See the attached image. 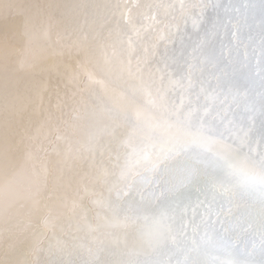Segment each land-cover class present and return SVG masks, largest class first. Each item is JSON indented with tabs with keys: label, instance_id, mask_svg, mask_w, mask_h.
<instances>
[{
	"label": "rangeland",
	"instance_id": "obj_1",
	"mask_svg": "<svg viewBox=\"0 0 264 264\" xmlns=\"http://www.w3.org/2000/svg\"><path fill=\"white\" fill-rule=\"evenodd\" d=\"M87 1H88V3H87ZM100 1H101V4H100ZM106 1V3H109V1L108 0H105ZM105 1L104 0H0V29H4V28H10L12 31H14L15 33H16V35L18 36V37H20V35H21V33L23 32V25H24V23L26 22V21H29V19H30V21L29 22H31V23H33V24H39L41 21H48V20H50L51 22H52V24H53V26H54V30L56 31V32H59L61 35H63L64 37H66V39L63 41V43L65 44V45H71L70 47L69 46H66V47H63V48H60L59 46H57V45H53V47L52 48H49L48 50H47V52L43 55V57H41L40 59H37L38 57H40L41 56V49L39 48V47H37V48H35L34 50H30L29 49V45H28V43H27V41L26 40H24V39H22V38H19V39H17L16 41H14L13 42V44L11 45V46H7V47H4L2 50H0V131H2V130H5V131H2V132H0L1 134L2 133H7L6 134V138H5V142H3L4 141V139H3V137H5L3 134H2V136H0V143L1 142H3V143H6V144H8V143H14L15 141H16V138H15V136L17 137V139H18V137H24L23 135L24 134H26L25 132L27 131V134H26V136H32V135H28V134H33V131H34V129H33V127L35 126V128H36V125L38 124V123H41L40 125L38 124V128H36L37 129V131H36V129H35V131H34V133H35V135L33 134V136H32V138L33 137H35L34 139H37V135L38 134H40V132L42 131V133L40 134V135H38L39 137H38V140H39V138L41 137V139L39 140V141H44V142H42V144L44 145V147H45V145L46 144H48L47 142H50L48 145H46V147L44 148L45 150V152L43 151L42 153H40L39 154V156H42V157H44V158H42L41 157V160H43L42 162L44 163V164H46L47 165V168H48V172H50L49 174H51V175H49V178L50 177H52L51 178V180L53 179L54 181H51V180H49V178H47V183L48 182H50L51 181V184L50 183H48L47 184V186L48 187H50V186H52L51 188H48L47 187V190L49 191H47V193H48V195H49V198H50V200L49 199H47V196L48 195H46L45 194V196L46 197H43V198H46V199H44V201L46 202H44L43 200H42V202H41V206L39 207V211L42 213V215L40 214V212L38 211H36V210H38V209H36V208H21L22 210L23 209H25L24 210V212L21 210V209H16V210H14V211H16V213L13 211H11L13 214L15 213V214H17L18 216H17V218H15V219H13V220H11V218H10V221H9V219H7V218H9V216L11 215L10 213H8V206L6 205V198H8V200L11 198V196H10V194L8 193V191H7V188H8V184H9V182L10 181H13V180H15V179H17L16 177H14L13 175L10 177V175L11 174H8L7 175V173H5V172H8V173H10L9 172V169H8V167H5V169L7 170V171H5L4 170V174L5 175H7V177H5V175H4V178H7V180L5 179L4 180V182L6 183V185H5V188H6V191H5V194L6 195H4L5 196V198H4V201H3V204L6 206V207H4V208H6V209H4V212H6L7 211V215L5 216V213H3L4 215L2 216V217H0V219L2 218H4V217H6V219L9 221H4L3 220V222H8V224H9V226L11 227V225H12V227H11V229H12V231L10 230V227L9 226H7V224L6 225H3V222H2V224L0 223V225L1 226H3L5 229H3V228H1V226H0V232H1V230L3 231V233L1 232L0 233V237H2V238H0V242L2 241V244L0 245V251H3V250H5V253H4V251L0 254V264H9V261H11L10 262V264H12V263H14V264H16V262H18V261H16V257L18 256H20L18 259H19V262H20V260L21 259H24V260H21V262H23V263H19V264H58V261H60L61 260V258H65L64 259V261L66 260V258L67 259H69L68 261L66 260L65 261V263H67V264H71V262L73 261V259L74 258H71V257H75L76 256V258L75 259H77L76 260V262H73L72 264H77V261H78V263L79 262H81V264H85L84 263V261L86 260V263L87 264H92L94 261V263L93 264H97V262H100V261H102L101 263H99V264H105L106 262L108 263V264H121L120 262H122V261H124V260H126L125 258L127 257L128 258V249L129 250H131V251H135V252H139V257H137L138 258V260L139 261H141V264H147V263H145V262H148V264H149V261L148 260H151L152 259V261L150 262V264L152 263H155V264H164V262H162L163 261V259H164V261H165V264H176V263H174V262H177V264H196V263H198V262H200L201 264H211V261H210V259L212 260V264H221V261L223 262V264L225 263V264H234V263H236V262H238L239 264H241V262H245V264H246V260H247V258H246V260L244 261L243 259H241L243 256H241V258L238 256V255H244L245 257H248L249 258V260L247 261L248 263L247 264H250L249 263V261L251 260V257H253V258H255V260L253 259L252 261H250L251 262V264L253 263V261L255 262L254 264H261L262 262H260V263H258V261H263V259L262 260H260L261 259V257L264 255V250H261V247H260V239L259 240H251L252 238L253 239H255L256 238V235H258L260 232H264V207H263V205H264V196H262V192L264 191H262V189L261 190H257L258 189V187H259V185H255V187H254V185H251V187L247 184V185H245V183H244V185H243V178H241V177H243V176H241L240 178L242 179V181H241V179L239 178V174L238 173H236V171L235 172H233V170L232 169H230V168H228L226 165H225V163H224V161L221 159V157H225V156H228L229 154H232L233 155V158L235 157V158H237L238 160H243V156L246 158L247 156L249 157L250 155H246L247 153H250L249 152V147L247 146V145H250V146H252L251 148L253 149H256L255 150V155H256V157H258V159H256V158H253V159H256L257 161H259L260 160V155H259V153L260 154H262L263 153V150H264V144H263V146L261 145L262 143H263V141H264V136H262V135H264V133L262 134V132H264V119H262V118H260V117H263L264 118V104H263V102H264V93H262V92H264L263 90H264V82H263V80H264V16H263V13H264V8H263V6L261 5V3H259L258 1H256V0H251V1H249V0H180V3H181V5L182 6H180V3H179V0H175V5H174V1H173V3H171V1L172 0H166V3H165V0H164V3L165 4H163V1H161V0H158V3L157 4H155L156 3V1L157 0H155V3H154V1L153 0H151V3H150V0H129V5H127L128 4V1L126 0V1H124V0H111L110 1V3L108 4V5H104L103 3H105ZM152 1H153V3H152ZM169 1H170V3L171 4H173L174 6H172L171 4H169ZM177 1H178V3H177ZM232 1H233V4L231 5L230 3H232ZM254 1H255V3H254ZM86 5H85V4ZM105 3V4H106ZM112 3V4H111ZM114 3H115V5H114ZM150 3V4H149ZM162 3V4H161ZM236 3V4H235ZM238 3V4H237ZM254 3V4H253ZM75 4V5H74ZM83 4V5H82ZM94 6H93V5ZM100 4V5H99ZM153 4H154V6L155 5H157V6H155V7H157V8H159V10L157 9H154L155 7L153 6ZM158 4H161V5H158ZM226 4V5H225ZM82 5V6H81ZM99 5V6H98ZM151 5H152V7H153V10L156 12V11H158V12H156L159 16H160V18H159V16L155 13V15H154V17L155 18H157V19H159L160 20V22L158 21H156V19L155 18H153L154 20H152V16H153V14H152V7H151ZM168 5H170L168 8L170 9V12H168L169 11V9H167V7L166 6H168ZM178 5H179V8H177L178 7ZM232 6V7H230V6ZM254 5H256V6H254ZM113 6V7H112ZM117 6V7H116ZM127 6H129V8L127 7ZM133 6V7H132ZM162 8L163 6H165L163 9H162V11H161V8ZM176 6V11H175V14H173L174 13V7ZM223 9H225V6H227V8L226 9H228V7L230 8L229 9V11L228 10H222L220 7ZM224 6V7H223ZM67 7H68V9H67ZM118 7H120V8H118ZM146 7H148V9H146ZM184 7L185 9H183L182 10V8ZM216 7V8H215ZM258 7H260V8H258ZM77 8V9H76ZM85 8V9H84ZM88 8V9H87ZM90 8V9H89ZM97 8V9H96ZM221 10H220V9ZM234 8H236V9H234ZM262 8V9H261ZM84 9V10H83ZM96 11H95V10ZM102 9V10H101ZM125 9V10H124ZM130 9V10H129ZM144 9V10H143ZM167 11H166V10ZM216 9L218 10V14H217V12H216ZM257 9H261V10H257ZM106 10V11H105ZM137 12H136V11ZM143 10V11H142ZM149 10V11H148ZM151 10V11H150ZM163 10H164V12H163ZM213 10H214V12H213ZM231 10H232V12H231ZM92 11V12H91ZM102 11H104V13L102 12ZM129 11V12H128ZM141 13H140V12ZM145 11V12H144ZM178 11V12H177ZM185 11H187V12H185ZM222 11V15H221V12ZM238 11V12H237ZM98 13V15H97V13ZM102 12V13H101ZM119 12H120V14H119ZM126 12V13H125ZM135 12V13H134ZM145 13V15H144V13ZM159 12L161 13V14H159ZM166 12V14H164ZM226 12H228V13H232L231 15L230 14H228V13H226ZM21 13V14H20ZM93 13H95V14H93ZM107 13V14H106ZM134 13V14H133ZM136 13H137V15H136ZM139 13V14H138ZM146 13L149 15H146ZM181 13H182V15H181ZM183 13H185V16H183ZM186 13H187V15H186ZM197 13V14H196ZM211 13V14H210ZM214 13H215V15H219L218 17L220 18V17H222L221 19H218V17L217 16H215L214 15ZM260 13H262V16L260 15ZM23 14V15H22ZM68 14V15H67ZM123 14H126V15H123ZM164 14V15H163ZM226 14V15H225ZM235 14H237V15H235ZM19 15V16H18ZM65 15H66V17H65ZM97 15V16H96ZM101 15H105V17L103 16V18L105 19H103V18H101L102 16ZM128 15V17H126ZM129 15L131 16L130 18H132V19H134V20H132V19H130V21L131 22H129ZM133 15V16H132ZM134 15H136V16H134ZM142 15H144L145 17H143ZM152 15V16H151ZM161 15H163V16H161ZM170 15V17H168ZM179 17H178V16ZM190 17H189V16ZM212 16L211 18H209L210 19V24H208L207 23V21L209 22V19L208 18H206V16ZM214 15V16H213ZM224 15V16H223ZM234 15V16H233ZM25 16H26V19H23V18H25ZM68 16V17H67ZM116 16H118V17H116ZM123 16H125V17H123ZM140 17V16H142L141 18H137V17ZM148 16V17H147ZM158 16V17H157ZM164 16H167L169 19H170V21H169V19L167 18V17H164ZM173 16V17H172ZM184 18H183V17ZM187 16L189 17L187 20H184V22L182 21V19H186L187 18ZM191 16H193V17H191ZM236 16V17H235ZM122 17V18H121ZM146 17L148 18L147 20H146ZM162 17V18H161ZM215 19H214V18ZM231 17V18H230ZM233 17H235V18H233ZM22 18V19H21ZM69 18V19H68ZM117 18V19H116ZM126 18V19H125ZM137 20H136V19ZM151 18V19H150ZM165 18H167V19H165ZM172 18H174V19H172ZM191 18H193V20H191ZM202 18V19H201ZM206 18V21L204 22L203 20ZM213 18V19H212ZM224 18V19H223ZM226 18V19H225ZM102 19V20H101ZM115 20V21H113V20ZM121 19L123 20V21H121ZM145 20V23H147V25H146V27H145V25H143V23L142 22H144V20ZM163 19V20H162ZM179 19H180V21H181V23H180V21H179ZM233 21H232V20ZM69 20V21H68ZM96 20V21H95ZM107 20V21H106ZM116 20H118V21H116ZM120 20V21H119ZM136 20V21H135ZM148 20H150V21H148ZM162 20V21H161ZM194 20H195V24L193 23L194 22ZM198 20H202V21H198ZM212 20H214L215 21V23L214 22H212L211 23V21ZM218 20V21H217ZM221 20V22H223L221 25L223 26V25H225V24H227L228 25V27H227V25H225V26H221V25H219V21ZM222 20H225V21H227V23L225 22V21H222ZM102 21V22H101ZM104 21H106V22H104ZM137 21H139V22H137ZM142 21V22H141ZM148 21V22H147ZM153 21V22H152ZM165 21V22H164ZM172 21H175V23H173ZM192 21V22H191ZM229 21H232V22H230V24L231 25H229L228 23H229ZM70 22V23H69ZM115 22H116V24H117V27L115 28V27H113L114 25H115ZM132 22H134V23H137V24H134V23H132ZM142 23V25H141V23ZM149 22H152L151 24L149 23ZM189 22H191V23H189ZM197 22V23H196ZM205 23L204 25H203V23ZM220 22V23H221ZM238 22V23H237ZM86 23V24H85ZM118 23H120V24H124V26H123V24L122 25H118ZM134 24V25H132V24ZM144 23V24H145ZM155 23V24H154ZM157 23H160V24H157ZM199 23H201V24H199ZM208 24V26H207V24ZM88 24V25H87ZM91 24V25H90ZM126 24V25H125ZM150 26H149V25ZM153 24V26H151ZM177 24H180V25H177ZM192 24H193V26H192ZM213 24H214V26H215V28H214V26H213ZM217 24V25H216ZM259 24V26H260V24H262L260 27L258 26V28H257V25ZM71 25H72V27H71ZM95 25H97V26H95ZM112 25V27H110ZM142 26V27H144V28H142L141 29V27L140 26ZM157 25L158 27H159V29H161V31L164 29V31H162L163 33H165L164 35H165V37H167V38H164V35L162 34V32L158 29V27L155 26ZM182 25H183V27H182ZM189 25H191V27L193 28V27H195L196 25H197V28L195 27L194 29H191V27L189 26ZM195 25V26H194ZM202 25V27H200ZM205 25L207 26V27H205ZM209 25H211L210 27H209ZM253 26V28L255 29H257V32H258V34L259 33H262L261 35L259 34L258 36H259V38L255 35V34H257V32L255 31V30H252V33L250 32V30H251V28H252V26ZM88 26V27H87ZM133 26V27H135V28H131V27ZM188 26V27H187ZM204 26V27H203ZM232 26V27H231ZM76 27H77V29L78 30H80L81 29V31H78L77 29H76ZM85 27H87L88 29H86ZM126 27H129V29L128 28H126ZM137 27H139L138 28V30H137ZM153 27V29L154 28H156V29H154V32L156 33H154L153 32V30L151 29V28ZM161 27V28H160ZM190 27V28H189ZM201 28V31L199 30V28ZM221 27V29L223 28V31L221 30V29H217V28H220ZM225 27H226V30L227 31H229V32H227L226 30H225ZM72 28V29H71ZM119 28V29H118ZM149 28V30H147ZM186 28H189V29H186ZM202 28L205 30H202ZM208 28L209 29H214V31H212V30H208ZM228 28H230L229 30H228ZM252 28V29H253ZM260 28V29H259ZM62 29V30H61ZM102 29V30H101ZM113 29H115V30H117L118 29V31H115V32H113L114 30ZM121 29V31H122V29L124 30L123 32L124 33H126V31H128L127 32V35H125V34H123V35H125V36H127L125 39H123L125 36H123L122 35V33H121V35H120V30ZM126 29V30H125ZM160 31V32H157L158 30ZM166 29V30H165ZM184 29V30H183ZM76 30H77V33H75L76 32ZM87 30V31H86ZM101 30V31H100ZM103 30H105V31H103ZM113 30V31H112ZM132 32H130V31ZM134 30H136V31H134ZM142 30V31H141ZM143 30H146V31H143ZM152 32H151V31ZM186 30L188 31V32H186ZM191 30V31H190ZM193 30H196V32H193ZM199 30V31H198ZM216 30V31H215ZM259 30L261 31V32H259ZM100 31V32H99ZM139 31V32H138ZM182 31V32H181ZM183 31L185 32V34H187L188 35V33H189V36H190V38H191V42H189L188 40L190 39V38H188V39H186V41H188L189 42V44H188V42H185V38H186V36L187 35H185V34H183ZM202 31H204V33H205V36L203 35L204 33H202ZM207 31H209L210 32V34H209V32H207ZM212 31V32H211ZM221 31L224 33H221ZM233 33H232V32ZM81 34H80V33ZM98 32V33H97ZM109 32V33H108ZM133 32H134V34H133ZM150 32V33H149ZM179 32V33H178ZM190 32H192V33H190ZM202 33V35L200 34V33ZM213 32L215 33V32H219V33H216L215 34V37H213L214 36V34H213ZM226 32H227V34H226ZM255 32V33H254ZM89 33V34H88ZM92 33V34H91ZM95 33V34H94ZM104 33V34H103ZM114 33V34H113ZM116 33V34H115ZM130 34V36H129V34ZM137 33V35H136V37L137 38H139L138 40H136V37H135V34ZM139 33H140V35H139ZM144 33H145V36H144ZM154 33V34H153ZM157 33H159L158 35L159 36H161L160 35V33L162 34V36H161V38H162V41H161V39H159L160 37L159 36H157L158 37V39H157V37L154 39L153 38V36L155 35H157ZM178 33V34H177ZM180 33L182 34V35H184V36H181L180 35ZM195 33V34H194ZM206 33H208V34H206ZM77 34H79V35H81L80 37H85L84 39H82V38H77L78 37V35ZM97 34H99L100 36L98 37V35ZM102 34V35H101ZM107 34V35H106ZM109 34H113V35H115V37H117L116 39H117V42H119V40H120V38L121 39H123V41L124 42H122V40H120V42L119 43H117L116 41H115V39H114V36H112V35H109ZM132 34H133V37H132ZM143 34V35H142ZM153 36H152V35ZM192 34V35H191ZM200 35V36H198V35ZM213 36H212V35ZM219 35V36H216V35ZM229 34V35H228ZM253 34H254V38H252V36H253ZM77 35V36H76ZM107 36V37H105V36ZM116 35H118V36H116ZM144 36L143 38H145V40L147 41H145L144 40V43H142V41H143V39H142V36ZM151 35V36H150ZM170 35V36H169ZM206 35H208L209 36V40H207L208 42V45H207V43L205 42L206 41V39H208V36H206ZM212 36V38H214L213 40L214 41H216V42H213V40H211L210 38H211V36ZM223 35V36H222ZM225 35V36H224ZM226 35L227 36H229V37H226ZM231 35V36H230ZM250 35H252L251 36V40H250ZM122 36V37H121ZM139 36H141V38L139 37ZM181 36V37H180ZM189 36H187V37H189ZM199 38H198V37ZM220 36H222L221 38H220ZM260 36L262 37V38H260ZM103 37H104V39H103ZM112 37V38H111ZM135 37V38H134ZM154 39V40H156L157 39V41H158V43H155L156 41H154L152 38ZM182 37H185V38H182ZM199 39H197V38ZM201 37H202V39L203 40H201ZM203 37H205L206 39H204ZM225 37V38H224ZM249 37V38H248ZM98 38V39H97ZM119 38V39H118ZM168 39V40H165V41H163L164 39ZM179 38V39H178ZM197 40H196V39ZM224 38V39H223ZM227 38V39H226ZM53 41H55L56 39H57V37L55 36V35H53ZM70 39V40H69ZM82 40V42H81V40ZM106 39H107V41H106ZM111 39V40H110ZM128 39V40H127ZM132 39V40H131ZM142 41H141V40ZM154 41L153 43H152V40ZM181 39H184V41H182ZM195 39V40H194ZM216 39V40H215ZM219 39V40H218ZM226 39V40H225ZM256 39H258V40H256ZM260 39V40H259ZM80 40V41H79ZM91 40V41H90ZM104 40V41H103ZM110 40V41H109ZM114 40V41H113ZM128 42H130V43H128ZM133 40H134V42L135 43H140L141 45H139V43L138 44H134L133 43ZM138 41V42H136V41ZM225 40V41H224ZM250 40V42H248ZM255 40V41H254ZM102 41H103V43H102ZM109 41V42H108ZM114 42V44L112 43V42ZM125 41L127 42V43H125ZM131 41H132V43H131ZM149 41V42H148ZM159 41H160V43H159ZM193 41V42H192ZM198 43L197 45V47L195 48V47H193V45L195 46L196 45V42ZM209 41H211V42H213V43H210ZM219 41H220V43H219ZM259 41V42H258ZM150 42H151V44L152 45H150ZM181 42H183V43H181ZM184 42L186 43V45L184 44ZM200 42L202 43V44H200ZM203 42H205V46H203L204 45V43ZM252 42V44H250ZM71 43V44H70ZM147 43H149L148 44V46H147ZM155 43V44H154ZM213 44L212 45V49H213V51H212V49L210 50V44ZM222 43H223V45H222ZM260 43V44H259ZM116 44V45H115ZM119 44H123L122 46H123V48H122V46L121 45H119ZM146 46H145V45ZM158 44H160V45H163V47L162 46H160V45H158ZM176 45V46H174V45ZM200 44V45H199ZM257 44L259 47H261L260 49H259V51L258 50H256V48H257V45H256V48H254V46ZM104 47V48H102V46ZM109 45V46H108ZM131 45H132V47H131ZM135 47H134V46ZM144 45V46H143ZM157 45V46H156ZM168 45H170V46H168ZM173 45V46H172ZM183 45H184V47H183ZM189 45H192V47L191 48H195L194 50H196V52L199 54V56H198V54L196 53V52H194V50L193 51H191V49H190V46ZM218 45V46H217ZM261 45V46H260ZM125 46V47H124ZM157 47V49L158 50H160V49H165V48H167V49H165V50H167L166 52H169V53H167V54H169V55H167V54H161V51H159L158 52V50L156 51V49L154 48V47ZM159 46V47H158ZM177 46H178V48H177ZM200 46V47H199ZM202 46V47H201ZM209 46V47H208ZM224 46H225V48H224ZM80 47V48H79ZM140 47V48H139ZM144 49H142V48ZM145 47H148V48H146L145 49ZM161 47V48H160ZM172 48V50H168V48ZM206 47H208V49H207V51L209 50V52H206ZM217 47H219V48H217ZM248 47V48H247ZM253 47V48H252ZM258 47V48H259ZM113 48V49H112ZM114 48H115V50L116 51H119L121 48V50L124 52V49H125V52L123 53L121 50L119 51L120 53L122 52V55L121 54H119L118 56H120L121 55V57H125L124 59H122L121 57H116L117 55H116V51L114 50ZM127 48V49H126ZM141 49V50H143L142 52H145V55H142V54H144V53H142V54H140V55H137V54H139V53H141V51L139 50V49ZM153 48V49H152ZM179 48H180V50H179ZM183 48V49H182ZM186 48H188V51H189V53H187L188 51H187V49ZM205 48V49H204ZM216 48V49H215ZM247 48V49H246ZM257 48V49H258ZM63 49H65V51L68 53V55H66L67 53H65V52H63L64 50ZM72 49H73V51H72ZM99 49V50H98ZM101 49H103L102 50V52H101ZM119 49V50H118ZM130 49H132L131 51L133 52H131L130 51ZM151 49L154 51H151ZM155 49V50H154ZM178 50V52L176 51V50ZM202 49V50H201ZM204 49V50H203ZM219 49V50H218ZM249 49V50H248ZM53 50V51H52ZM71 51L70 53H69V51ZM110 50V51H109ZM131 52V54L130 55H133V56H131L130 57V55L128 54V52L129 51ZM135 50V51H134ZM147 51V53H146V51ZM165 50H163V51H165ZM182 50V51H181ZM215 50V51H214ZM253 50H255L256 51V53L253 51ZM109 53H108V52ZM128 51V52H127ZM139 53H138V52ZM162 51V52H163ZM173 51H175V52H177V55H175L174 53H173ZM179 51H181V52H179ZM185 51H186V53H185ZM201 51V52H200ZM204 51V52H203ZM258 51V52H257ZM260 51H262V52H260ZM105 52H107L108 54H107V56L108 55H111V56H108V60H107V62H110L111 60H113V61H115L116 62V64H115V62H110L109 64H112L111 66L107 63V65H109L110 67H112V66H114V64H115V66H117V64H118V59H119V65L121 66L122 65V63L124 62L125 63V65H124V63H123V66H119L118 65V68L119 69H117V67H113L112 69L114 70V71H116V72H114L113 70V72L115 73H113V75H112V71L110 70L111 68L110 67H108L107 65H104V64H106V61L104 60V58H105V56H104V53ZM111 52V53H110ZM114 52H116V53H114ZM153 54H152V53ZM190 52H191V54H193V56L190 54ZM192 52H194V53H192ZM200 52V53H199ZM206 52V53H205ZM212 52H214V53H212ZM216 52V53H215ZM51 53V54H50ZM61 53H63V54H61ZM125 53H126V55H125ZM137 53V54H136ZM149 53H151V56L153 55V57H150L149 55ZM159 53V54H158ZM170 53H171V55H170ZM182 53V55H183V57H182V55H180V54ZM185 53V54H184ZM196 53V54H195ZM201 53L203 54V55H201ZM207 55H205V54ZM212 55H211V54ZM260 53L261 54H263V55H261L260 56ZM48 54H50V55H48ZM61 54V55H60ZM71 54V55H70ZM91 54V55H90ZM118 54V53H117ZM124 54V55H123ZM149 54V55H148ZM181 56V58H182V61L180 60L181 58L179 57V55ZM194 54L196 55V56H194ZM216 54V55H215ZM219 54V55H218ZM56 55V56H55ZM63 55V56H62ZM112 55L114 56L113 57V59L112 58H110V57H112ZM116 55V56H115ZM129 55V56H128ZM165 55V56H164ZM173 55V56H172ZM186 55V56H185ZM187 55H190V57H188ZM216 56V58H218V59H216L215 58V56ZM221 55V56H220ZM246 55V56H245ZM62 56V57H61ZM104 56V57H103ZM127 56H128V59H127ZM138 56H141V57H138ZM143 56V57H142ZM148 56V57H147ZM154 56H155V58H154ZM158 56V57H157ZM164 56V58H163V61L161 62V58ZM166 56H167V58L170 56H172V58L174 59H172V58H168V59H171V62H169V60H166L167 58H166ZM214 56V57H213ZM249 56H251V57H249ZM258 56H260V57H258ZM56 57V58H55ZM130 57V58H129ZM135 57H137V59L135 58ZM147 57V58H146ZM150 57V58H149ZM161 57V58H160ZM178 59H176V58ZM185 57H187V59H185ZM205 57H207V58H205ZM254 58V60H251V58ZM61 58V59H60ZM133 58H135V59H133ZM139 58V59H138ZM149 58V59H148ZM180 58V59H179ZM194 58H197V59H194ZM207 59V60H205V59ZM215 58V59H214ZM247 58H250V61H252L251 63H250V61H248L249 59H247ZM252 58V59H253ZM34 59V60H33ZM51 59L53 60V61H51ZM78 59V60H77ZM124 60V61H121L120 62V60ZM125 59H127V60H125ZM144 59H146L147 61L146 62H148L147 63V69H149L150 68V70H148L149 71V73H148V71L147 70H144V69H146L145 68V65L144 66H142L143 65V61H144ZM150 59H153V60H151V61H154V59H155V61H154V65H153V62H149V60ZM156 59L158 60L159 59V61H156ZM176 59V60H175ZM189 59V60H188ZM192 59L194 60V61H192ZM199 59H200V61L201 62H198L199 61ZM202 59V60H201ZM259 59H261L262 61H263V63H261L260 61H259ZM47 60L49 61V62H47ZM62 60H64V61H62ZM71 60V61H70ZM73 60V61H72ZM80 60H81V62H80ZM99 60H100V62H99ZM135 61V63H132V61ZM141 60H143V61H141ZM173 60V61H172ZM197 61V63H196V61ZM212 60H214V61H212ZM216 60H217V62H216ZM219 60V61H218ZM256 60H258V61H256ZM77 61H79V62H77ZM102 61V62H101ZM125 61H127V63L125 62ZM129 61V62H128ZM174 61H178V62H174ZM192 61V62H191ZM254 61H256L257 63H253ZM21 62H23L25 65H27V64H30V63H35L36 65H35V67L31 70V71H24V69H20L19 68V65H20V63ZM62 62H64L65 64H63ZM71 62V63H70ZM73 62V63H72ZM161 63V65L159 64H157V63ZM166 62V63H165ZM173 62V63H172ZM184 62V63H183ZM190 63L189 65H188V63ZM193 62H194V64H196V65H194L193 64ZM214 62V63H213ZM258 62H260V65H259V63ZM70 63V64H69ZM74 63H77L76 65L74 64ZM82 63V64H81ZM104 63V64H103ZM129 63H130V65L131 66H134V67H136V68H134V67H131V68H128V67H130L129 66ZM136 63L138 64V63H141V65H137V66H142V67H144L143 68V70L144 71H146V72H144V71H141V72H143V73H141L140 74V72L138 71V70H142V69H139V67H137L136 66ZM150 63V64H149ZM179 63H180V67H178L179 66ZM181 63L183 64L182 66H181ZM186 63H187V65H186ZM215 63H217V65L215 64ZM55 64V65H54ZM66 64H67V66H66ZM81 65V67H78L79 65ZM126 64H128V67H125L126 66ZM149 64V65H148ZM163 64V65H162ZM174 64H176L175 66H174ZM201 66H200V65ZM208 64H210V65H208ZM252 64V65H251ZM262 64V65H261ZM16 65H18V66H16ZM50 65V66H49ZM72 65V66H71ZM82 65L84 66L83 68H82ZM151 65V66H150ZM157 65V66H156ZM203 65V66H202ZM213 65V66H212ZM226 65V66H225ZM262 66L261 68H259V69H261V71L260 72H258V73H260V75L259 74H253L252 72H254L255 70H258L257 68L259 67V66ZM73 66H76V70L74 69L75 67H73ZM154 66V67H153ZM170 66H171V68H172V70H171V68H170ZM174 66V67H173ZM251 66V67H250ZM253 66V67H252ZM52 67H54V68H52ZM66 68V71L64 70L65 68ZM104 67V68H103ZM106 67V68H105ZM141 67V68H142ZM185 67H187V68H185ZM200 67V68H199ZM215 67V68H214ZM216 67H217V70H215L216 69ZM220 69H219V68ZM57 68V69H56ZM68 68H69V70H68ZM72 68V69H71ZM107 68H109V69H107ZM133 68L134 69H136L135 70V72H133ZM183 70H182V69ZM196 70H198V72L197 73H195V69ZM199 68V69H198ZM252 68H255L254 69V71H253V69H252V71H251V69ZM55 69V70H54ZM60 69V70H59ZM71 69V70H70ZM78 69H82V70H78ZM120 70V71H117V70ZM130 71L131 69H132V74H131V72L129 73V74H131V76L130 75H128L127 74V71L128 70ZM185 69H186V71H185ZM219 69V70H218ZM250 69V70H249ZM16 70V71H15ZM23 70V71H22ZM43 70V71H42ZM45 70V71H44ZM54 70V72H52ZM62 70H63V73L64 72H70V73H75V78L74 79H71V80H69V79H67L66 77H60V76H62L63 74H62ZM75 70V71H74ZM84 70V72H82ZM102 70V71H101ZM106 72H105V71ZM107 70L109 71V72H107ZM121 70H122V72H121ZM125 70V73L123 72ZM127 70V71H126ZM173 70H174V73H176V74H179L180 76H176V74H173ZM175 70H176V72H175ZM239 70V71H238ZM243 70H244V72H243ZM56 71H60V73L59 72H57V75H56ZM77 71H78V73L79 72H81L80 73V75L77 73ZM104 71V72H103ZM153 71V72H152ZM220 71L222 72V74L220 73ZM249 71V72H248ZM251 71V72H250ZM263 71V72H262ZM121 74H120V73ZM139 73L140 75H138L137 73ZM178 72V73H177ZM187 72H191L190 73V75L189 76H191L190 78L191 79H189V76L187 75ZM199 72H201L200 74H199ZM218 73V77H219V74H220V77L222 78H220L219 77V80L221 79L222 81H224V82H221V81H219V80H217L218 79V77H216V75H217V73ZM242 72V73H241ZM256 72V71H255ZM256 72V73H257ZM262 72V73H261ZM52 73V74H51ZM54 73V74H53ZM82 73H84V74H89V73H91L93 76H94V78H95V81L96 82H91V83H88L89 82V76L88 75H85V79H83V78H81L84 74H82ZM116 73H119L118 74V76H117V74ZM146 73V74H145ZM153 73V74H152ZM155 73V74H154ZM168 73V74H167ZM172 73V74H171ZM246 73V74H245ZM248 73V74H247ZM250 73V74H249ZM252 73V74H251ZM61 74V75H60ZM66 73H64V76H66L65 75ZM81 74H82V76H81ZM107 74H111L110 76L108 75L107 76ZM123 74V75H122ZM164 74H166V75H174L173 77L172 76H170L171 78H170V80L171 81H173V80H175L174 81V83L172 82H170V81H168V78H167V76L165 77L164 76ZM203 76H202V75ZM47 75V76H46ZM124 75H127L128 76V78L126 77V76H124ZM133 75V76H132ZM146 76V77H144V76ZM158 75V76H157ZM186 75V76H185ZM193 75H194V77L196 76V75H198L197 77H195V78H197V80L199 79L200 81H199V84H197V82L198 81H196V80H194L195 78L193 77ZM223 77H222V76ZM237 75V76H236ZM249 75V76H248ZM256 75H257V77H256ZM258 75L260 76V77H258ZM27 78H26V77ZM33 76V77H32ZM55 76L57 77V78H55ZM112 76V79H113V77L115 78V79H111L110 77ZM116 76V77H115ZM119 76H121V77H119ZM123 76V77H122ZM157 76V77H156ZM159 76H160V78H159ZM163 76V77H162ZM168 76V77H169ZM183 76V77H182ZM203 78H202V77ZM208 76V77H207ZM236 76V77H235ZM256 77L257 79L255 80V78L254 79H252L253 77ZM30 77H32V79L30 80ZM117 77H118V79H117ZM149 77L151 78L150 80H152L151 82L153 83V85L156 83H158L157 85H154V86H157V89L155 88V87H153V85L151 84V85H149L151 82H149L150 80H149ZM165 77V78H164ZM184 77H187L186 79L184 78ZM193 77V78H192ZM213 77V78H212ZM250 77V78H249ZM252 77V78H251ZM22 78V79H21ZM28 78H29V80H28ZM61 78H63V79H61ZM121 78H127V80H124L123 81V79H121ZM135 78V79H134ZM136 78H138L139 79V81H138V79H136ZM174 78H177V79H174ZM183 78L186 80H184L183 81V83H182V80H183ZM211 78V79H210ZM237 78V79H236ZM244 78L245 79H247V80H244ZM249 78V79H248ZM262 78V79H261ZM67 81H66V80ZM110 79V80H109ZM121 79V82L119 81ZM129 79H131V82H132V84H131V82L129 81ZM134 79V80H133ZM146 79H148V80H146ZM153 79H157V82H155V81H153ZM159 79H161V82L159 81ZM166 79V80H165ZM181 79V80H180ZM189 79V80H188ZM204 79V80H203ZM64 80V81H63ZM133 80V81H132ZM137 80V81H136ZM146 80V81H145ZM237 80V81H236ZM257 80H258V82H257ZM259 80H261V81H259ZM54 81V82H53ZM66 81V83H64L63 84V86H62V84L60 85V82L62 83V82H65ZM85 81H86V83H85ZM109 81V82H108ZM118 81V82H117ZM141 81H142V84H143V82L144 83H146V82H149L148 84H143L144 86L146 85L147 87H151V89L153 88V90L156 92V90H157V93H155L154 91H151L150 89H148L149 91H147V87H146V89H145V87H143L142 86V84H141ZM164 81V82H163ZM170 83V84H174L173 85V87L174 86H176V88L175 89H177V87L179 86V88L177 89V91L172 87H170V86H172V85H170L168 82ZM176 81H177V83H176ZM180 81H181V83H180ZM196 81V82H195ZM216 81V82H215ZM222 84H219V82ZM22 82V83H21ZM25 82V84L23 85V83ZM58 84H57V83ZM111 82V83H110ZM120 82V83H119ZM126 82H128V83H126ZM130 82V83H129ZM135 82V83H134ZM159 82L160 83H164L163 85L162 84H160V86H159ZM186 82H191V83H186ZM193 82V83H192ZM195 82V83H194ZM206 82V83H205ZM218 82V83H217ZM248 84H247V83ZM27 83H29V84H27ZM68 83V84H67ZM108 83V84H107ZM124 83V84H123ZM126 83V84H125ZM166 83H168L167 84V86L168 87H164V86H166ZM208 83H211V84H208ZM262 85H261V84ZM37 84H39V86H40V88L41 89H39V88H35V90H34V86L35 85H37ZM44 84V85H43ZM110 84H112V85H110ZM133 84H134V86H133ZM141 84V85H140ZM177 84V85H176ZM180 84H182V85H184V87L183 86H180ZM197 84V85H196ZM202 84H205V85H203V86H201V87H203L204 89H201L200 91H204L205 89L208 91H206L205 90V93L207 92V94L204 96V94L203 93H201V92H199V89L198 88H200V87H198V86H200V85H202ZM210 85V86H208V85ZM236 86H235V85ZM242 84V85H241ZM245 84H247V86L245 85ZM59 86V88H60V90H58L57 88H58V86ZM65 85V86H64ZM71 85V86H70ZM115 85H116V87H115ZM126 87H125V86ZM130 85V86H129ZM137 85H139V86H137ZM218 85H220V86H218ZM225 85V86H224ZM226 85L228 86V87H226ZM250 85V86H249ZM39 86H37V87H39ZM46 86V87H45ZM85 86H87L86 88H85ZM111 86V87H110ZM141 86V89H139V87ZM187 86V87H186ZM192 86V87H191ZM205 86V87H204ZM221 86H223L224 87V90H223V87H221ZM232 86V87H231ZM252 86V87H251ZM256 86V87H255ZM258 86H259V88L261 87V89H258ZM31 87V88H30ZM36 87V86H35ZM52 87V88H51ZM56 87V88H55ZM68 87H70L69 89H68ZM84 87V88H83ZM127 87L129 88V87H131V88H129V89H127ZM135 87H137L136 89H135ZM149 87V88H150ZM186 87V88H185ZM198 87V88H197ZM210 87V88H209ZM218 87V88H217ZM234 87H235V89H234ZM250 87V88H249ZM263 87V88H262ZM42 88H43V90H42ZM62 88V89H61ZM74 88V89H73ZM75 88H76V90H75ZM110 88V89H109ZM133 88V89H132ZM181 88V89H180ZM182 88H183V90H182ZM188 88V89H187ZM196 90H195V89ZM227 88V89H226ZM230 89V91H228L229 89ZM253 88V89H252ZM254 88H255V90H254ZM18 89V90H17ZM27 89H29V90H27ZM55 89H57V90H55ZM66 90V92H64L65 90ZM73 91V93L74 92H76V93H72V91ZM77 89L81 92V93H79V91H77ZM107 89H108V91H107ZM112 89H114L115 91H113ZM158 89H159V91H158ZM174 91H173V90ZM209 89H212V90H209ZM226 89V90H225ZM232 89H234V90H232ZM247 89H248V92H247ZM257 89V90H256ZM31 90V91H30ZM41 90H42V92H41ZM64 90V91H63ZM112 90V91H111ZM178 90H180V91H178ZM182 90V91H181ZM191 90V91H190ZM198 90V91H197ZM214 90V91H213ZM249 90H251V91H249ZM18 91V92H17ZM53 91H55V92H57V93H53ZM61 91V92H60ZM64 92V96H63V94H61V93H63ZM135 91V92H134ZM186 91V93L185 94H187V96H185V94L183 93V92H185ZM221 91V92H220ZM225 91H226V97H225V95L223 94V93H225ZM232 91V92H231ZM244 91H246L248 94H246V92H244ZM256 91L259 93H256ZM261 91V92H260ZM17 92V93H16ZM23 92H25V93H23ZM27 92V93H26ZM67 92H68V94H67ZM146 92H150L151 93V96H152V93L154 92V98H156V96H157V98H156V100H158V98L159 97H161V95L164 97V100H163V103H161V104H159V101H158V106L160 107V106H162V104L164 105V106H162L161 108V110H160V108H158V110H160V112L159 111H156L157 109L155 108V107H157V103H153L152 102V98H153V96H152V98L149 96V95H146ZM183 94H182V93ZM188 92H190V93H188ZM194 92L197 94V96L199 95V93H200V95L198 96V98L197 97H193V96H196V95H194ZM223 92V93H222ZM227 92H229V93H227ZM244 92V93H243ZM29 93H33V95L36 93L37 94V96L36 97H38L39 99L41 98V96H46V98L48 97V95H50L49 96V98H48V100L45 98V99H42V102L39 100L38 101V99L35 97V96H33V95H31V94H29ZM66 93V94H65ZM73 94V96H75L77 93L79 94V96L80 97H82V99L81 98H79V96L77 97L78 99H81L80 101L78 100V102L77 101H75L77 98H76V96L73 98V96H72V94ZM144 93V94H143ZM174 93L176 94V95H174ZM179 95H178V94ZM222 93V94H221ZM240 94V95H238V94ZM24 94V95H23ZM43 94H45V95H43ZM56 95V96H54V97H52L53 95ZM57 94H61L60 96L59 95H57ZM77 94V95H78ZM141 94H143L144 95V99L143 100H145L146 101V103H145V101H141V99L143 98V96L141 95ZM159 94H161L160 96H159ZM173 94V95H172ZM182 94V95H181ZM191 95V98L189 99V97L190 96H188V95ZM192 94H193V96H192ZM203 94V95H202ZM242 94V95H241ZM246 96H245V95ZM251 94H254L253 96L251 95ZM262 94V95H261ZM23 95V96H22ZM25 95H27V96H25ZM30 95V96H29ZM141 95V96H140ZM222 95L224 96V97H222ZM251 95V96H250ZM255 95H257V96H255ZM9 96H12V97H9ZM32 96H33V98H36L37 99V104L39 103L40 104V106L38 107V106H36L37 108H38V111L39 112H36L35 110L37 109V108H34L33 106H32V104L34 103V102H36V101H32ZM62 96H63V98H68V100H67V105H68V102H69V105H70V103H71V110H69V108H70V106H67V105H65V101H66V99H63V101H62ZM68 96V97H67ZM135 96H137L136 98H135ZM147 98H146V97ZM172 96V97H171ZM200 96L202 97V99L200 98ZM212 96V97H211ZM229 96V97H228ZM255 96V97H254ZM262 96V97H261ZM50 97H51V100H50V102H48L49 101V99H50ZM55 97H57L58 98V100H59V97H61V99H60V101L58 102L59 104H60V102H61V105H60V109H58L59 108V106H57V103H55V102H57V98L56 99H54ZM108 97V98H107ZM165 97H166V99H165ZM206 97V98H205ZM207 97H209L208 99H207ZM13 98V99H12ZM30 98V99H29ZM70 98V99H69ZM151 98V99H150ZM173 98V99H172ZM178 99V102H176L177 101V99ZM183 98H185L186 100H187V102H186V100L184 99V101H183ZM195 98H197L196 99V101H195ZM226 98V99H225ZM242 98H245L247 101H248V103H246L247 101L245 100V99H242ZM259 98V99H258ZM25 99V100H24ZM28 99V100H27ZM73 101H72V100ZM109 99V100H108ZM167 99H169L168 100V102L167 103H172L173 102V106L172 105H170L169 104V106H171V107H169L168 105H167V103H164L165 101H167ZM181 99V101H183L184 103H183V106H182V102L181 101H179ZM209 99H210V101H209ZM222 101H221V100ZM32 101L33 103L31 104V102H29V101ZM34 100V99H33ZM53 100H54V102H53ZM56 100V101H55ZM69 100H71V101H69ZM113 100H115V101H113ZM150 100V101H149ZM173 100H175V103H174V101ZM201 100V101H200ZM207 100V101H206ZM28 101V102H27ZM77 102L76 103V105H77V108H74V107H76V106H74L73 104H75V102ZM103 101H104V103H103ZM126 101H128V102H126ZM188 101H190V103L192 104H190V103H188ZM192 101H193V103H192ZM200 101V102H199ZM202 101L204 102V103H202ZM246 101V102H245ZM258 101H260L259 102V104H260V106H259V104L257 103ZM51 102H53V104L51 103ZM129 102H131V103H129ZM180 102H181V105H178V104H180ZM188 103V104H186V103ZM198 102V103H197ZM208 102V103H207ZM242 102H245V104H243ZM27 103H30L29 105L27 104ZM64 103V104H63ZM107 103V104H106ZM109 103V104H108ZM113 103V104H112ZM133 103V104H132ZM139 103H141V104H143V105H140ZM151 104V106H149L150 104ZM178 103V104H177ZM203 105H202V104ZM222 103V104H221ZM230 103H231V105H230ZM252 103V104H251ZM38 104V105H39ZM58 104V105H59ZM82 104V105H81ZM102 104V105H101ZM119 104V105H118ZM153 104H155L154 106H153ZM166 104V105H165ZM179 107H181L182 106V108H177L178 106ZM186 104V105H185ZM196 104H198L199 105V107H198V105H196ZM208 104V105H207ZM242 104V105H241ZM250 104V105H249ZM262 104V105H261ZM27 105H28V107H32V108H34V113H31V111H32V109L31 108H29L28 110H26L28 107H27ZM42 105L44 106H46V108H50V110H49V108L48 109H45V106H44V109L45 110H43V107H42ZM52 106V108H55V109H57V110H59L58 112H56V111H54V109L52 110V108H51V106ZM55 105L57 106V107H55ZM64 106V108H65V106H67V108H65L64 110H63V108H61V106ZM79 105V106H78ZM109 105V106H108ZM115 105H117L116 107H114ZM174 105H176L177 107H175ZM201 105H202V107L204 106H206L205 108L203 107H201ZM220 105H223V106H220ZM257 105H258V107H257ZM62 106V107H63ZM73 106V107H72ZM113 106V107H112ZM127 106H129V107H127ZM143 106V107H142ZM186 106V107H185ZM209 106V107H208ZM212 108H211V107ZM215 108H214V107ZM255 106V107H254ZM263 106V107H262ZM24 107H26L25 109H24ZM40 107H42L41 109H40ZM69 107V108H68ZM82 107V108H81ZM135 107V108H134ZM140 107V108H139ZM141 107H142V109H141ZM145 107V108H144ZM185 107V108H184ZM225 107H227V108H225ZM229 107V108H228ZM234 107H237V108H234V110H233V108ZM78 109V113H76V112H74V110L73 109ZM111 108V109H110ZM116 110H115V109ZM134 108V112L136 111V109L137 110H139V111H142L143 113H144V116H145V122H146V124L144 125V123L142 122V123H139V124H136L137 122H136V120L134 119V115H132V114H134V112L132 111V109ZM151 110H150V109ZM168 108V109H167ZM194 108H195V110L196 111H198V110H201L200 111V114H199V111L198 112H196V111H194ZM199 108V109H198ZM232 108V109H231ZM256 108V109H255ZM258 108V109H257ZM260 108H261V110H260ZM151 111V115H154L155 113L159 116V117H162L163 116V119L162 118H159V117H155L156 116V114L154 115V117H152L150 114H148L150 111ZM153 109V110H152ZM169 110V112L168 111H165V113L166 114H164L163 112H164V110ZM192 109V110H191ZM225 109V110H224ZM227 109H230V110H228V112H231V110H232V112H231V115H232V117H231V115H230V113H228L227 114ZM239 109V110H238ZM254 109V110H253ZM22 110H26V111H28V112H24V111H22ZM41 110H43V111H46V112H48L47 113V115L45 114V116H44V114H42V112L43 111H41ZM63 110V113H61L60 111H62ZM72 111L71 113V115L70 114H68V115H65V114H67L66 112L67 111ZM79 110H80V113H79ZM190 110L191 111H194V112H191L190 113ZM218 110V111H217ZM221 110V111H220ZM222 110H224L223 112H222ZM49 111L51 112V113H49ZM53 111L54 112H56V113H53ZM64 111H66L65 112V114H64ZM128 112V111H130V112H132V113H130V112H128L127 114L125 113V112ZM153 111V112H152ZM171 111V112H170ZM177 111V112H176ZM240 113H239V112ZM254 111H256V113L254 112ZM259 111V112H258ZM31 113V115H29V116H27V114H30ZM33 112V111H32ZM45 112V113H46ZM60 112V113H59ZM69 112V113H70ZM124 112V113H123ZM188 112H189V114H188ZM254 112V113H253ZM261 112V113H260ZM19 113H20V115H19ZM23 113V114H22ZM25 113V114H24ZM35 113H37V114H35ZM38 113H41L40 115H43L44 117H42V116H40ZM74 113V114H73ZM76 113V114H75ZM81 113H82V115H81ZM159 113V114H158ZM160 113H161V115H160ZM179 114V116L182 118V120L181 121H183V123L181 122V121H179L178 120V115H177V117H176V114ZM184 113V114H183ZM203 113V114H202ZM215 113V114H214ZM218 113V114H217ZM221 113H223V114H226V115H223V114H221ZM234 113H237V114H234ZM257 113H260V114H257ZM24 116V122H23V124H24V126L25 125H27V127H28V129H27V127L25 128L24 126H22V128L20 127L21 126V124H22V121H21V124H20V122L18 121L17 122V120H20V119H18V118H21V120H23V117H22V115ZM49 114V115H48ZM62 114L63 115H65V117L64 116H62ZM80 115V117L79 116H76V115ZM129 114H130V116H129ZM148 114V115H147ZM166 115L167 116V114H169V116H167V119L164 117V115ZM171 114V115H170ZM182 114H183V116H182ZM185 114H187V115H185ZM258 116H257V115ZM35 115L39 118V120H41V122L38 120V118H36L35 120L37 121H34L33 119H31L30 117L32 116V118H35ZM62 117V118H65V121H64V119H61V118H59L60 116ZM72 115H74V116H76V117H74V116H72ZM126 115V116H125ZM149 115H150V117H149ZM206 117H205V116ZM212 115V116H211ZM218 115H219V117H218ZM228 115H230L229 117H227ZM21 116V117H20ZM25 116H27V117H29L30 119H29V121H27L28 120V118L27 117H25ZM72 118H71V117ZM82 116V117H81ZM84 116V117H83ZM96 116V117H95ZM173 118H175V119H177V120H175V119H173ZM175 116V117H174ZM186 116V117H185ZM188 116H190V117H188ZM192 116V117H191ZM203 116V117H202ZM208 116V117H207ZM222 116L223 117H225V119L224 118H222ZM236 116V117H235ZM245 116V117H244ZM18 117V118H17ZM67 117H69V118H71V119H69V123H70V120H71V123L69 124L67 121H66V119H67ZM77 117H79V118H77ZM86 117V118H85ZM115 117V118H114ZM222 118V120H220L221 118ZM238 117V118H237ZM255 117V118H254ZM259 117V118H258ZM27 118V119H26ZM40 118H42V119H40ZM51 119L52 120V122L49 120V119ZM76 120H78V122H77V120L75 121L74 119ZM83 118V119H82ZM86 120H85V119ZM88 118V119H87ZM159 118V119H158ZM168 118L169 119H172V121H171V123L170 122H168V121H170V120H168ZM183 118H185L186 120L188 119L189 120V122H188V120H187V122H186V120L184 119L183 120ZM192 118V119H191ZM232 118H234L233 120H232ZM253 118H254V120H253ZM25 119H26V121H25ZM72 119H73V121H72ZM118 119V120H117ZM147 119L149 120L148 121V123H147ZM150 119H153L152 121L154 122L155 121V123L154 124H157L159 121H161L160 119H162V121L161 122H159V124L161 123V124H163V126H167V128L166 127H161L162 128V130H160V131H163V132H160L158 129H161V128H157V131L158 132H160V133H157V131L155 132V130L152 128V127H149V124H151L150 123ZM164 119H166V120H164ZM218 119H219V121H218ZM231 119V120H230ZM239 119V120H238ZM246 119H249V120H246ZM257 119V120H256ZM260 119V120H259ZM32 120L34 121V122H32ZM59 120H61V121H59ZM82 120V121H81ZM83 120H85V121H83ZM104 120V121H103ZM114 120V121H113ZM177 121L178 123L179 122H181V123H177V122H175V121ZM217 120V123H220V125L219 124H217V123H215V121ZM236 122H235V121ZM242 120H244V122L242 121ZM10 121V123L8 124V122ZM16 121V122H15ZM30 121H31V123H30ZM82 122V124H81V122ZM99 121V122H98ZM151 121V122H152ZM156 121H158L157 123H156ZM165 121H167V122H165ZM185 121V122H184ZM208 121V122H207ZM222 121V122H221ZM231 121V122H230ZM233 121V122H232ZM26 122H27V124H26ZM62 122H64V123H62ZM72 122H74V123H72ZM75 122H77V123H75ZM87 122V123H86ZM114 124H113V123ZM120 122H123V124L124 123H126V124H128V123H133V124H136V125H132L134 128H136V126L138 127V129L140 130H138L137 128V132L136 133H139L140 135H138V134H136L135 133V135H134V138H132V136H130L129 138H128V136L130 135V132H132L131 131V129H133V127L131 126V129L130 128H128L129 126H130V124H128V126L126 125V124H124V125H126V126H124L122 123H120ZM163 122V123H162ZM212 124H210V123ZM227 122V123H226ZM246 122V123H245ZM249 122V123H248ZM256 122V123H255ZM2 123H5L4 125H2ZM17 123H18V125H17ZM35 125H34V124ZM37 123V124H36ZM111 123V124H110ZM118 123V124H117ZM166 123V124H165ZM169 125H168V124ZM175 123H177V124H175ZM185 123H187L188 124V127L186 126V124ZM190 123V124H189ZM192 123H193V125H194V127H193V125H192ZM195 123V124H194ZM241 123V124H240ZM255 123V124H254ZM258 123V124H257ZM22 124V125H23ZM28 124H30V125H34V126H32L31 128L33 129V131H32V129L30 130V125L28 126ZM43 124H44V127H50V128H46V131H47V129H48V131H49V129H50V133L52 134H50V133H45V131H43V129H45V128H43ZM56 124H58V125H56ZM67 125V126H65V125ZM73 124H76V126L75 125H73ZM77 124H79V125H77ZM84 124H85V127H83L84 126ZM90 124V125H89ZM143 124V125H142ZM153 123H152V125H154ZM160 124V125H161ZM174 124V125H173ZM184 125V126H181V131H182V127H184V129L186 130V127H187V132H188V134H189V131L188 130H190V132L192 131V129L194 128V129H196L197 128V130H196V132L198 131V130H200V131H198V133L196 134V132H195V130H193L194 132H195V134L198 136V137H195L196 135L194 134V132H191V135L189 134V135H186V133L185 132H183V131H185V130H183L182 132L180 131V125ZM217 124V125H216ZM221 124H223V125H221ZM251 124V125H250ZM5 125H7V126H5ZM15 125H17L18 127H15ZM47 125V126H46ZM71 125V126H70ZM88 125V126H87ZM94 125V126H93ZM174 127H172V126ZM191 125V127H189ZM218 125H219V127H218ZM239 125H241V128L243 129V127H244V131H243V133L241 132V129H238L240 126ZM256 125H258V126H256ZM15 128H17V129H14V127ZM39 126H41V127H39ZM53 126V127H52ZM72 126H75V127H72ZM79 126V127H78ZM112 126H114V128L112 127ZM142 128V127H145L144 129H147V130H143V128H142V130L143 131H141V129H140V127ZM213 126V128L211 129V127ZM218 128V129H220V130H218V129H216V127ZM248 126H249V128H248ZM259 126H261V127H263L262 129H261V127H259ZM13 127V128H12ZM19 127L21 128V133H23L22 131L23 130H25V129H27L25 132H24V134L22 135L19 131ZM25 129H24V128ZM69 127H71V128H73L72 130H77V132H74L75 133V135H74V133L72 132V130H71V128L69 129ZM77 127H78V129H77ZM176 127L179 129V131L181 132V134H180V132L178 131V129H176ZM196 127V128H195ZM222 127H224V128H222ZM256 127V128H255ZM4 128V129H3ZM74 128H76V129H74ZM155 129H156V127H154ZM166 128V129H165ZM190 128V129H189ZM245 128H247V130L245 129ZM2 129V130H1ZM7 129V130H6ZM12 129H14L13 131H12ZM23 129V130H22ZM38 129H40V130H38ZM51 129H53V130H51ZM55 129H58L57 130V132H58V134L60 135V133H61V135L63 136L64 134H63V132L64 133H66L65 131H67V134L66 135H64V139H62V142L65 144H63L62 142H61V140H58L57 141V138H56V134H57V132L55 133ZM68 129L71 131H68ZM87 130V129H89L87 132L86 131H83V130ZM91 129V130H90ZM94 129V130H93ZM117 129H120V130H117ZM154 130V131H152L151 132V130ZM177 131V133H179V134H177L175 131ZM214 129V130H213ZM216 129V130H215ZM254 129H255V131H254ZM259 129V130H258ZM55 130V131H54ZM81 130H82V134H81ZM171 130L173 131V133L171 132ZM212 130V131H211ZM247 132H246V131ZM9 133H11V132H17L18 134H19V136H18V134H8V132ZM29 131V132H28ZM38 131H40L39 133H37ZM63 131V132H62ZM120 131V132H119ZM122 131V132H121ZM145 131V132H144ZM170 132V133H167V132ZM218 131V132H217ZM233 131V132H232ZM235 131V132H234ZM238 131V132H237ZM250 131V132H249ZM260 131H261V134H260ZM31 132V133H30ZM53 132H54V134H53ZM80 132V133H79ZM129 133V135L128 134H126L127 136H126V138L129 140V139H132L133 141H128V140H126L125 139V133ZM141 132V133H140ZM168 134V138H166L167 137V134ZM244 132H246L247 134H249L248 136H247V138L248 139H250V140H252L253 142L251 143L250 142V140H248L247 139V141H246V143L245 144H241V141L237 138V134H240L241 136H243L244 135ZM249 132V133H248ZM36 133H37V135H36ZM68 133H69V135L71 136L70 138H68L67 137V135H68ZM124 133V134H123ZM143 133H145V134H143ZM155 133H156V135H155ZM183 133V134H182ZM192 133L194 134V135H192ZM212 133H216V134H218V136L217 135H214V137H212L211 139L209 138V137H211V136H213L212 135ZM252 133V134H251ZM254 133H255V135H254ZM0 134V135H1ZM44 134H46L44 137H43V135ZM49 134V136H47ZM84 134H85V136H84ZM86 134H88V135H86ZM142 134H143V137H145V138H147L148 136V138H149V140L147 139V141H146V139H144L143 137H142ZM149 134H151V135H149ZM172 135L173 136V138H172V136H170V135ZM205 134V135H204ZM208 134V135H207ZM210 134V135H209ZM9 135H15L13 138L15 139H13L14 141H12V139H10L11 141H9L8 140V138L10 137H12V136H9ZM20 135H22V136H20ZM58 135V136H59ZM60 135V136H61ZM68 135V136H69ZM79 135V136H78ZM138 136L139 138H138V141H136L137 143H139V142H141V145L143 144V146H141L140 144L137 146V147H135L137 144H135V141L134 140H137V137H135V136ZM148 135V136H147ZM152 135H155L156 136V138H155V136H154V138H153V136ZM159 137H158V136ZM174 135H175V137H174ZM191 137V140H190V137L188 138V140H190V141H188L185 137ZM201 135H204L205 137L206 136H209V137H207V138H205V137H202ZM262 136V138L260 137V136ZM48 137V138H45V137ZM53 136V137H52ZM89 136V137H88ZM112 138V139H110V137ZM123 136H124V140L122 139L121 140V137L123 138ZM147 136V137H146ZM164 137V136H166V137H164L163 139H162V137ZM184 138H183V137ZM201 136V137H200ZM215 136H217V137H215ZM250 136H252V137H250ZM55 137V138H54ZM67 139H66V138ZM73 137H74V140L73 141H75V143L73 142V141H71L72 139H73ZM76 137V138H75ZM81 137V138H80ZM83 137V138H82ZM161 137V138H160ZM170 137V138H169ZM181 139H180V138ZM258 137V138H257ZM2 138V139H1ZM30 137H27L26 138V140H25V137L23 138L26 142H28L29 143V141H31L32 140V138L31 139H29ZM43 138H45V139H43ZM72 138V139H71ZM154 140H153V139ZM158 138V139H157ZM185 140H183V139ZM197 138V139H196ZM198 138L200 139V140H202L203 138H205V140H202V141H204V143H201L202 141H200V140H198ZM213 138H215V139H213ZM254 138H256V139H254ZM261 138V139H260ZM33 139V140H34ZM43 139V140H42ZM47 139V140H46ZM75 139H78V140H75ZM94 139V140H93ZM108 139V140H107ZM119 139V140H118ZM139 139L141 140V141H139ZM155 139H156V141H155ZM166 141H165V140ZM173 139H176L177 140V142H176V140H173ZM178 139H180V140H182V143H180L181 141H178ZM195 139L197 140V142H195ZM258 139V140H257ZM20 140H21V142H20ZM24 140H22V138L21 139H18L17 140V143H19V144H22V142L24 143L23 145H25L26 143H25V141ZM29 140V141H28ZM33 140H32V143L30 142V144H26V147H28V145L30 146L31 144H35L36 143V145H37V147H38V145L40 144V142H38V140H37V142H36V140H34V142H33ZM50 140H54V141H50ZM56 140V141H55ZM64 140H65V142H64ZM66 140H70V142H72V143H74V145L73 144H71L70 145V142L68 141V143H67V141ZM85 140V141H84ZM107 140V141H106ZM120 140H121V142H120ZM127 142H126V141ZM151 140V141H150ZM167 140H170V141H174V143H176V144H174L173 142H169V141H167ZM193 140V141H192ZM209 140H211L210 142H207V141H209ZM214 140V141H213ZM19 141V142H18ZM84 141V142H83ZM115 141H117L116 143H115ZM124 141V142H123ZM146 141V142H145ZM186 141H188L187 143H183V142H186ZM193 143H192V142ZM258 141V142H257ZM260 141V142H259ZM55 142H56V144H55ZM59 142H61L62 143V145H61V143H59ZM79 142V143H78ZM93 142V143H92ZM119 142H120V144H119ZM129 142V143H128ZM145 142V143H144ZM161 142L163 143L164 142V145H166L165 147L163 146V144H162V146L164 147V148H170V149H176L177 148V150H173V152L171 153L170 151H165L166 153H167V156H166V154L163 152V154L162 155H160V154H158V152H160L161 150H163V148L159 145V144H161ZM168 142L170 143V144H168ZM194 142H195V144H194ZM200 142V143H199ZM205 142H207L208 144H210V146H208L207 145V143H205ZM250 142V143H249ZM46 143V144H45ZM55 144V145H53V144ZM81 143V144H80ZM110 143V144H109ZM134 143V144H133ZM148 143H149V145H148ZM150 143H153V145L152 144H150ZM158 143V144H157ZM167 143V144H166ZM213 143V144H212ZM221 143V144H220ZM15 144V147H16V150H21V149H25V146H23V147H20V146H22V145H20L19 147L21 148H18V145H16V142L14 143ZM70 146H69V145ZM76 144V145H75ZM93 144V145H92ZM106 144V145H105ZM124 144H125V146H124ZM144 144H146L147 145V147L148 148H146V146H144ZM160 146V148H161V150H160V148L157 146ZM171 144H173V145H171ZM178 144V145H177ZM180 144H187L186 146H188L187 148H186V146L185 145H183V146H181ZM190 144H192L191 146H190ZM194 144V145H193ZM198 144H200L201 145V147L203 148H199L200 147V145H198ZM202 144H206L207 145V147L209 148L208 150H207V147H206V145H203L202 146ZM53 145V146H52ZM73 145V147H71ZM98 145H99V147H98ZM151 145V146H150ZM174 145H177L178 147H180L181 146V150H182V152H180V151H178L179 149H178V147H176L175 146V148L173 147L172 148V146H174ZM211 145H213V147H211ZM48 146V147H47ZM52 146V147H51ZM55 146H58L57 148H59V149H54L55 148ZM66 146V147H65ZM69 146V148L67 149V147ZM75 146V147H74ZM119 146H121L120 148H122L123 150H121L120 148H119ZM127 146V147H126ZM130 146L131 147H135L138 151L140 150L141 151V149H143L144 151H141L142 153H147L148 155L150 154V156H151V158H149L150 156H148V159L146 160V162H147V166L148 167H146V164H144V163H146L145 162V159H144V161L141 159V158H143L142 156L144 155V154H141V152H140V159L139 160H142V161H139V165H138V163H136L135 161V159H133V157H132V160H133V166H132V168H131V170L133 171H130V173H128L127 174V180L125 179L126 178V176L125 175H123L122 177H121V172L122 171H120V170H123L124 169V165L126 164V163H128L127 162V160L129 159V156H128V152H129V150H130ZM140 146V149L138 148ZM154 146H156V147H158V148H156V149H158L157 150V154H155L156 153V150H155V152H154V150H152V149H154L155 147ZM255 146H256V148H255ZM51 147V148H50ZM92 147V148H91ZM129 147V148H128ZM152 147V148H151ZM154 147V148H153ZM184 147L186 148L185 149V151H183V149H184ZM193 147V148H192ZM210 147L212 148V150L210 149ZM235 147H236V149H235ZM257 147L258 148H260V149H258V151H257ZM63 148V149H62ZM125 148H128V149H125ZM183 148V149H182ZM205 148H206V150H205ZM239 148H240V150H239ZM242 148V149H241ZM248 148V149H247ZM261 148H263V149H261ZM27 149V148H26ZM39 149V147L37 148V150ZM120 149V150H119ZM125 149V150H124ZM190 149V150H189ZM195 149H197L198 151H200L201 149V154L199 153V154H197V152H195V151H193V153H194V156L192 157H190V154H191V152H192V150H195ZM232 149H233V151H232ZM253 149V150H254ZM19 150L18 151H16V154L17 155H21V153H22V151L23 150H21V152H19ZM126 150L128 151L127 152V154H126ZM145 150L147 151V152H145ZM150 150V151H149ZM151 150L153 151V153L154 154H152V152H151ZM186 150H187V153L185 154V153H183V152H186ZM237 152H236V151ZM239 150V151H238ZM244 150V151H243ZM247 150H248V152H247ZM259 150H260V152H259ZM51 151V152H50ZM53 151V152H52ZM60 151H61V153H62V155H59L58 153H60ZM72 151H73V153H72ZM89 151V152H88ZM124 151V152H123ZM164 151V150H163ZM178 151V152H177ZM191 151V152H190ZM210 152V151H212L211 152V154H209V153H203V152ZM225 151V152H224ZM262 151V152H261ZM57 152V153H56ZM120 152V153H119ZM122 152V153H121ZM151 152V153H150ZM162 152V151H161ZM237 153V157L235 156V154ZM238 152H240L239 153V155H238ZM242 152L243 153H245V152H247L246 154H243V156L241 155L242 154ZM251 152H253V154L252 153H250L251 154V158L252 157H254V151H251ZM257 152V153H256ZM20 153V154H19ZM45 153V154H44ZM54 153V154H53ZM60 153V154H61ZM71 153V154H70ZM75 153H76V155L77 156H75ZM90 153H93V154H90ZM118 153V154H117ZM180 153V154H179ZM185 154L186 156H187V154H189L188 156H189V158L187 157V161H189V162H187L186 161V156L184 157L183 156V159H182V155L183 154ZM233 153H235V154H233ZM52 155V156H50V155ZM55 154H58L57 156H59V158H56L55 159V157H56V155ZM90 154V155H89ZM101 154V155H100ZM119 154H126L125 156H122V158H120L121 157V155H119ZM152 154V155H151ZM168 154H170V155H168ZM179 154V155H178ZM205 155V156H203L204 158H203V160H202V155ZM207 154H209L210 156L208 157V156H206ZM44 155H46V156H44ZM48 155H49V157H54V159L52 160L51 158H49L48 157ZM64 155H66L65 157L66 158H68V160L65 162V157H64ZM92 155H95V156H92ZM142 155V156H141ZM162 157L161 159H160V156ZM163 155H165V157L163 156ZM191 155H193V154H191ZM198 155V156H197ZM201 155V156H200ZM241 155V156H240ZM259 155V156H258ZM98 156V157H97ZM117 156V157H116ZM155 156H158V158L160 159V161H156V160H159L158 158H155ZM169 156H170V158H169ZM172 156V157H171ZM178 156V157H177ZM62 157V158H61ZM63 157H64V161H63ZM74 157V158H73ZM82 157V158H81ZM96 157V158H95ZM116 157V158H115ZM125 157V158H124ZM128 157V158H127ZM168 157V158H167ZM175 157V158H174ZM195 157L196 158H198L197 159V161H195V163H194V160L193 159H195ZM208 157V159L206 160V158ZM242 159H241V158ZM101 158H102V160H101ZM185 158V159H184ZM193 158V159H192ZM210 158V159H209ZM244 158V159H245ZM57 159H58V163L62 166H58L59 164L57 163ZM72 159H74V160H72ZM91 159H92V161H91ZM106 159V160H105ZM123 159V160H122ZM130 159H131V157H130ZM150 159H151V161L153 160V162H149L150 161ZM162 159H166L165 161H168L169 160V162H168V164H166L167 162H163V160ZM168 159V160H167ZM171 159V160H170ZM179 159V160H178ZM251 160L252 162L254 161L255 162V160ZM52 160V161H51ZM61 160V161H60ZM99 160V161H98ZM125 160V161H124ZM178 160V161H177ZM184 160V161H183ZM196 160V159H195ZM202 160V162L203 163H201L202 164V168H203V170H201V167H200V165H199V169L198 168H196L195 166H197L198 167V165L197 164H199L198 163V161H201ZM208 160H209V163H208ZM234 160V159H233ZM236 160V159H235ZM234 160V161H235ZM46 163H45V162ZM56 161V162H55ZM93 162V161H95L94 163L97 165H95V164H91V162ZM124 161V162H123ZM156 161V162H155ZM162 161V162H161ZM174 163V161H177L176 163H172V162ZM184 162V164H187V165H184V164H181L182 162ZM62 162V163H61ZM64 162V163H63ZM99 164H98V163ZM104 163V164H102V163ZM135 162V163H134ZM155 162V163H154ZM158 162H160L161 164H159ZM179 162H180V164H179ZM186 162V163H185ZM193 162V163H192ZM251 162V164H252V172H254V173H250V174H256L257 175V173L260 171L259 169V167H260V165H259V167H258V165H257V162H253L252 163ZM21 163L23 164V162L21 161ZM54 163V164H53ZM143 164V166H142V164ZM156 164V165H154V164ZM165 163V164H164ZM171 163V164H170ZM259 163V162H258ZM58 164V165H57ZM64 166H63V165ZM102 164V165H101ZM134 164H136L135 165V167H134ZM151 164H152V166H151ZM159 164V165H158ZM176 164V165H175ZM190 164V166H188ZM192 164H194V165H192ZM105 165V166H104ZM141 165V166H140ZM161 165H162V167H161ZM207 165V166H206ZM215 165H217V166H215ZM255 165H257L256 167H255ZM67 166V167H66ZM70 168H69V167ZM72 166H74V168L72 167ZM92 166H93V172L91 171L92 170ZM100 166V167H99ZM104 166V167H103ZM119 166V167H118ZM137 166V167H136ZM139 166L141 167V168H143V172H142V170H141V173H143V174H141V173H139L138 174V172H140L139 170L141 169H137L136 170V168H139ZM151 166V167H150ZM169 167V169H167L168 167ZM182 166V167H181ZM187 167L186 169H185V167ZM192 166V167H191ZM89 167H91V168H89ZM134 167V168H133ZM144 167H145V169L146 168H148V169H146V171H145V169H144ZM150 167V168H149ZM154 167V168H153ZM158 167V168H157ZM164 167H165V169H167V171L164 169ZM171 167V168H170ZM173 167H175L173 170H172V168ZM177 167H179V169H177ZM184 167V168H183ZM191 167V168H190ZM193 167H194V171H193ZM207 167H209V171L207 172V170H208V168ZM70 169V172L69 171H67V169ZM98 168V169H97ZM117 168H119V169H117ZM162 168L164 169V170H162ZM180 168H181V170H180ZM206 168H207V170H206ZM256 168V169H255ZM91 169V170H90ZM110 169V170H109ZM116 171H115V170ZM134 169V170H133ZM152 169V170H151ZM159 169H160V171H159ZM177 169V171H175ZM185 170V171H182V170ZM190 169V170H189ZM228 169V170H227ZM71 170L73 171L72 173L73 174H70L71 173ZM86 170V171H85ZM109 170V171H108ZM115 172H114V171ZM150 170L152 171V172H150ZM156 170V171H155ZM171 170V171H170ZM187 170H189V171H191V172H189V171H187ZM198 171V172H202V173H198V172H196V171ZM222 170L224 171V172H222ZM106 171V172H105ZM111 171V173H109ZM113 171V172H112ZM119 171V172H118ZM146 172V176H145V172ZM156 172V173H154V172ZM165 172V175L164 174H162V172ZM175 171V172H174ZM180 171H182V173L180 172ZM204 171V172H203ZM65 172H67V174H65ZM69 172V173H68ZM90 172H92V173H90ZM100 172V173H99ZM118 172V173H117ZM149 172V173H148ZM188 175H186L185 173ZM195 174H194V173ZM206 172V173H205ZM228 172V174H226ZM256 172V173H255ZM105 173V174H104ZM120 173V174H119ZM137 173V174H136ZM158 173V174H157ZM171 173V174H170ZM177 173V174H176ZM184 173V174H183ZM260 173V172H259ZM56 174V175H55ZM68 174L70 175V176H68ZM94 175V177L92 176V175ZM114 174V175H113ZM117 174V175H116ZM120 176H119V175ZM132 174H134V175H132ZM155 174H157V175H159L160 177H162V175H163V177L165 176V178H164V180H163V177L162 178H160L159 176H158V179H157V175H155ZM170 174V175H169ZM180 174V175H179ZM186 175V176H183V175ZM198 174V175H197ZM200 174V175H199ZM206 174H209V175H206ZM225 174V175H224ZM235 174V177L237 176V174H238V176L235 178L233 175ZM66 175V176H65ZM87 175V176H86ZM97 175H99V177H100V175H101V177H100V179H99V177H97ZM102 175H103V177H102ZM106 175V176H105ZM108 175L110 176V178H111V180H110V178L108 177ZM129 175V176H128ZM132 177H131V176ZM136 175V176H135ZM139 175V176H138ZM140 175H142V179H141V176ZM174 175V177H172V176ZM177 175H179V176H177ZM192 175V176H191ZM223 175V176H222ZM117 176H119V177H117ZM124 176H125V178H124ZM149 176H150V179H149ZM175 176H177V177H175ZM181 176H182V178H181ZM191 176V177H190ZM71 177V178H70ZM98 178V180H97V178ZM129 177V178H128ZM130 177H131V179H130ZM135 177H138V178H136L135 179ZM146 177V178H145ZM154 177H155V179H154ZM180 177V178H179ZM185 177H186V179H185ZM204 177V178H203ZM223 177V178H222ZM87 178V179H86ZM90 178V179H89ZM92 178H96V182H98V183H96L95 181H93L92 180ZM105 178V183H103L104 181H103V179ZM113 178H117V179H113ZM122 178V180H121V183H120V179ZM124 178V179H123ZM133 178V179H132ZM145 180H144V179ZM162 180H160V179ZM187 178H188V180H187ZM190 178V179H189ZM221 180H220V179ZM233 178V179H232ZM73 179V180H72ZM106 179H108V180H106ZM118 179H119V181H118ZM134 180V181H129V180ZM148 179V180H147ZM153 179V182L151 181ZM185 181V183H184V181ZM193 179V180H192ZM236 179V180H235ZM238 179L241 181V184L239 183L240 181H238ZM95 180V179H94ZM115 182H119V184L117 185V184H115L114 183V181ZM117 180V181H116ZM141 180V181H140ZM169 180V181H168ZM181 180V181H180ZM186 180L189 182V183H187L186 182ZM220 182H219V181ZM73 181V182H72ZM93 182V184H91L92 182ZM112 181H113V184L111 185V183H112ZM123 181V182H122ZM126 181H127V183H128V185H129V183H131L129 186L128 185H124V183L125 184H127L126 183ZM129 181V182H128ZM139 183H137V182ZM149 181L151 182V183H149ZM158 181V182H157ZM183 181V182H182ZM53 182V183H52ZM75 182V183H74ZM85 182V183H84ZM91 184V186H90V184ZM101 182V183H100ZM107 182H109V183H107ZM132 182H133V185H132ZM154 182L156 183V185L154 184ZM167 182V183H166ZM170 182H173L172 184L170 183ZM181 182V183H180ZM63 183V185H61ZM79 184V185H75V184ZM135 183H137L138 184V187H136L137 186V184L135 185ZM141 183V184H140ZM169 183V184H168ZM50 184V185H49ZM55 184H56V186H55ZM74 184V185H73ZM88 184V185H87ZM109 184V185H108ZM120 184H123L122 186H120ZM145 184V185H144ZM150 184V185H149ZM152 184V185H151ZM154 184V185H153ZM158 184H159V186H158ZM166 185V186H164V185ZM171 184V185H170ZM233 184H235V185H233ZM81 185V186H80ZM86 185V186H85ZM92 185H98V187H95V186H92ZM103 185V186H102ZM105 185V186H104ZM108 187H107V186ZM114 185H116L117 186V188H115L114 187ZM164 186V187H160V186ZM175 185V186H174ZM229 185V186H228ZM56 188H55V187ZM79 188H78V187ZM88 186H89V189H88ZM112 186V187H111ZM123 186H125V187H123ZM132 188H131V187ZM232 186H234V187H232ZM253 186V187H252ZM59 187V188H58ZM83 188V189H85V190H80V188ZM105 187V188H104ZM107 187V188H106ZM110 187L112 188L111 189V191H108L109 189H110ZM129 187V189L127 190V188ZM135 189H134V188ZM156 187V188H155ZM238 189H237V188ZM246 187H248V189L246 188ZM250 187V188H249ZM53 188V189H52ZM59 190H58V189ZM63 188V189H62ZM92 188V189H91ZM93 188L96 190V191H94L93 190ZM97 188H99V189H97ZM117 190H115V189ZM124 188V189H123ZM158 188V189H157ZM162 188V189H161ZM163 188L165 189H167V190H164V192H162L163 191ZM172 188L174 189L173 191H172ZM181 188V189H180ZM185 188H187V189H185ZM257 188V189H256ZM260 188V187H259ZM56 189H57V191H56ZM79 189V190H78ZM119 189H121V190H119ZM134 189V190H133ZM138 189V190H137ZM140 189V190H139ZM141 189H142V191H141ZM214 189V190H213ZM253 189H256V190H253ZM56 191L54 194H53V192L54 191ZM74 190V191H73ZM101 190H104L103 191V193H102V191ZM106 190L109 192V194L110 193H114L115 194V197H117V196H119V197H121V199L123 200V198H125L126 197V199H124L123 200V202H122V200L121 199H119V197H117L120 201H118V199L117 200H115L116 198L114 197V194L112 195V197H111V194L110 195H108V194H106V195H108V196H104V192H106ZM119 190V191H118ZM123 190H124V192L125 193H123ZM132 190L134 191V192H132ZM136 190V191H135ZM159 190V191H158ZM162 190V191H161ZM175 190H176V192H175ZM182 190V191H181ZM52 193H51V192ZM80 191L82 192V194H80ZM140 192V193H138L137 195L135 194V193H137V192ZM144 191V192H143ZM167 191V192H166ZM260 191H262V192H260ZM72 192V193H71ZM75 192H78L79 193V195L81 196V197H77L78 196V193H74ZM96 192V193H95ZM99 192H100V194L102 195L103 194V196L104 197H102V196H100V194H99ZM126 192H129L128 194L126 193ZM145 193V194H143V193ZM159 192V193H158ZM255 192V193H254ZM62 193V195L61 196H59L58 197V195H60ZM117 193H118V195H117ZM123 193V195L122 196H120L121 194ZM132 193L134 194V196L132 195ZM141 193L143 194V195H141ZM147 193V194H146ZM178 193V194H177ZM55 194H57V195H55ZM96 196H95V195ZM126 194V195H125ZM149 194V195H148ZM171 194H172V196H171ZM9 195V196H8ZM85 195V196H84ZM97 195H99L100 197L98 198L97 197ZM117 195V196H116ZM141 195V196H140ZM145 195H146V198L147 197H149V196H151V198L149 197V198H147V200L145 199ZM255 195V196H254ZM55 197V196H57L58 197V199L57 198H55L56 199V201L55 202H57V204L56 205H54L55 204V202H54V198H51V197ZM71 196V197H70ZM88 196V197H87ZM111 197V199L112 200H114V203H113V201L110 199V197ZM135 196H137V197H135ZM141 198H140V197ZM171 196V197H170ZM175 196H177L176 198H174ZM250 196V197H249ZM61 197V198H60ZM72 199H70V198ZM84 198V199H82L84 202H81L79 199L80 198ZM108 197V199L110 200H108V199H106V198ZM113 197H114V199H113ZM123 197V198H122ZM133 197H134V200H136L137 199V201H133L132 199H133ZM139 197V198H138ZM144 197V198H143ZM174 198L173 200L171 199V198ZM66 200V202H69V204H70V202H71V205H72V203H73V207L72 206H69V204L67 203L66 204V202H65V200ZM96 198H97V200L98 201H96ZM103 198V199H102ZM136 198V199H135ZM168 198V199H167ZM170 198V199H169ZM178 198V199H177ZM181 198V199H180ZM182 198H184V199H182ZM61 199V200H60ZM105 199H106V201H105ZM132 201H131V200ZM144 199V200H143ZM151 200V203H150V201L149 200ZM261 199V200H260ZM7 200V201H8ZM47 200V201H46ZM48 200H49V202H51V203H47L48 202ZM52 200V201H51ZM71 200V201H70ZM79 200V201H78ZM96 201V202H94V201ZM101 200V201H100ZM125 200H126V202H125ZM146 200V202H144ZM180 200V201H179ZM58 201H59V203H58ZM61 201H63V203L61 202ZM79 203H78V202ZM127 201H129V202H127ZM140 201H142V202H139ZM147 201H148V203H147ZM164 201H168V202H164ZM174 201H176L175 202V204H176V206H175V204L174 203H172V202H174ZM246 201V202H245ZM54 202V203H53ZM60 202L62 203V205L63 206H61L60 205ZM75 202H77V204L75 203ZM118 203V206H119V204H121L122 203V205H120V208H121V206H123V204H124V206L126 205H128V207L126 208V206H125V208L123 209V207L120 209L121 211H123L122 213H119V211H118V209H119V207L118 208H116V206H117V203ZM120 202V203H119ZM125 202V203H124ZM131 202V203H130ZM152 202H153V204H152ZM252 202V203H251ZM256 202V203H255ZM45 203V204H44ZM52 203H53V205H52ZM84 203V204H83ZM86 203V204H85ZM94 203V204H93ZM100 205V204H102V206H103V208H102V206H101V208H100V206L98 205V204ZM103 203H104V205H103ZM111 203V204H110ZM116 203V204H115ZM127 203V204H126ZM142 203H145V204H143L144 206L142 207ZM170 205H169V204ZM180 203V204H179ZM228 203H230V204H228ZM8 204V203H7ZM64 204H66V205H64ZM76 204V205H75ZM98 205V207L101 209H99V211H98V209H97V211H95L96 210V207H97V205ZM112 204H114V206L112 205ZM156 204V205H155ZM171 204H173V205H171ZM192 204H193V206H192ZM257 204V205H256ZM263 204V205H262ZM68 205V206H67ZM94 205H96V207L94 206ZM133 205V206H132ZM136 205V206H135ZM152 205V206H151ZM180 205V206H179ZM232 205V206H231ZM234 205V206H233ZM65 206H67V207H69V210H67L68 208H66L65 209ZM81 206V207H80ZM93 206V207H92ZM106 206H108V207H106ZM130 206L132 207V210L130 209ZM137 206H140V207H137ZM181 208H179V207ZM182 206V207H181ZM231 207V209H230V207ZM59 207H61V208H59ZM64 207V208H63ZM71 207V208H70ZM80 207V208H79ZM91 207V208H90ZM113 207V211H115V212H113L112 210H111V212H113V214L114 215H116V213H117V218L119 217V218H122V217H124V216H126V215H130V214H136L135 215V217L137 216V217H140V216H138L137 214H139V215H142L141 217H140V219H138V220H140V221H138L137 220V222L136 223H134L135 225H133L132 224V227H130L131 229H134V230H131L130 228H127L128 229V231L127 232H129V233H125L126 232V229H125V231L124 230H119V229H111L113 232H116V230L118 231V235H116V233H113L112 232V234L113 235H116L115 237L116 238H113L112 239V236L110 237V235H112V234H110V230L108 229V231H107V227L105 226L107 223H104L105 225H103V222H105L104 220L106 219H108V217H109V219L107 220V221H109V220H113L111 217H115L114 215H112L111 214V212H110V209ZM134 207H136L137 209H139V213L137 212V209L136 208H134ZM147 207V208H146ZM162 207V208H161ZM167 207H169V209L167 208ZM178 207V208H177ZM187 207H188V209H187ZM258 207H259V209H258ZM53 208V209H52ZM63 208V209H62ZM75 208L76 209H79V211L77 210H75ZM82 208H83V210H82ZM86 208V209H85ZM92 208H93V211L94 212H99V215L98 216H96L97 215V213L94 215L93 213V215L90 213V212H93L92 211ZM107 208V209H106ZM114 208H116V209H114ZM146 209L147 211H144L145 212V215H144V213H143V210L144 209ZM149 208H150V210H152V211H149ZM165 208V209H164ZM176 208V209H175ZM182 208H183V210H182ZM191 208V209H190ZM242 208H243V210H242ZM48 209V210H47ZM55 209V210H54ZM88 209V210H87ZM107 211H106V210ZM109 209V210H108ZM136 209V210H135ZM161 209H163V210H161ZM239 209H241V210H239ZM20 210V211H19ZM41 210H44V212H46V211H49L50 210V212H51V214L55 217V215H56V222H55V225H58V226H55V228L53 229V228H48L47 229V227H45L44 226V228L43 229H47V230H45V232H43V229L41 230V226L39 227V225H41V219H42V221H43V223H44V220L47 218L46 216H48V214L50 213V212H46V213H44L43 214V211H41ZM62 210H65L64 212H62ZM70 210H72V211H70ZM74 210H75V212H74ZM86 210V211H85ZM91 210V211H90ZM103 210H105L104 211V213H102L103 212ZM135 210V211H134ZM153 210H154V212H153ZM168 210V211H167ZM178 210V211H177ZM191 210H193V211H191ZM231 210V211H230ZM256 210V211H255ZM258 210V211H257ZM263 210V211H262ZM18 211V212H17ZM28 211V212H27ZM30 211V212H29ZM31 211L33 212V213H31ZM35 211H36V213H35ZM56 211V212H55ZM67 211V212H66ZM82 211V212H81ZM83 211H84V216H85V212H89L88 214H91L90 215V217L91 216H94V217H92V220L91 219H88L89 218V215L88 214H86V215H88V217L87 216H85L89 221H86V222H91L89 225V227H88V223H87V228L85 227L86 226V222H84L85 220H86V218L85 219H83V218H81L80 217V215L79 214H81V216L83 215L82 213H83ZM100 211H101V213H100ZM134 213H133V212ZM170 211V212H169ZM226 211V212H225ZM228 211V212H227ZM260 211V212H259ZM29 214V216H28V214ZM53 212V213H52ZM61 214H64V215H61ZM70 212H72V213H70ZM107 212H108V214H107ZM130 212V214H128ZM132 212V213H131ZM136 212V213H135ZM152 212V215H150V213ZM234 212V213H233ZM239 212V213H238ZM26 213V214H25ZM39 215H38V214ZM67 213V214H66ZM118 213H119V216H118ZM170 213V214H169ZM238 213V214H237ZM12 214V215H13ZM14 214V215H15ZM38 216H37V215ZM70 214H71V216L73 217V218H75L74 220L76 221H74L73 220V218L70 216ZM76 214H78V216H76ZM104 214H106V217H103L102 218V216L104 215ZM109 214H111L110 216H107V215H109ZM194 214V215H193ZM230 216H229V215ZM236 214V215H235ZM240 214V215H239ZM10 216V217H12V218H14V217H16V215L13 217V216ZM25 215H27V216H25ZM59 215H61L60 217H58ZM67 215V217H65ZM101 215V216H100ZM133 215V216H134ZM169 217H168V216ZM170 215H172V216H170ZM173 215H175L174 217H173ZM224 215V216H223ZM226 215V216H225ZM234 215V216H233ZM237 215H238V217H237ZM24 216V217H23ZM37 216V217H36ZM63 216H64V218H63ZM100 216V217H99ZM105 216V215H104ZM131 216V215H130ZM150 216V217H149ZM164 216H166V220H165V227H164V229H165V231H164V229H163V232H162V238H160L161 237V235L159 236V240L158 241H160V244L157 242V240H155L154 242H152V243H147L148 242V238H147V236H146V234H148V231L149 230H151V228H153L152 226H153V222L154 221H156V220H159V219H161L162 217H164ZM197 216V217H196ZM42 217V218H41ZM71 217V220L72 221H70V218ZM80 217V218H79ZM96 217V218H95ZM233 217V218H232ZM240 217V218H239ZM25 218V219H24ZM28 218V219H27ZM33 218V219H32ZM59 218V219H58ZM69 221V223H67L68 221L66 220V219ZM78 218V219H77ZM95 218V219H94ZM105 218V219H104ZM116 218V217H115ZM145 218H146V220H145ZM220 218V219H219ZM44 219V220H43ZM61 219V220H60ZM80 219H81V221H80ZM96 219H98V220H96ZM224 219V220H223ZM228 219H230V220H232L231 222H230V220L228 221ZM30 220H33L32 222V224L31 223H29V221ZM82 220H83V222L85 223V226H83L84 224L83 223H81L82 222ZM101 221V220H103V222H102V224H100L99 225V223L100 222H98V221ZM27 221V223H25ZM41 222V223H39V222ZM61 221V222H60ZM79 221H80V224H83L82 226L84 227H81V225H79ZM97 221V222H96ZM106 221V222H107ZM227 221V222H226ZM10 222H12V224L10 223ZM15 224H14V223ZM24 222V223H23ZM31 222V221H30ZM60 222V223H59ZM64 222V223H63ZM78 222V223H77ZM94 222V223H93ZM141 222V223H140ZM151 222V223H150ZM230 222V223H229ZM4 223V224H5ZM73 224V225H71V224ZM76 223V224H75ZM139 223V224H138ZM143 223H145L144 225H143ZM149 223H150V225H149ZM228 225H226V224ZM231 223H233V224H231ZM11 224V225H10ZM14 224V225H13ZM25 224V225H24ZM27 224V225H26ZM61 224V225H60ZM71 225V226H68V225ZM136 224H137V226H136ZM140 224H141V226H140ZM148 224V225H147ZM231 224V225H230ZM260 224V225H259ZM28 225H30V226H28ZM31 225H34V227L35 228H30L31 227ZM44 225V224H43ZM224 225H226V226H224ZM237 225V226H236ZM24 226H25V228L26 229H28V227H29V229L31 230V229H34V230H29L30 232H31V234H32V236H30V232L27 230V231H24ZM26 226H28V227H26ZM74 228H73V227ZM76 226H78V227H76ZM79 226H80V228H79ZM97 226H99V227H97ZM100 226H104L105 228V231H107V232H105L104 231V229H102V227H100ZM141 227L140 229H138V227ZM149 226H150V229H149ZM173 226V227H172ZM174 226L176 227V228H174ZM236 226V227H235ZM261 226V227H260ZM7 227H9V228H7ZM18 227V228H17ZM37 227H39L40 228V230L38 231V229L39 228H37ZM43 227V226H42ZM64 227H66L65 228V230H64ZM68 227L70 228V227H72V229L70 228L69 230H70V232L68 231ZM96 227H97V231H99V229H100V231L101 230H103V231H99V233H101V234H104V235H99V233H98V235H99V237H97L98 235H97V232H96ZM142 227H148V231H146L145 230V228H142ZM171 227V228H170ZM228 228V230H226V228ZM234 227V228H233ZM238 227V228H237ZM247 228V229H245L244 230V228ZM16 228V229H15ZM20 228V229H19ZM24 228V229H23ZM80 229V234H78V230L76 231V229ZM222 228V229H221ZM223 228H225V230H223ZM242 228V229H241ZM7 229V230H6ZM23 229V230H22ZM50 229H52V230H50ZM62 229H63V231H62ZM66 229H67V231H66ZM75 229V230H74ZM87 232V234L85 233V232H82V231H84V230ZM137 229H138V232H136L137 231ZM171 229V230H170ZM175 229H177V230H175ZM180 229V230H179ZM220 229V230H219ZM240 229V230H239ZM35 230H37V231H35ZM49 230V231H48ZM61 230V231H60ZM72 230V231H71ZM82 230V231H81ZM131 230V231H130ZM216 230V231H215ZM251 230V231H250ZM254 232H253V231ZM16 231V232H15ZM48 231V233H46ZM60 231V232H59ZM94 231H95V233H94ZM110 231V232H109ZM120 231V232H119ZM124 231V232H123ZM173 233H172V232ZM223 231H225L226 233H225V235H224V232ZM228 231V232H227ZM236 232V233H238V231H239V233L238 234H236V233H233V232ZM241 231V232H240ZM244 231V232H243ZM14 232V233H13ZM21 232V233H20ZM23 232H26L24 235H21ZM33 232V233H32ZM36 234H35V233ZM62 232V233H61ZM66 232H67V234L68 235H72V236H70L71 237V239L70 240H65V238L63 237V239L61 238L62 236L60 235V233L63 235L64 233L66 234ZM69 232V233H68ZM71 232H73V234H71ZM74 232H76L77 233V235L76 236H80L81 237V235H84L85 236V234H86V237L84 238L83 236L81 237V238H84V239H82V240H84V241H82V243H81V241H80V239H78V237H76V240H73V241H71L74 237L73 236H75V233ZM109 232V233H108ZM142 233V234H140V233ZM170 232V233H169ZM179 232H180V234H179ZM182 232V233H181ZM247 232H248V235H247ZM251 232V233H250ZM258 232V233H257ZM13 233V234H12ZM16 233V234H15ZM17 233H19V234H17ZM41 233H42V235H41ZM44 233V234H43ZM83 233H85V234H83ZM106 233V234H105ZM122 233V234H121ZM124 233V234H123ZM134 233V234H133ZM146 233V234H145ZM215 233V234H214ZM12 234V235H11ZM16 236H15V235ZM28 234H29V236L31 237V239H32V237L34 236V237H36L35 239H34V237H33V239L32 240H30L29 241V239H26L27 237L29 238V236H28ZM34 234V235H33ZM63 235V236H65L66 237V235ZM96 234V235H95ZM140 234V235H139ZM145 234V235H144ZM163 234H166V235H163ZM168 234V235H167ZM172 234V235H171ZM183 234V235H182ZM214 234V235H213ZM254 235V236H252V235ZM45 235V237H43ZM59 236V237H57V236ZM68 235H67V239H69L70 237H68ZM107 235H108V237H107ZM122 235H124V236H122ZM134 236V237H131V236ZM139 235V236H138ZM175 235H177V236H175ZM178 235H179V242H176V239H178ZM186 235V236H185ZM231 235V236H230ZM233 235H235V236H233ZM247 235V236H246ZM24 236H26L25 238H24ZM95 236H96V238H95ZM105 236V237H104ZM120 236V238L118 239V237ZM127 236H129L128 238H127ZM144 236H145V238H144ZM167 236V239L166 238H164V237H166ZM170 236H172V237H175V238H173L174 239V241H175V243H173L174 241H171V240H173V239H171V238H169ZM180 236H182V237H180ZM199 236V237H198ZM209 236V237H208ZM211 236V237H210ZM214 236V238L215 239H211L212 237ZM225 236V237H224ZM5 237V240L3 239ZM20 237V238H19ZM21 237H23L24 239H22ZM49 237V238H48ZM56 237V238H55ZM73 237V238H72ZM100 237L102 238L101 240H100ZM105 239H104V238ZM114 237V236H113ZM136 237V238H135ZM137 237H139L138 239H139V241H138V239H137ZM185 237V238H184ZM192 239H191V238ZM234 239H233V238ZM250 237V238H249ZM37 238H38V240H37ZM59 238V239H58ZM91 238H94V241L91 239ZM131 238H135L134 240L133 239H131ZM141 238H144V239H141ZM184 238V239H183ZM188 238V239H187ZM226 238H228L227 240H226ZM7 239H9L8 241H10V242H8L7 241ZM19 239V240H18ZM22 241H21V240ZM49 239V240H48ZM62 239V240H61ZM75 239V238H74ZM90 239V240H89ZM96 239V240H95ZM126 239V240H125ZM133 240V242L131 241V240ZM137 239V240H136ZM140 239H141V241H140ZM145 239H147V240H145ZM163 240V242H162V240ZM198 241H197V240ZM210 239V240H209ZM248 239V240H247ZM4 240V241H3ZM16 240V241H15ZM23 240H25V241H23ZM28 240V241H27ZM36 240V241H35ZM41 240V241H40ZM63 240H65L66 242L64 243L63 242ZM117 240V241H116ZM128 240V241H127ZM147 241L146 243H145V241ZM168 240V241H167ZM192 240H193V242H192ZM233 242H232V241ZM239 240V241H238ZM245 240V241H244ZM251 240V241H250ZM8 242V244L9 245H13V246H9V245H7V242ZM21 241V242H20ZM47 241V242H46ZM69 241H70V243H69ZM76 241H80L79 243L78 242H76ZM102 241V242H101ZM103 241H104V243H103ZM164 241H167V242H165L164 243ZM182 241V242H181ZM197 241V242H196ZM206 241V242H205ZM209 241H214V243H215V245H213L214 243H210ZM235 241V242H234ZM251 242V243H249V242ZM5 242V244L7 245H5L4 244V246H3V243ZM24 242H27L28 244H24V245H27V247H25L24 245H22ZM33 242V243H32ZM100 244H99V243ZM126 242V243H125ZM134 243L133 245H132V243ZM141 242V243H140ZM158 244H156V243ZM171 244H169V243ZM187 242V243H186ZM228 244H227V243ZM231 244H230V243ZM245 242V243H244ZM254 242V243H253ZM12 243V244H11ZM59 243H62V245L60 244L59 245ZM107 243H109V245L107 244ZM116 243V244H115ZM143 243H145L146 245H143ZM168 243V244H167ZM177 243H179L178 245H177ZM227 244V246L230 244L232 247H233V251H234V253H240V254H236L237 256H238V258H240L239 260H241V262L240 261H237V260H235V259H238L237 257H236V255L233 253V251H226L227 249L228 250H232L231 249V247H230V245L228 246V247H225V245ZM237 245V246H240L239 248L237 247V246H235V244ZM19 244V245H18ZM29 244H31V245H29ZM56 244V245H55ZM69 244H71V245H69ZM87 246H86V245ZM89 244H91V246H92V248L90 247V245ZM104 244H106V245H104ZM126 244H128V245H126ZM139 244V245H138ZM142 244V245H141ZM149 244H152V245H149ZM163 244H165L164 246H163ZM175 246V244H176V246H175V248H174V246ZM198 244V245H197ZM211 244L213 245V246H215V248H213V247H211ZM240 244V245H239ZM244 244H247V245H244ZM250 244V245H249ZM254 244V245H253ZM58 245L60 246V247H62L63 248V251H60L59 252V250H57L58 248ZM66 245H68L69 246V248H71L70 250H67L66 251V249L65 248H68ZM100 245H102V246H100ZM104 245V246H103ZM108 245V246H107ZM138 245V246H137ZM149 245V246H148ZM162 245V246H161ZM170 245V246H169ZM180 245V246H179ZM187 247H186V246ZM190 245H191V248H190ZM196 245V246H195ZM220 245V246H219ZM246 247V249L247 250H249V251H251V253H252V255L250 256L249 255V251H248V254L246 253L247 251H245V247ZM253 247H252V246ZM23 246V247H22ZM65 248H64V247ZM83 247L80 251H76V250H79L80 249V247ZM95 246V247H94ZM99 246H100V248H99ZM110 246H111V248H110ZM118 246V247H117ZM121 246V247H120ZM124 246V247H123ZM143 246V248H141V250H140V247H142ZM160 246L162 247V248H160ZM173 247V249H172V247ZM182 246V247H181ZM216 246H217V250H216ZM251 246V247H250ZM4 249H3V248ZM10 247V249H8ZM30 247V248H29ZM33 247V248H32ZM44 247V248H43ZM55 247H56V249H55ZM74 249H73V248ZM88 247H90L91 249H94L93 251H95L94 252V256H92V257H90V259H89V255L87 254L88 253V251H87V248ZM105 247H107L108 249H105ZM152 248V250H151V248ZM163 247H164V249H163ZM167 247V248H166ZM169 247V248H168ZM184 247H185V249H184ZM243 247H244V249H243ZM249 247V248H248ZM12 248V249H11ZM15 248V249H14ZM20 248V249H19ZM22 248V249H21ZM54 248V249H53ZM77 248V249H76ZM79 248V249H78ZM125 248V249H124ZM126 248H127V251H126ZM148 248V249H147ZM156 250H155V249ZM219 248V249H218ZM222 248V249H221ZM235 248H237V250L235 249ZM251 248H253V249H255V251L254 252H256V254H253V251H252V249ZM18 249H19V251H21V252H19L18 251ZM48 249V250H47ZM76 249V250H75ZM89 249V248H88ZM101 249V250H100ZM136 249V250H135ZM143 249V250H142ZM163 249V250H162ZM169 249V250H168ZM224 249H225V252L224 253H226V252H228L229 254L231 253V256L229 255V257L227 258V255H228V253H226L225 254V256H224V253L222 254V252L224 251ZM28 252H27V251ZM33 250V251H32ZM74 251L73 253H74V255L72 256V255H70L69 254V252L68 251H70V253L72 254V251ZM97 250H98V252H97ZM117 250V251H116ZM158 250V251H157ZM168 250V253H166V254H164V252H166ZM171 250V251H170ZM181 251V252H179V251ZM211 250H213V251H211ZM240 250V251H239ZM17 251V252H16ZM24 251H26V252H24ZM57 251V252H56ZM65 251L68 253H65ZM83 252V251H85V252H83V254H80L79 252ZM101 251H104V252H101ZM124 251V252H123ZM127 253H126V252ZM141 251H143V252H145V253H143V252H141ZM151 251V252H150ZM162 251H163V253H162ZM182 251H184L185 253H183ZM188 251V252H187ZM243 251H245V252H243ZM15 253L14 254V256H12V254L13 253ZM19 252V253H18ZM22 252H24V254L26 255H24V254H22ZM54 252H56V253H58V254H60V257H59V255L57 254V256H56V253L54 254ZM107 252V253H106ZM123 252V253H122ZM150 252V253H149ZM152 252H154L155 253V255L152 253ZM162 253V255L164 254V255H166L164 258H161V257H159L161 254L160 253ZM217 252V253H216ZM218 252H220V253H218ZM243 252V253H242ZM18 253V254H17ZM77 253H79L80 254V257H79V255L77 254ZM118 253H121V256H119L120 254H118ZM147 253V254H146ZM170 253V254H169ZM216 253V254H215ZM232 253H233V255H234V257H233V255H232ZM242 253V254H241ZM245 253H246V255H245ZM11 254V255H10ZM16 254H17V256H16ZM37 254V256H35ZM40 255V257H39V255ZM62 254H66L65 255V257L64 256H61ZM77 254V255H76ZM99 254V255H98ZM102 254V255H101ZM117 254H118V256H117ZM126 256H125V255ZM143 254H145V255H143ZM182 254V255H181ZM183 254H185V255H183ZM220 254H221V256L223 255L224 257H226V259L225 258H223V259H221V256H220ZM22 255V256H21ZM24 255V256H23ZM68 255V257H66ZM85 255V256H84ZM86 255H87V259H89V260H87V259H85V260H82L81 259V261H79L80 259H78V258H86ZM101 256V257H97V256ZM113 255H116V256H113ZM125 256V257H122V256ZM158 255V256H157ZM163 255V256H164ZM256 255H258L259 257H260V259L258 258L257 259V257L258 256H256ZM16 256V257H15ZM35 256V257H34ZM70 256V257H69ZM77 256H78V258H77ZM112 256V257H111ZM148 256H151V257H148ZM154 256V257H153ZM162 256V257H163ZM256 256V257H255ZM13 257V258H12ZM56 257V259L58 260H56V259H54ZM104 257H105V259H104ZM106 257H107V259H106ZM109 257V258H108ZM149 258V259H146V258ZM157 257H159L162 261V263L159 261L160 259L159 258H157ZM171 257H172V260H171ZM177 257V258H176ZM218 257H219V259H220V261L218 262ZM245 257H244V259H245ZM264 257V256H263ZM262 257V258H263ZM21 258V259H20ZM94 258H96L97 259V261H96V259L95 260H93ZM111 258V259H110ZM119 258V259H118ZM155 258V260H153ZM176 259V261H174L175 259ZM209 258V259H208ZM233 258H234V260L236 261H234L233 260ZM17 259V260H18ZM103 259V260H102ZM112 259H114V260H112ZM141 259V260H140ZM143 259H144V261H143ZM159 259V260H158ZM169 261H168V260ZM209 260V263H208V260ZM225 259V260H224ZM229 259V260H228ZM56 260V261H55ZM63 260V259H62ZM62 260L59 262V264H62V263H64V262H62ZM110 260V263L108 262ZM111 260H112V262H111ZM157 260L159 261V262H157ZM207 260V261H206ZM224 260V261H223ZM227 260H228V262L229 261H233V262H227ZM243 260V261H242ZM258 260V261H257ZM5 261V263H3ZM13 261H15V262H13ZM105 261V262H104ZM114 261V262H113ZM204 261V262H203ZM215 261V262H214ZM256 261H257V263H256ZM69 262V263H68ZM89 262V263H88ZM203 262V263H202ZM216 262H218V263H216ZM17 263V264H18ZM64 263V264H65ZM106 263V264H107ZM200 263H198V264H200ZM238 263H236V264H238ZM263 264H264V261H263Z\"/></svg>",
	"mask_w": 264,
	"mask_h": 264
},
{
	"label": "bare ground",
	"instance_id": "obj_2",
	"mask_svg": "<svg viewBox=\"0 0 264 264\" xmlns=\"http://www.w3.org/2000/svg\"><path fill=\"white\" fill-rule=\"evenodd\" d=\"M104 1H105V0H104ZM108 1H109V0H108ZM110 1H111V0H110ZM110 1H109V3H110ZM115 1H116V0H115ZM124 1H126V0H124ZM127 1H128V4H127V5H129V0H127ZM153 1H154V3H155V0H153ZM153 1H152V3H153ZM161 1H163V4L166 3V0H165V3H164V0H161ZM167 1H168V0H167ZM173 1H174V5H175V0H172L171 3H173ZM233 1H234V0H233ZM233 1H232V3H230L231 5L233 4ZM237 1H238V0H237ZM242 1H243V0H242ZM244 1H245V0H244ZM249 1H251V0H249ZM252 1H253V0H252ZM256 1H257V0H256ZM87 3H88V1H87ZM105 3H106V1H105ZM105 3H103V4H104V5H108V4H109V3H106V4H105ZM150 3H151V0H150ZM150 3H149V4H150ZM157 3H158V0L156 1L155 4H157ZM171 3H170V1H169V4H171ZM177 3H178V1H177ZM179 3H180V0H179ZM179 3H178V4H179ZM254 3H255V1H254ZM254 3H253V4H254ZM84 4H85V3H84ZM100 4H101V1H100ZM100 4H99V5H100ZM111 4H112V3H111ZM161 4H162V3H161ZM161 4H158V5H161ZM166 4H167V3H166ZM235 4H236V3H235ZM237 4H238V3H237ZM74 5H75V4H74ZM82 5H83V4H82ZM82 5H81V6H82ZM85 5H86V4H85ZM92 5H93V4H92ZM99 5H98V6H99ZM114 5H115V3H114ZM171 5L174 6L173 4H171ZM225 5H226V4H225ZM93 6H94V5H93ZM153 6H154V4H153ZM155 6H157V5H155ZM155 6H154V7H155ZM169 6H170V5L166 6L167 9H169V8H168ZM180 6H182L181 3H180ZM229 6H230V5H229ZM254 6H256V5H254ZM262 6H263V8H264V5H262ZM112 7H113V6H112ZM116 7H117V6H116ZM127 7L129 8V6H127ZM132 7H133V6H132ZM151 7H152V5H151ZM157 7H158V6H157ZM157 7H155L154 9H156V10L158 9V10H159V8H157ZM159 7H160V6H159ZM164 7H165V6H163L162 8L160 7V8H161V11H162V9H163ZM219 7H220V6H219ZM223 7H224V6H223ZM230 7H232V6H230ZM118 8H120V7H118ZM177 8H179V5H178ZM181 8H182V7H181ZM215 8H216V7H215ZM220 8H221V7H220ZM220 8H219V9H220ZM226 8H227V6H225V9H224V8H223V9L229 11L230 8H229V7H228V9H226ZM258 8H260V7H258ZM67 9H68V7H67ZM76 9H77V8H76ZM84 9H85V8H84ZM84 9H83V10H84ZM87 9H88V8H87ZM89 9H90V8H89ZM96 9H97V8H96ZM146 9H148V7H146ZM151 9H152V14L154 13L153 16L151 15V16H152V20H154V19H153V18H155L154 15H155V13L158 12V11L155 12V11L153 10V7H152ZM170 9H171V8H170ZM170 9H169L168 12H170ZM175 9H176V6L174 7V13H173V14H175V11H176ZM183 9H185V8L183 7L182 10H183ZM221 9H222V8H221ZM221 9H220V10H221ZM223 9H222V10H223ZM234 9H236V8H234ZM261 9H262V8H261ZM261 9H257V10H261ZM94 10H95V9H94ZM101 10H102V9H101ZM124 10H125V9H124ZM129 10H130V9H129ZM143 10H144V9H143ZM143 10H142V11H143ZM165 10H166V9H165ZM95 11H96V10H95ZM105 11H106V10H105ZM135 11H136V10H135ZM148 11H149V10H148ZM150 11H151V10H150ZM166 11H167V10H166ZM91 12H92V11H91ZM102 12L104 13V11H102ZM102 12H101V13H102ZM128 12H129V11H128ZM136 12H137V11H136ZM139 12H140V11H139ZM144 12H145V11H144ZM144 12H143V13H144ZM163 12H164V10H163ZM177 12H178V11H177ZM185 12H187V11H185ZM213 12H214V10H213ZM216 12H217V14H218V10H217V9H216ZM231 12H232V10H231ZM231 12H230V13L226 12V13H228V14L231 15V14H232ZM237 12H238V11H237ZM96 13H97V12H96ZM125 13H126V12H125ZM134 13H135V12H134ZM134 13H133V14H134ZM140 13H141V12H140ZM161 13H162V12H161ZM161 13L159 12V14H161ZM170 13H171V12H170ZM220 13H221V15H222V11H221ZM20 14H21V13H20ZM93 14H95V13H93ZM104 14H105V13H104ZM106 14H107V13H106ZM119 14H120V12H119ZM138 14H139V13H138ZM156 14H157V13H156ZM164 14H166V12H165ZM164 14H163V15H164ZM196 14H197V13H196ZM210 14H211V13H210ZM22 15H23V14H22ZM67 15H68V14H67ZM97 15H98V13H97ZM97 15H96V16H97ZM123 15H126V14H123ZM136 15H137V13H136ZM136 15H134V16H136ZM144 15H145V13H144ZM144 15H142V16L145 17ZM146 15H148V14L146 13ZM157 15H158V14H157ZM163 15H161V16H163ZM181 15H182V13H181ZM186 15H187V13H186ZM214 15H215V13H214ZM214 15H213V16H214ZM219 15H220V14H219ZM219 15H215V16L218 17ZM225 15H226V14H225ZM235 15H237V14H235ZM260 15L262 16V13H260ZM18 16H19V15H18ZM98 16H99V15H98ZM101 16H102L101 18H103V16L105 17V15H101ZM132 16H133V15H132ZM142 16H140V17L138 16L137 18H141ZM148 16H149V15H148ZM148 16H147V17H148ZM158 16H159V15H158ZM158 16H157V17H158ZM177 16H178V15H177ZM179 16H180V15H179ZM179 16H178V17H179ZM183 16H185V13H183ZM183 16H182V17H183ZM188 16H189V15H188ZM188 16H187L186 19H182V21L184 22V20H187V19L190 17V16H189V17H188ZM209 16H210V15H209ZM209 16L207 15L206 18H208ZM223 16H224V15H223ZM233 16H234V15H233ZM263 16H264V13H263ZM263 16H262V17H263ZM65 17H66V15H65ZM67 17H68V16H67ZM116 17H118V16H116ZM123 17H125V16H123ZM126 17H128V15H127ZM130 17H131V16L129 15V19H128L129 22H131L132 20H134V19H132V18H130ZM147 17H146V20L148 19ZM164 17H167V16H164ZM168 17H170V15H169ZM168 17H167V18H168ZM172 17H173V16H172ZM180 17H181V16H180ZM185 17H186V16H185ZM191 17H193V16H191ZM211 17H212V16H210L209 18H211ZM235 17H236V16H235ZM235 17H233V18H235ZM118 18H119V17H118ZM121 18H122V17H121ZM159 18H160V16H159ZM161 18H162V17H161ZM167 18H165V19H167ZM183 18H184V17H183ZM206 18L203 20L204 22L206 21ZM209 18H208V19H209ZM213 18H214V17H213ZM213 18H212V19H213ZM221 18H222V17H220V18L218 17V19H221ZM230 18H231V17H230ZM263 18H264V17H263ZM21 19H22V18H21ZM23 19H26V16H25V18H23ZM68 19H69V18H68ZM103 19H104V18H103ZM105 19H106V18H105ZM105 19H104V20H105ZM116 19H117V18H116ZM125 19H126V18H125ZM130 19H132V20L130 21ZM135 19H136V18H135ZM150 19H151V18H150ZM155 19H156V21L158 20V21L160 22L159 19H157V18H155ZM168 19H169V18H168ZM168 19H167V20H168ZM170 19H171V18H170ZM170 19H169V21H170ZM172 19H174V18H172ZM201 19H202V18H201ZM214 19H215V18H214ZM223 19H224V18H223ZM225 19H226V18H225ZM101 20H102V19H101ZM112 20H113V19H112ZM123 20H124V19H123ZM123 20L121 19V21H123ZM136 20H137V19H136ZM136 20H135V21H136ZM143 20H144V19H143ZM162 20H163V19H162ZM162 20H161V21H162ZM191 20H193V18H191ZM231 20H232V19H231ZM29 21H30V19H29ZM68 21H69V20H68ZM95 21H96V20H95ZM106 21H107V20H106ZM106 21H104V22H106ZM113 21H115V20H113ZM116 21H118V20H116ZM119 21H120V20H119ZM124 21H125V20H124ZM148 21H150V20H148ZM148 21H147V22H148ZM154 21H155V20H154ZM158 21H157V22H158ZM179 21H180V19H179ZM194 21H195V20H194ZM198 21L200 22V21H202V20H198ZM217 21H218V20H217ZM222 21H225V20H222ZM232 21H233V20H232ZM232 21H229L228 24L231 25L230 22H232ZM263 21H264V20H263ZM101 22H102V21H101ZM137 22H139V21H137ZM141 22H142V21H141ZM141 22H140V23H141ZM152 22H153V21H152ZM152 22H149V23L151 24ZM164 22H165V21H164ZM172 22L175 23V21H172ZM191 22H192V21H191ZM191 22H189V23H191ZM212 22L215 23L214 20H212L211 23H212ZM220 22H221V20L219 21V25H221V24L223 23V22H221V23H220ZM225 22L227 23V21H225ZM69 23H70V22H69ZM132 23H134V22H132ZM132 23H131V24H132ZM142 23H143V25H145V27H146L147 23H145V20H144V22H142ZM142 23H141V25H142ZM144 23H145V24H144ZM180 23H181V21H180ZM184 23H185V22H184ZM193 23H194V22H193ZM196 23H197V22H196ZM202 23H203V22H202ZM207 23L210 24V19H209V22L207 21ZM207 23H206V24H207ZM237 23H238V22H237ZM85 24H86V23H85ZM122 24H123V23H122ZM122 24L118 23V25H122ZM134 24H137V23H134ZM134 24H132V25H134ZM154 24H155V23H154ZM157 24H160V23H157ZM199 24H201V23H199ZM204 24H205V23H203V25H204ZM208 24H207V26H208ZM87 25H88V24H87ZM90 25H91V24H90ZM125 25H126V24H125ZM143 25H142V26H143ZM148 25H149V24H148ZM177 25H180V24H177ZM216 25H217V24H216ZM225 25H227V24H225ZM225 25H223V26H225ZM261 25H262V24H260V26H261ZM95 26H97V25H95ZM123 26H124V24H123ZM139 26H140V25H139ZM142 26H140L141 29L144 28V27H142ZM149 26H150V25H149ZM151 26H153V24H152ZM154 26H155V25H154ZM156 26H157V25H156ZM156 26H155V27H156ZM189 26L191 27V25H189ZM192 26H193V24H192ZM194 26H195V25H194ZM207 26L205 25V27H207ZM210 26H211V25H209V27H210ZM213 26H214V24H213ZM221 26H222V25H221ZM223 26H222V27H223ZM251 26H252V25H251ZM258 26H259V24L257 25V28H258ZM260 26H259V27H260ZM71 27H72V25H71ZM87 27H88V26H87ZM87 27H85V28L88 29ZM110 27H112V25H111ZM113 27H115V28L117 27L116 22H115V25H114ZM130 27H131V26H130ZM132 27H133V26H132ZM132 27H131V28H132ZM135 27H136V26H135ZM135 27H133V28H135ZM157 27H158V26H157ZM182 27H183V25H182ZM187 27H188V26H187ZM190 27H189V28H190ZM195 27L197 28V25H196ZM195 27H193V28L191 27V29H194ZM200 27H202V25H201ZM203 27H204V26H203ZM227 27H228V25H227ZM231 27H232V26H231ZM126 28L129 29V27H126ZM138 28H139V27H137V30H138ZM146 28H147V27H146ZM150 28H151V27H150ZM160 28H161V27H160ZM183 28H184V27H183ZM189 28H186V29H189ZM198 28H199V27H198ZM214 28H215V26H214ZM252 28H253V26H252ZM252 28H251V30H250L251 33H252V30H255V31L257 32V29H256V28H255V29H254V28L252 29ZM71 29H72V28H71ZM76 29H77V27H76ZM118 29H119V28H118ZM118 29H117V30L113 29L114 31H113V30H112V31L115 32V31H118ZM135 29H136V28H135ZM151 29H152L153 32H154V29H156V28L153 29V27H152ZM158 29H159V27H158ZM158 29H157V30H158ZM212 29H213V28H212ZM212 29H209V28H208V30H212ZM217 29L219 30V29H221V27H220V28H217ZM229 29H230V28H228V30H229ZM259 29H260V28H259ZM61 30H62V29H61ZM77 30H78V29H77ZM77 30H76L75 33H77ZM101 30H102V29H101ZM101 30H100V31H101ZM125 30H126V29H125ZM147 30H149V28H148ZM159 30L161 31V29H159ZM159 30H158L157 32H160ZM165 30H166V29H165ZM183 30H184V29H183ZM199 30L201 31V28H199ZM199 30H198V31H199ZM202 30H204V29L202 28ZM221 30L223 31V28H222ZM225 30H226V27H225ZM78 31H81V29L78 30ZM86 31H87V30H86ZM100 31H99V32H100ZM103 31H105V30H103ZM119 31H120V35H121V33H122L124 30L122 29V31H121V29H120ZM129 31H130V30H129ZM134 31H136V30H134ZM141 31H142V30H141ZM143 31H146V30H143ZM150 31H151V30H150ZM162 31H164V29H163ZM162 31H161V32H162ZM190 31H191V30H190ZM204 31H205V30H204ZM204 31H202V33H204ZM212 31H214V29H213ZM212 31H211V32H212ZM215 31H216V30H215ZM222 31H221V33H223ZM226 31H227V30H226ZM127 32H128V31H126V33L123 32L122 35H123V34L127 35ZM130 32H131V31H130ZM138 32H139V31H138ZM146 32H147V31H146ZM151 32H152V31H151ZM181 32H182V31H181ZM186 32H188V31L186 30ZM193 32H196V30H193ZM207 32H209V31H207ZM227 32H229V31H227ZM227 32H226V34H227ZM231 32H232V31H231ZM259 32H261V31L259 30ZM79 33H80V32H79ZM97 33H98V32H97ZM108 33H109V32H108ZM131 33H132V32H131ZM147 33H148V32H147ZM149 33H150V32H149ZM154 33H155V32H154ZM154 33H153V34H154ZM165 33H166V32H165ZM165 33L162 32L163 35H164ZM178 33H179V32H178ZM178 33H177V34H178ZM190 33H192V32H190ZM196 33H197V32H196ZM199 33H200V32H199ZM202 33H200V34L202 35ZM216 33H219V32H215V33L213 32L214 36H213L212 34H211V35H212L213 37H215V34H216ZM232 33H233V32H232ZM254 33H255V32H254ZM80 34H81V33H80ZM88 34H89V33H88ZM91 34H92V33H91ZM94 34H95V33H94ZM103 34H104V33H103ZM113 34H114V33H113ZM113 34H109V35L114 36V39H115V41L117 42V39H116L117 37H115V35H113ZM115 34H116V33H115ZM128 34H129V33H128ZM133 34H134V32H133ZM133 34H132V37H133ZM155 34H156V33H155ZM158 34H159V33H157L156 36H155V35L153 36L152 34H151V35L153 36V38H154V37L156 38L157 36H159ZM162 34L160 33L161 36H162ZM183 34H185L184 31H183ZM194 34H195V33H194ZM206 34H208V33H206ZM209 34H210V32H209ZM223 34H224V33H223ZM259 34L261 35L262 33H259ZM259 34H258V32H257V34H255V35L259 38V36H258ZM77 35H78L77 38H82V39L85 38V37H83V36L80 37L81 35H79V34H77ZM77 35H76V36H77ZM97 35H98V37L100 36L99 34H97ZM101 35H102V34H101ZM106 35H107V34H106ZM125 35H123V36H125ZM136 35H137V33L135 34V37H136ZM139 35H140V33H139ZM142 35H143V34H142ZM142 35H141V36H142ZM147 35H148V34H147ZM147 35H146V36H147ZM151 35H150V36H151ZM180 35H181V36H184V35H182L181 33H180ZM185 35H187V34H185ZM191 35H192V34H191ZM197 35H198V34H197ZM203 35L205 36V33H204ZM203 35H202V36H203ZM211 35H210V36H211ZM228 35H229V34H228ZM104 36H105V35H104ZM116 36H118V35H116ZM129 36H130V34H129ZM137 36H138V35H137ZM141 36H139V37L141 38ZM144 36H145V33H144ZM144 36H142L143 41L140 39V40L142 41V43H144V40H145V38H143ZM146 36H145V37H146ZM161 36H159V37H160L159 39H161V41H162ZM169 36H170V35H169ZM181 36H180V37H181ZM187 36H189V33H188ZM187 36H186V38H185V37H182V38H185V42H188V41L191 42L190 40H191V38H192L193 36H192L191 38H190V36H189V37H187ZM198 36H200V35H198ZM198 36H197V37H198ZM206 36H208V35H206ZM212 36H211V38H210L211 40L214 39V38H212ZM216 36H219V35L217 34ZM222 36H223V35H222ZM222 36H220V38H221ZM224 36H225V35H224ZM230 36H231V35H230ZM251 36H252V35H250V40H251ZM263 36H264V35H263ZM105 37H107V36H105ZM118 37H119V36H118ZM121 37H122V36H121ZM126 37H127V36H125L123 39H125ZM135 37H134V38H135ZM162 37H163V36H162ZM197 37H196V38H197ZM226 37H229V36L226 35ZM254 37H255V36H254V34H253L252 38H254ZM107 38H108V37H107ZM111 38H112V37H111ZM151 38H152V37H151ZM153 38H152V39H153ZM155 38H154V39H155ZM164 38H167V37H165V35H164ZM164 38H163V39H164ZM188 38H190V39H189L188 41H186V39H188ZM196 38H195V39H196ZM198 38H199V37H198ZM198 38H197V39H198ZM203 38L206 39L205 37H203ZM215 38H216V37H215ZM224 38H225V37H224ZM224 38H223V39H224ZM248 38H249V37H248ZM260 38H262V37L260 36ZM97 39H98V38H97ZM103 39H104V37H103ZM108 39H109V38H108ZM118 39H119V38H118ZM123 39L120 38V40H122V42H124ZM138 39H139V38L136 37V40H138ZM152 39H151V40H152ZM154 39H153V40H154ZM157 39H158V37H157ZM157 39L154 40V41H156L155 43H158ZM178 39H179V38H178ZM195 39H194V40H195ZM197 39H196V40H197ZM226 39H227V38H226ZM226 39H225V40H226ZM69 40H70V39H69ZM80 40H81V39H80ZM80 40H79V41H80ZM110 40H111V39H110ZM110 40H109V41H110ZM120 40H119V42H120ZM127 40H128V39H127ZM127 40H126V41H127ZM131 40H132V39H131ZM136 40H135V41H136ZM153 40H152V43L154 42ZM165 40H168V39H164L163 41H165ZM181 40L184 41V39H181ZM198 40H199V39H198ZM201 40H203L202 37H201ZM207 40H209V36H208V39H206V41H205L206 43L208 42ZM215 40H216V39H215ZM218 40H219V39H218ZM225 40H224V41H225ZM250 40H249L248 42H250ZM256 40H258V39H256ZM259 40H260V39H259ZM90 41H91V40H90ZM103 41H104V40H103ZM103 41H102V43H103ZM106 41H107V39H106ZM109 41H108V42H109ZM113 41H114V40H113ZM126 41H125V43L128 42V41H127V42H126ZM145 41H146V40H145ZM254 41H255V40H254ZM81 42H82V40H81ZM111 42H112V41H111ZM119 42H117V43H119ZM136 42H138V41H136ZM146 42H147V41H146ZM148 42H149V41H148ZM185 42H184V44L186 45ZM189 42H188V44H189ZM192 42H193V41H192ZM195 42H196V41H195ZM205 42H203V43H204L203 46H205ZM209 42H210V43H213V42H216V41L213 40V42H211V41H209ZM258 42H259V41H258ZM112 43L114 44V42H112ZM128 43H130V42H128ZM131 43H132V41H131ZM133 43L136 45V44H138L139 42H138V43H135L134 40H133ZM140 43H141V42H140ZM140 43H139V45L142 44V43H141V44H140ZM155 43H154V44H155ZM159 43H160V41H159ZM181 43H183V42H181ZM210 43H209V44H210ZM219 43H220V41H219ZM70 44H71V43H70ZM148 44H149V43H147V46H148ZM197 44H198V43L196 42V45H195V46L193 45V47L196 48V47L198 46ZM200 44H202V43L200 42ZM200 44H199V45H200ZM213 44H214V43H213ZM213 44H210V45H211V46H210V50L212 49V45H213ZM250 44H252V42H251ZM259 44H260V43H259ZM68 45H69V44H68ZM115 45H116V44H115ZM119 45H121V44H119ZM122 45H123V44H122ZM122 45H121V46H122ZM144 45H145V44H144ZM144 45H143V46H144ZM150 45H152L151 42H150ZM158 45H160V44H158ZM173 45H174V44H173ZM173 45H172V46H173ZM207 45H208V43H207ZM222 45H223V43H222ZM252 45H253V44H252ZM254 45H255V44H254ZM256 45H257V44H256ZM256 45L254 46V48H256ZM69 46H71V45H69ZM101 46H102V45H101ZM108 46H109V45H108ZM133 46H134V45H133ZM141 46H142V45H141ZM145 46H146V45H145ZM156 46H157V45H156ZM156 46H155L154 48H155L156 51H157L158 49H157ZM160 46L163 47V45H160ZM165 46H166V45H165ZM165 46H164V47H165ZM168 46H170V45H168ZM174 46H176V45H174ZM189 46H190L191 51H193V50L195 49V48H194V49L191 48L192 45H189ZM217 46H218V45H217ZM260 46H261V45H260ZM71 47H72V46H71ZM124 47H125V46H124ZM131 47H132V45H131ZM134 47H135V46H134ZM158 47H159V46H158ZM164 47H163V48H164ZM166 47H167V46H166ZM183 47H184V45H183ZM199 47H200V46H199ZM201 47H202V46H201ZM208 47H209V46H208ZM208 47H206V52H209V50L207 51ZM258 47H259V46L257 45V48H258ZM60 48H62V47H60ZM72 48H73V47H72ZM79 48H80V47H79ZM102 48H104V47L102 46ZM122 48H123V46H122ZM122 48H121V49H122ZM139 48H140V47H139ZM139 48H138V49H139ZM141 48H142V47H141ZM146 48H148V47H145V49H146ZM160 48H161V47H160ZM177 48H178V46H177ZM217 48H219V47H217ZM224 48H225V46H224ZM247 48H248V47H247ZM247 48H246V49H247ZM252 48H253V47H252ZM257 48H256V50L259 51V49H260L261 47H259L258 49H257ZM112 49H113V48H112ZM121 49H120V50H121ZM126 49H127V48H126ZM142 49H143V48H142ZM152 49H153V48H152ZM152 49H151V51H153ZM155 49H154V50H155ZM165 49H167V48H165ZM165 49H160V50H158V52L161 51V50L163 51V50H165ZM169 49L172 50V48H170V47L168 48V50H169ZM182 49H183V48H182ZM186 49H187V51H188V48H186ZM192 49H193V50H192ZM204 49H205V48H204ZM204 49H203V50H204ZM215 49H216V48H215ZM219 49H220V48H219ZM219 49H218V50H219ZM261 49H262V48H261ZM261 49H260V50H261ZM63 50H64L63 52L67 53V52L65 51V49H63ZM98 50H99V49H98ZM102 50H103V49H101V52H102ZM114 50H115V48H114ZM116 50H117V49H116ZM116 50H115V51H116ZM118 50H119V49H118ZM120 50H119V51H120ZM131 50H132V49H130V51H131ZM139 50L141 51V53H139L140 51H139V52L137 51V52L139 53V54L136 53L137 55H140V54H142V53H144V54H142V55H145V52H142L144 49H143V50L139 49ZM175 50H176V49H175ZM179 50H180V48H179ZM201 50H202V49H201ZM248 50H249V49H248ZM52 51H53V50H52ZM68 51H69V50H68ZM72 51H73V49H72ZM109 51H110V50H109ZM119 51H116L118 54H117L116 52H114V53H116V55H117V56L115 55L116 57H121L123 51L121 50V51H122L121 53H120ZM128 51H129V50H128ZM128 51H127V52H128ZM130 51L128 52V54H129V53L131 54L132 51H131V52H130ZM134 51H135V50H134ZM145 51H146V50H145ZM162 51H161V54H162V53H163V54H167V53H169V52H166L167 50H165V51H163V52H162ZM176 51L178 52V50H176ZM181 51H182V50H181ZM181 51H179V52H181ZM212 51H213V49H212ZM214 51H215V50H214ZM253 51L256 53L255 50H253ZM258 51H257V52H258ZM70 52H71V51H69V53H70ZM107 52H108V51H107ZM124 52H125V49H124ZM124 52H123V53H124ZM153 52H154V51H153ZM177 52L173 51L174 54L176 53L175 55H177ZM194 52H196V50H194ZM194 52H192V53H194ZM197 52H198V51H197ZM197 52H196V53H197ZM200 52H201V51H200ZM200 52H199V53H200ZM203 52H204V51H203ZM206 52H205V53H206ZM260 52H262V51H260ZM47 53H48V52H47ZM108 53H109V52H108ZM108 53H107V54H108ZM110 53H111V52H110ZM132 53H133V52H132ZM146 53H147V51H146ZM151 53H152V52H151ZM151 53H149L150 55H149V54H148V55H149L150 57H153V55L151 56ZM185 53H186V51H185ZM185 53H184V54H185ZM187 53H189V51H188ZM196 53H195V54H196ZM205 53H204V54H205ZM212 53H214V52H212ZM215 53H216V52H215ZM50 54H51V53H50ZM50 54H48V55H50ZM62 54H63V53H62ZM119 54H121V55L118 56ZM130 54H129V55H130ZM152 54H153V53H152ZM158 54H159V53H158ZM179 54H180V53H179ZM179 54H178V55H179ZM190 54H191V52H190ZM195 54H194V56H196ZM197 54H198V53H197ZM210 54H211V53H210ZM256 54H257V53H256ZM60 55H61V54H60ZM66 55H68V53H67ZM70 55H71V54H70ZM90 55H91V54H90ZM123 55H124V54H123ZM125 55H126V53H125ZM129 55H128V56H129ZM167 55H169V54H167ZM170 55H171V53H170ZM180 55H182V53H181ZM180 55H179V57L181 58ZM191 55L193 56V54H191ZM201 55H203V54L201 53ZM205 55H206V54H205ZM211 55H212V54H211ZM215 55H216V54H215ZM215 55H214V56H215ZM218 55H219V54H218ZM261 55H263V54L260 53V56H261ZM55 56H56V55H55ZM62 56H63V55H62ZM62 56H61V57H62ZM108 56H111V55H108ZM128 56H127V59H128ZM131 56H133V55H130V57H131ZM164 56H165V55H164ZM164 56H163L162 58L160 57V58H161V59H160L161 62L163 61ZM172 56H173V55H172ZM172 56H171V57L169 56V57L172 58ZM185 56H186V55H185ZM187 56L190 57V55H187ZM198 56H199V54H198ZM206 56H207V55H206ZM214 56H213V57H214ZM220 56H221V55H220ZM245 56H246V55H245ZM260 56H258V57H260ZM42 57H43V56H42ZM103 57H104V56H103ZM113 57H114V56L112 55V57H110V58L113 59ZM130 57H129V58H130ZM138 57H141V56H138ZM142 57H143V56H142ZM147 57H148V56H147ZM147 57H146V58H147ZM150 57H149V58H150ZM157 57H158V56H157ZM169 57H168V58H169ZM182 57H183V55H182ZM199 57H200V56H199ZM249 57H251V56H249ZM261 57H262V56H261ZM55 58H56V57H55ZM121 58L124 59L125 57H121ZM135 58L137 59V57H135ZM135 58H133V59H135ZM149 58H148V59H149ZM154 58H155V56H154ZM166 58H167V56H166ZM168 58H167L166 60H169V62H171V59H168ZM175 58H176V57H175ZM177 58H178V57H177ZM177 58H176V59H177ZM180 58H179V59H180ZM205 58H207V57H205ZM205 58H204V59H205ZM215 58H216V56H215ZM215 58H214V59H215ZM252 58H253V57H252ZM252 58H251V60H254V58H253V59H252ZM60 59H61V58H60ZM122 59L120 60V62H121V61H124V60H122ZM127 59H125V60H127ZM138 59H139V58H138ZM172 59H173V58H172ZM176 59H175V60H176ZM185 59H187V57H185ZM194 59H197V58H194ZM216 59H218V58H216ZM247 59H249L248 61H250V58H247ZM33 60H34V59H33ZM77 60H78V59H77ZM104 60H105V58H104ZM107 60H108V59H107ZM109 60H110V59H109ZM109 60H108V61H109ZM151 60H153V59H150L149 62H150ZM173 60H174V59H173ZM173 60H172V61H173ZM177 60H178V59H177ZM180 60L182 61V58H181ZM188 60H189V59H188ZM201 60H202V59H201ZM205 60H207V59H205ZM260 60H261V59H259V61H260ZM51 61H53V60L51 59ZM62 61H64V60H62ZM70 61H71V60H70ZM72 61H73V60H72ZM105 61H106V60H105ZM115 61H116V60H115ZM115 61L111 60L110 62H115ZM131 61H132V60H131ZM141 61H143V60H141ZM146 61H147V60L144 59V61H143V65H142V66H144V65L146 64V65H145V68H146V69H144V70H147V71H148V70H150V68L147 69L146 66H147V63H148V62H146ZM154 61H155V59H154ZM154 61H151V62H153V65H154ZM156 61H159V59H158V60L156 59ZM192 61H194V60L192 59ZM192 61H191V62H192ZM195 61H196V60H195ZM212 61H214V60H212ZM218 61H219V60H218ZM256 61H258V60H256ZM256 61H254L253 63H257ZM261 61H262V60H261ZM261 61H260V62H261ZM47 62H49V61L47 60ZM77 62H79V61H77ZM80 62H81V60H80ZM99 62H100V60H99ZM101 62H102V61H101ZM110 62H107V61H106V64H104V63H103V64H104V65H107V63L109 64ZM116 62H117V61H116ZM116 62H115V64H116ZM125 62L127 63V61H125ZM128 62H129V61H128ZM145 62H146V63H145ZM163 62H164V61H163ZM174 62H178V61H174ZM191 62H190V63H191ZM198 62H201L200 59H199ZM214 62H215V61H214ZM214 62H213V63H214ZM216 62H217V60H216ZM251 62H252V61H250V63H251ZM260 62H258L259 65H260ZM62 63L65 64L64 62H62ZM70 63H71V62H70ZM70 63H69V64H70ZM72 63H73V62H72ZM123 63H124V62H123ZM123 63H122L121 66H123ZM132 63H135V61H132ZM144 63H145V64H144ZM156 63H157V62H156ZM165 63H166V62H165ZM172 63H173V62H172ZM183 63H184V62H183ZM187 63H188V62H187ZM187 63H186V65H187ZM190 63H188V65H189ZM196 63H197V61H196ZM217 63H218V62H217ZM217 63H215V64L217 65ZM261 63H263V61H262ZM74 64L76 65L77 63H74ZM81 64H82V63H81ZM115 64H114V66H115ZM138 64L141 65V63H138ZM138 64L136 63V66H137ZM149 64H150V63H149ZM149 64H148V65H149ZM157 64H158V65H159V64L161 65L160 62L157 63ZM193 64H194V62H193ZM35 65H36V64H35ZM54 65H55V64H54ZM78 65H79V64H78ZM109 65L111 66L112 64H109ZM109 65H107V66L110 67ZM118 65H119V59H118V64H117V66H115V67H117V69H119V68H118ZM124 65H125V63H124ZM162 65H163V64H162ZM175 65H176V64H174V66H175ZM182 65H183V64L181 63V66H182ZM194 65H196V64H194ZM199 65H200V64H199ZM208 65H210V64H208ZM251 65H252V64H251ZM259 65H258V66H259ZM261 65H262V64H261ZM16 66H18V65H16ZM49 66H50V65H49ZM66 66H67V64H66ZM68 66H69V65H68ZM68 66H67V67H68ZM71 66H72V65H71ZM114 66L110 67V68H111V69H110L111 71L113 70L112 68H113ZM119 66H120V65H119ZM121 66H120V67H121ZM129 66H130V67H128V64H126L125 67L131 68V67H134L135 65H134V66H131L130 63H129ZM142 66H137V67H139V69H142V70H138V71L140 72V74L143 73V72H141V71H144V70H143L144 67H142ZM150 66H151V65H150ZM156 66H157V65H156ZM174 66H173V67H174ZM200 66H201V65H200ZM202 66H203V65H202ZM212 66H213V65H212ZM225 66H226V65H225ZM69 67H70V66H69ZM73 67H75L74 69L76 70V66H73ZM78 67H81V65H79ZM83 67H84V66L82 65V68H83ZM141 67H142V68H141ZM153 67H154V66H153ZM178 67H180V63H179V66H178ZM182 67H183V66H182ZM250 67H251V66H250ZM252 67H253V66H252ZM261 67H262V66H259V67L257 68L258 70H255V71H256V72H257V71L260 72L261 69H259V68H261ZM52 68H54V67H52ZM64 68H65V67H64ZM103 68H104V67H103ZM105 68H106V67H105ZM134 68H136V67H134ZM134 68H133V72H135V70H136V69H134ZM170 68H171V66H170ZM185 68H187V67H185ZM199 68H200V67H199ZM199 68H198V69H199ZM214 68H215V67H214ZM218 68H219V67H218ZM56 69H57V68H56ZM71 69H72V68H71ZM71 69H70V70H71ZM83 69H84V68H83ZM107 69H109V68H107ZM117 69H116V70H117ZM181 69H182V68H181ZM194 69H195V68H194ZM219 69H220V68H219ZM219 69H218V70H219ZM250 69H251V68H250ZM250 69H249V70H250ZM252 69H253V71H254L255 68H252ZM252 69H251V71H252ZM54 70H55V69H54ZM54 70H53L52 72H54ZM59 70H60V69H59ZM64 70L66 71V68H65ZM68 70H69V68H68ZM75 70H74V71H75ZM78 70L80 71V70H82V69H78ZM114 70H115V69H114ZM114 70H113V71H114ZM127 70H128V69H127ZM127 70H126V71H127ZM171 70H172V68H171ZM182 70H183V69H182ZM215 70H217V67H216ZM259 70H260V71H259ZM15 71H16V70H15ZM22 71H23V70H22ZM24 71H25V70H24ZM42 71H43V70H42ZM44 71H45V70H44ZM101 71H102V70H101ZM104 71H105V70H104ZM104 71H103V72H104ZM113 71H112V75H113L114 72H116V71H114V72H113ZM117 71H120V70H117ZM136 71H137V70H136ZM138 71H137V72H138ZM150 71H151V70H150ZM185 71H186V69H185ZM194 71H195V73L198 72V70H196V69H195ZM238 71H239V70H238ZM251 71H250V72H251ZM255 71L252 72V73H253V74H259V75H260V73H258V72L256 73ZM57 72L60 73V71H56V75H57ZM82 72H84V70H83ZM85 72H86V71H85ZM85 72H84V73H85ZM105 72H106V71H105ZM107 72H109V71L107 70ZM121 72H122V70H121ZM123 72L125 73V70H124ZM128 72H129V73L131 72V74H132V69H131L130 71H129V70L127 71V74L131 76V74H129ZM137 72H136V73H137ZM144 72H146V71H144ZM152 72H153V71H152ZM175 72H176V70H175ZM243 72H244V70H243ZM248 72H249V71H248ZM262 72H263V71H262ZM262 72H261V73H262ZM54 73H55V72H54ZM54 73H53V74H54ZM64 73H66V72H64ZM64 73H63V70H62V74H63V75L60 76V77H66V76H64ZM75 73H76V72H75ZM77 73H78V71H77ZM80 73H81V72H79L78 74L80 75ZM84 73H82V74H84ZM86 73H87V72H86ZM119 73H120V72H119ZM119 73H116L117 76H118ZM146 73H147V72H146ZM146 73H145V74H146ZM148 73H149V71H148ZM177 73H178V72H177ZM190 73H191V72H187V75H188V74L190 75ZM200 73H201V72H199V74H200ZM216 73H217V72H216ZM218 73H219V72H218ZM218 73H217L216 77H218ZM220 73L222 74L221 71H220ZM241 73H242V72H241ZM252 73H251V74H252ZM51 74H52V73H51ZM82 74H81V76H82ZM114 74H115V73H114ZM120 74H121V73H120ZM137 74L140 75L139 73H137ZM143 74H144V73H143ZM152 74H153V73H152ZM154 74H155V73H154ZM167 74H168V73H167ZM171 74H172V73H171ZM173 74H176V73H174V70H173ZM245 74H246V73H245ZM247 74H248V73H247ZM249 74H250V73H249ZM58 75H59V74H58ZM58 75H57V76H58ZM60 75H61V74H60ZM85 75H88V74H84L81 78L85 79V78H84ZM108 75H109V74H107V76H108ZM110 75H111V74H110ZM110 75H109V76H110ZM122 75H123V74H122ZM165 75H166V74H164V76H165ZM177 75L180 76L179 74H176V76H177ZM189 75H188V76H189ZM201 75H202V74H201ZM259 75H258V77H260ZM46 76H47V75H46ZM88 76H89V75H88ZM124 76H126V77L128 78L127 75H124ZM132 76H133V75H132ZM143 76H144V75H143ZM157 76H158V75H157ZM157 76H156V77H157ZM166 76H167V78H168V81H170L171 83H172V82L174 83L175 80H173V81L170 80V78H171L170 76L173 77L174 75H170V76H169V75H166ZM166 76H165V77H166ZM168 76H169V77H168ZM185 76H186V75H185ZM191 76H192V75H191ZM191 76H189V79H191V78H190ZM197 76H198V75H196L195 77H197ZM202 76H203V75H202ZM202 76H201V77H202ZM221 76H222V75H221ZM236 76H237V75H236ZM236 76H235V77H236ZM248 76H249V75H248ZM25 77H26V76H25ZM32 77H33V76H32ZM32 77H30V80L32 79ZM115 77H116V76H115ZM119 77H121V76H119ZM122 77H123V76H122ZM144 77H146V76H144ZM162 77H163V76H162ZM165 77H164V78H165ZM182 77H183V76H182ZM193 77H194V75H193ZM193 77H192V78H193ZM195 77H194V78H195ZM207 77H208V76H207ZM219 77H220V74H219ZM219 77H218L217 80H219ZM222 77H223V76H222ZM252 77H253V76H252ZM252 77H251V78H252ZM256 77H257V75H256ZM256 77H253L252 79L255 78V80H256V79H257ZM26 78H27V77H26ZM55 78H57V77L55 76ZM110 78L112 79V76H111ZM127 78H126V79H125V78H124V79L121 78V79H123V81H124V80H127ZM159 78H160V76H159ZM184 78L186 79L187 77H184ZM184 78H183V80H182V83H183V81L185 80ZM197 78H198V77H197ZM197 78H195L194 80L198 81L197 84H199V81H200L201 79L199 78L200 80H199V79L197 80ZM202 78H203V77H202ZM212 78H213V77H212ZM220 78H221V77H220ZM249 78H250V77H249ZM249 78H248V79H249ZM21 79H22V78H21ZM61 79H63V78H61ZM88 79H89V78H88ZM113 79H115V78L113 77ZM113 79H112V80H113ZM117 79H118V77H117ZM121 79L119 80L120 82H121ZM134 79H135V78H134ZM134 79H133V80H134ZM136 79H138V78H136ZM150 79H151V78L149 77V80H150ZM174 79H177V78H174ZM189 79H188V80H189ZM210 79H211V78H210ZM221 79H222V78H221ZM221 79H220L219 81L224 82V81H222ZM236 79H237V78H236ZM261 79H262V78H261ZM28 80H29V78H28ZM65 80H66V79H65ZM85 80H86V79H85ZM109 80H110V79H109ZM133 80H132V81H133ZM146 80H148V79H146ZM146 80H145V81H146ZM149 80H148V81H149ZM155 80H156V81H155ZM165 80H166V79H165ZM180 80H181V79H180ZM186 80H187V79H186ZM186 80H185V81H186ZM203 80H204V79H203ZM244 80H247V79L244 78ZM63 81H64V80H63ZM66 81H67V80H66ZM66 81H65V82H62V83L60 82V85L62 84V86H63V84L66 83ZM129 81L131 82V79H129ZM136 81H137V80H136ZM138 81H139V79H138ZM151 81H152V80H150L149 82H151ZM153 81L157 82V79H153ZM159 81L161 82V79H159ZM168 81H167V82H168ZM196 81H195V82H196ZM219 81H218V82H219ZM236 81H237V80H236ZM247 81H248V80H247ZM259 81H261V80H259ZM53 82H54V81H53ZM108 82H109V81H108ZM117 82H118V81H117ZM120 82H119V83H120ZM130 82H129V83H130ZM149 82H146V83L143 82V84H148ZM160 82H159V86H160V84H162V83H160ZM163 82H164V81H163ZM195 82H194V83H195ZM215 82H216V81H215ZM218 82H217V83H218ZM257 82H258V80H257ZM261 82H262V81H261ZM263 82H264V80H263ZM21 83H22V82H21ZM56 83H57V82H56ZM85 83H86V81H85ZM88 83H91V82L89 81ZM110 83H111V82H110ZM126 83H128V82H126ZM126 83H125V84H126ZM134 83H135V82H134ZM153 83H154V82H153ZM153 83L151 82L149 85H151V84L153 85ZM168 83H169V82H168ZM168 83H166V86H164V87H168V86H169V85L167 86ZM176 83H177V81H176ZM180 83H181V81H180ZM186 83H191V82H186ZM192 83H193V82H192ZM205 83H206V82H205ZM246 83H247V82H246ZM248 83H249V82H248ZM248 83H247V84H248ZM24 84H25V82L23 83V85H24ZM27 84H29V83H27ZM57 84H58V83H57ZM67 84H68V83H67ZM107 84H108V83H107ZM123 84H124V83H123ZM131 84H132V82H131ZM141 84H142V81H141ZM141 84H140V85H141ZM143 84H142V86L145 87V89H146L147 86H146V85L144 86ZM157 84H158V83H157ZM157 84L155 83L154 85H157ZM163 84H164V83H163ZM163 84H162V85H163ZM169 84H170V83H169ZM174 84H175V83H174ZM174 84H173V85H174ZM197 84H196V85H197ZM208 84H211V83H208ZM208 84H207V85H208ZM219 84H221V83L219 82ZM247 84H245V85L247 86ZM260 84H261V83H260ZM43 85H44V84H43ZM110 85H112V84H110ZM154 85H153V87H155V88L157 89V86H154ZM170 85H172V84H170ZM173 85L170 86V87L172 88ZM176 85H177V84H176ZM203 85H205V84H202V85L198 86V87H200V88L197 87V88L199 89V92H201V93H203V92L205 93V90H206V89H205L204 91H200L201 89H204L203 87H201V86H203ZM221 85H222V84H221ZM234 85H235V84H234ZM241 85H242V84H241ZM261 85H262V84H261ZM35 86H36V87H35ZM35 86L33 87L34 90H35V88H39V89H41L40 86H39V84H37V85H35ZM37 86H39V87H37ZM57 86H58V85H57ZM64 86H65V85H64ZM70 86H71V85H70ZM124 86H125V85H124ZM129 86H130V85H129ZM133 86H134V84H133ZM137 86H139V85H137ZM180 86H183V87H184V85H182V84H180ZM205 86H206V85H205ZM205 86H204V87H205ZM208 86H210V85H208ZM218 86H220V85H218ZM224 86H225V85H224ZM235 86H236V85H235ZM249 86H250V85H249ZM86 87H87V86H85V88H86ZM110 87H111V86H110ZM115 87H116V85H115ZM125 87H126V86H125ZM149 87H150V86H149ZM149 87H147V91H149L148 89H150L151 91H154L153 88L151 89L152 86H151L150 88H149ZM186 87H187V86H186ZM186 87H185V88H186ZM191 87H192V86H191ZM206 87H207V86H206ZM221 87H223V86H221ZM226 87H228V86L226 85ZM231 87H232V86H231ZM251 87H252V86H251ZM255 87H256V86H255ZM30 88H31V87H30ZM51 88H52V87H51ZM55 88H56V87H55ZM69 88H70V87H68V89H69ZM83 88H84V87H83ZM129 88H131V87H129ZM129 88L127 87V89H129ZM136 88H137V87H135V89H136ZM173 88L175 89L176 86H174ZM178 88H179V86L177 87V89H178ZM209 88H210V87H209ZM217 88H218V87H217ZM249 88H250V87H249ZM262 88H263V87H262ZM57 89L60 90L59 86H58ZM57 89H55V90H57ZM61 89H62V88H61ZM73 89H74V88H73ZM73 89H72V90H73ZM109 89H110V88H109ZM132 89H133V88H132ZM139 89H141V86L139 87ZM177 89H175V90L177 91ZM180 89H181V88H180ZM187 89H188V88H187ZM194 89H195V88H194ZM226 89H227V88H226ZM226 89H225V90H226ZM228 89H229V88H228ZM234 89H235V87H234ZM234 89H232V90H234ZM252 89H253V88H252ZM258 89H261V87L259 88V86H258ZM17 90H18V89H17ZM27 90H29V89H27ZM42 90H43V88H42ZM42 90H41V92H42ZM58 90H57V91H58ZM64 90H65V89H64ZM64 90H63V91H64ZM70 90H71V89H70ZM72 90H71V91H72ZM75 90H76V88H75ZM112 90L115 91L114 89H112ZM112 90H111V91H112ZM172 90H173V89H172ZM182 90H183V88H182ZM182 90H181V91H182ZM195 90H196V89H195ZM207 90H208V89H207ZM207 90H206V91H207ZM209 90H212V89H209ZM223 90H224V87H223ZM254 90H255V88H254ZM256 90H257V89H256ZM30 91H31V90H30ZM63 91H62V92H63ZM73 91H74V90H73ZM73 91H72V93H73ZM77 91H79V90L77 89ZM107 91H108V89H107ZM158 91H159V89H158ZM173 91H174V90H173ZM178 91H180V90H178ZM190 91H191V90H190ZM197 91H198V90H197ZM213 91H214V90H213ZM228 91H230V89H229ZM249 91H251V90H249ZM263 91H264V90H263ZM17 92H18V91H17ZM17 92H16V93H17ZM58 92H59V91H58ZM60 92H61V91H60ZM64 92H66V90H65ZM64 92L61 93V94H63V96H64ZM134 92H135V91H134ZM154 92H155V91H154ZM154 92L152 93L153 98H154V95H153ZM207 92H208V91H207ZM207 92H206L205 94L203 93L204 96L207 94ZM220 92H221V91H220ZM231 92H232V91H231ZM244 92H246V91H244ZM244 92H243V93H244ZM247 92H248V89H247ZM247 92H246V94H248ZM260 92H261V91H260ZM23 93H25V92H23ZM26 93H27V92H26ZM53 93H57V92L53 91ZM72 93H71V94H72ZM74 93H76V92H74ZM74 93H73V94H74ZM79 93H81V92L79 91ZM146 93H149V92H146ZM155 93H157V90H156ZM181 93H182V92H181ZM183 93L185 94L186 91L183 92ZM183 93H182V94H183ZM188 93H190V92H188ZM222 93H223V92H222ZM222 93H221V94H222ZM227 93H229V92H227ZM256 93H258V92L256 91ZM262 93H264V92H262ZM29 94H31V93H29ZM61 94H57V95L60 96ZM65 94H66V93H65ZM67 94H68V92H67ZM69 94H70V93H69ZM69 94H68V95H69ZM73 94H72V96H73ZM77 94H78V93H77ZM77 94L75 95L76 98L79 96V94H78V95H77ZM143 94H144V93H143ZM143 94H141V95L143 96V98L141 99V101L144 99V95H143ZM177 94H178V93H177ZM182 94H181V95H182ZM203 94H202V95H203ZM223 94L225 95V94H226V91H225V93H223ZM229 94H230V93H229ZM237 94H238V93H237ZM258 94H259V93H258ZM23 95H24V94H23ZM23 95H22V96H23ZM31 95H33V93H32ZM35 95L37 96L36 93H35L33 96H35ZM43 95H45V94H43ZM50 95H51V94H50ZM50 95H48L47 98H46V96H44V97L48 100V98H49ZM141 95H140V96H141ZM146 95H147V94H146ZM160 95H161V94H159V96H160ZM172 95H173V94H172ZM174 95H176V94L174 93ZM178 95H179V94H178ZM194 95H196V96H193V94H192L193 97H197V98H198V96L200 95V93H199V95L197 96V94L194 92ZM238 95H240V94H238ZM241 95H242V94H241ZM244 95H245V94H244ZM251 95L253 96L254 94H251ZM251 95H250V96H251ZM261 95H262V94H261ZM25 96H27V95H25ZM29 96H30V95H29ZM33 96H32L31 99H32V101H36V102L33 103L31 100H30L29 102H31V104L33 103L32 106H33L34 108H37L36 106H38V107L40 106V104H39L40 102L38 103L39 105L37 104V99H38V101H39L41 98H42V99H45V98H44L43 96H41V98L39 99V98H38L39 96H38V97L35 96V97L37 98V99H36V98H33ZM54 96H56V95L54 94L52 97H54ZM63 96H62V101H63V99H66V101H65V105H67V100H68V98H66V97L63 98ZM75 96H73V98H74ZM152 96H151V98H152ZM157 96H158V95H157ZM157 96H156V98H157ZM161 96H162V95H161ZM185 96H187V94H185ZM188 96H190V97H189V99H190V98H191V95L189 94ZM245 96H246V95H245ZM255 96H257V95H255ZM255 96H254V97H255ZM9 97H12V96H9ZM27 97H28V96H27ZM67 97H68V96H67ZM136 97H137V96H135V98H136ZM145 97H146V96H145ZM147 97H148V96H147ZM147 97H146V98H147ZM171 97H172V96H171ZM211 97H212V96H211ZM222 97H224V96L222 95ZM225 97H226V95H225ZM228 97H229V96H228ZM257 97H258V96H257ZM261 97H262V96H261ZM56 98H57V97H55L54 99H56ZM79 98L82 99V97H80V96H79ZM107 98H108V97H107ZM151 98H150V99H151ZM159 98H160V97H159ZM159 98H158L157 101H159ZM197 98H195V101H196ZM200 98L202 99L201 96H200ZM205 98H206V97H205ZM208 98H209V97H207V99H208ZM263 98H264V97H263ZM12 99H13V98H12ZM29 99H30V98H29ZM33 99H34V100H33ZM42 99L40 100L41 102H42ZM60 99H61V97H59V100H58V98H57V102H55V103H57V106H59L58 109H60V105H61V102H62V101H61L60 104L58 103V102L60 101ZM69 99H70V98H69ZM74 99H75V98H74ZM81 99H78V98H77L75 101L78 102V100L80 101ZM165 99H166V97H165ZM172 99H173V98H172ZM176 99H177V98H176ZM184 99H185V98H183V101H184ZM225 99H226V98H225ZM242 99H245V98H242ZM258 99H259V98H258ZM24 100H25V99H24ZM27 100H28V99H27ZM50 100H51V97H50V99H49L48 102H50ZM71 100H72V99H71ZM71 100H69V101H71ZM82 100H83V99H82ZM82 100H81V101H82ZM108 100H109V99H108ZM145 100H146V99H145ZM145 100H143V101H145ZM151 100H152V99H151ZM168 100H169V99H167V101H165L164 103H167ZM185 100H186V99H185ZM220 100H221V99H220ZM245 100H246V99H245ZM263 100H264V99H263ZM55 101H56V100H55ZM72 101H73V100H72ZM72 101H71V102H72ZM75 101H74V102H75ZM113 101H115V100H113ZM149 101H150V100H149ZM173 101H174V103H175V100H173ZM179 101H181V99H180ZM183 101H181V102H182V106H183V103H184ZM200 101H201V100H200ZM200 101H199V102H200ZM206 101H207V100H206ZM209 101H210V99H209ZM221 101H222V100H221ZM246 101H247V100H246ZM246 101H245V102H246ZM27 102H28V101H27ZM53 102H54V100H53ZM53 102H51V103L53 104ZM63 102H64V101H63ZM77 102H75V104H73L74 106H76V107H74V108H77V105H76ZM126 102H128V101H126ZM176 102H178V99H177ZM181 102H180V104H178V103H177V104H178V105H181ZM186 102H187V100H186ZM186 102H185V103H186ZM204 102H205V101H204ZM204 102L202 101V103H204ZM245 102H242V103L245 104ZM259 102H260V101H258L257 103L259 104ZM35 103H36L37 105H36ZM42 103H43V102H42ZM103 103H104V101H103ZM129 103H131V102H129ZM145 103H146V101H145ZM188 103H190V101H188ZM188 103H186V104H188ZM192 103H193V101H192ZM197 103H198V102H197ZM202 103H201V104H202ZM207 103H208V102H207ZM246 103H248V101H247ZM260 103H261V102H260ZM27 104L29 105L30 103H27ZM31 104H30V105H31ZM58 104H59V105H58ZM63 104H64V103H63ZM77 104H78V103H77ZM106 104H107V103H106ZM108 104H109V103H108ZM112 104H113V103H112ZM132 104H133V103H132ZM139 104H140V105H143V104H141V103H139ZM149 104H150V103H149ZM159 104H161V103H159ZM169 104H170V103H167L168 106H169ZM177 104H176V105H177ZM186 104H185V105H186ZM190 104H191V103H190ZM221 104H222V103H221ZM251 104H252V103H251ZM263 104H264V102H263ZM28 105H27V107H28ZM30 105H29V106H30ZM35 105H36V106H35ZM81 105H82V104H81ZM101 105H102V104H101ZM118 105H119V104H118ZM154 105H155V104H153V106H154ZM165 105H166V104H165ZM170 105L173 106V102H172ZM176 105H174V106L177 107L178 105H177V106H176ZM191 105H192V104H191ZM196 105H198V104H196ZM202 105H203V104H202ZM202 105H201V107H202ZM207 105H208V104H207ZM230 105H231V103H230ZM241 105H242V104H241ZM249 105H250V104H249ZM261 105H262V104H261ZM44 106H45V105H44ZM44 106L42 105L43 110L49 108V107L46 108V106H45V109H44ZM50 106H51V105H50ZM57 106L55 105V107H57ZM62 106H63V105H62ZM62 106H61V108H63V110H64L65 108H67V106H70V108H69V107H68V108H69V110H71V103H70V105H69V102H68V105L65 106V108H64V106H63V107H62ZM78 106H79V105H78ZM108 106H109V105H108ZM116 106H117V105H115L114 107H116ZM143 106H144V105H143ZM143 106H142V107H143ZM149 106H151V104H150ZM162 106H164V105L162 104ZM162 106L159 107V106H158V102H157V107H155V106H154V107L157 109L156 111H159V112H160V110L162 109V108H161ZM182 106H181V107L178 106L177 108H182ZM220 106H223V105H220ZM231 106H232V105H231ZM259 106H260V104H259ZM42 107H40V109H41ZM72 107H73V106H72ZM112 107H113V106H112ZM127 107H129V106H127ZM142 107H141V109H142ZM169 107H171V106H169ZM185 107H186V106H185ZM185 107H184V108H185ZM198 107H199V105H198ZM203 107H204V106H203ZM203 107H202V108H203ZM205 107H206V106H205ZM205 107H204V108H205ZM208 107H209V106H208ZM210 107H211V106H210ZM213 107H214V106H213ZM215 107H216V106H215ZM215 107H214V108H215ZM254 107H255V106H254ZM257 107H258V105H257ZM262 107H263V106H262ZM25 108H26V107H24V109H25ZM29 108H31L32 111H33V112L31 111V113H34V108H32V107H28L26 110H28ZM51 108H52V106H51ZM81 108H82V107H81ZM134 108H135V107H134ZM134 108L132 109V111L134 110ZM139 108H140V107H139ZM144 108H145V107H144ZM158 108H160V110H158ZM211 108H212V107H211ZM225 108H227V107H225ZM228 108H229V107H228ZM232 108H233V107H232ZM232 108H231V109H232ZM234 108H237V107H234ZM234 108H233V110H234ZM53 109H54V111L57 110V109H55V108H52V110H53ZM72 109H73V108H72ZM110 109H111V108H110ZM114 109H115V108H114ZM149 109H150V108H149ZM149 109H148V110H149ZM167 109H168V108H167ZM167 109H166V110L163 109V110H164V112H163L164 114H166L165 111H168V112H169V110H167ZM198 109H199V108H198ZM255 109H256V108H255ZM257 109H258V108H257ZM26 110H25V111H26ZM43 110H41V111H43ZM49 110H50V108H49ZM63 110L60 111V112L63 113ZM73 110H74V112L78 113V112H77L78 109H77V110H76V109H73ZM115 110H116V109H115ZM150 110H151V109H150ZM150 110H149V111H150ZM152 110H153V109H152ZM191 110H192V109H191ZM191 110H190V113L196 111L195 108H194V111H191ZM224 110H225V109H224ZM224 110H222V112H223ZM228 110H230V109H227V114L230 113V115H231L232 110H231V112H228ZM235 110H236V109H235ZM235 110H234V111H235ZM238 110H239V109H238ZM253 110H254V109H253ZM260 110H261V108H260ZM22 111H24V110H22ZM25 111H24V112H25ZM28 111H29V110H28ZM28 111H26V112H28ZM35 111H36V112H39V111H38V108H37ZM54 111H53V113H56V112H58L59 110H57L56 112H54ZM66 111H67V110H66ZM66 111H64V114H65ZM136 111H137V109H136ZM198 111H199V114H200V111H201V110H198ZM198 111H196V112H198ZM217 111H218V110H217ZM220 111H221V110H220ZM26 112H25V113H26ZM45 112H46V111H43V112H42V114H44V116H45V114L47 115V113H48V112H46V113H45ZM60 112H59V113H60ZM69 112H70V111H67V112H66L67 114H65V115H68V114L71 115V114H72V113H71L72 111H71L70 113H69ZM128 112H130V111H128ZM128 112L126 111L125 113L127 114ZM133 112H134V111H133ZM152 112H153V111H152ZM170 112H171V111H170ZM176 112H177V111H176ZM238 112H239V111H238ZM254 112L256 113V111H254ZM254 112H253V113H254ZM258 112H259V111H258ZM263 112H264V111H263ZM25 113H24V114H25ZM29 113H30V112H29ZM31 113H30V114H27V116L31 115ZM49 113H51V112L49 111ZM76 113H75V114H76ZM79 113H80V110H79ZM123 113H124V112H123ZM130 113H132V112H130ZM223 113H224V112H223ZM223 113H221V114H223ZM232 113H233V112H232ZM239 113H240V112H239ZM260 113H261V112H260ZM260 113H257V114H260ZM22 114H23V113H22ZM22 114H21V115H22ZM35 114H37V113H35ZM38 114L40 115L41 113H38ZM73 114H74V113H73ZM148 114L151 115V114H152L151 111H150ZM148 114H147V115H148ZM155 114H156V113H155ZM155 114H154V115H155ZM158 114H159V113H158ZM164 114H163V115H164ZM183 114H184V113H183ZM183 114H182V116H183ZM188 114H189V112H188ZM202 114H203V113H202ZM214 114H215V113H214ZM217 114H218V113H217ZM234 114H237V113H234ZM257 114H256V115H257ZM19 115H20V113H19ZM48 115H49V114H48ZM65 115L62 114V116H64V117H65ZM81 115H82V113H81ZM132 115H133V114H132ZM150 115H149V117H150ZM154 115H151V116L154 117ZM160 115H161V113H160ZM170 115H171V114H170ZM177 115H178V117H179L178 120L181 121V120H182V118L180 117L181 115L179 116V114L177 113V114H176V117H177ZM185 115H187V114H185ZM223 115H226V114H223ZM230 115H228L227 117H229ZM27 116H25V117H27ZM40 116L44 117L43 115H40ZM59 116H60V115H59ZM72 116H74V115H72ZM76 116H79V117H80L79 114L76 115ZM76 116H74V117H76ZM125 116H126V115H125ZM129 116H130V114H129ZM161 116H162V115H161ZM167 116H169V114H167ZM167 116L164 115V117H165L166 119H167ZM204 116H205V115H204ZM211 116H212V115H211ZM257 116H258V115H257ZM20 117H21V116H20ZM22 117H23V120H21V118H18V117H17L18 119H20V120H17V122L19 121L20 124H21V121H22V124H23V122H24V116L22 115ZM45 117H46V116H45ZM70 117H71V116H70ZM79 117H77V118H79ZM81 117H82V116H81ZM83 117H84V116H83ZM95 117H96V116H95ZM155 117H159V116L156 114ZM171 117H172V116H171ZM174 117H175V116H174ZM176 117H175V118H176ZM185 117H186V116H185ZM188 117H190V116H188ZM191 117H192V116H191ZM202 117H203V116H202ZM205 117H206V116H205ZM207 117H208V116H207ZM218 117H219V115H218ZM231 117H232V115H231ZM235 117H236V116H235ZM244 117H245V116H244ZM27 118H28L27 121H29L30 118L33 119L34 121H36L35 119L38 118V117L35 115V118H32V116H31L30 118H29V117H27ZM27 118H26V119H27ZM59 118L64 119V121H65V118H62L61 116H60ZM68 118H69V117H67L66 121L68 120L67 122L69 123V119H71L72 117L69 118V119H68ZM85 118H86V117H85ZM85 118H84V119H85ZM114 118H115V117H114ZM159 118H162V119H163V116H162V117H159ZM159 118H158V119H159ZM172 118H173V117H172ZM175 118H173V119H175ZM220 118H221V117H220ZM222 118L225 119V117H223V116H222ZM222 118H221L220 120H222ZM237 118H238V117H237ZM254 118H255V117H254ZM254 118H253V120H254ZM258 118H259V117H258ZM260 118L264 119L263 117H260ZM26 119H25V121H26ZM31 119H30V120H31ZM40 119H42V118H40ZM48 119H49V118H48ZM73 119H74V118H73ZM73 119H72V121H73ZM82 119H83V118H82ZM87 119H88V118H87ZM162 119H160V120L162 121ZM166 119H164V120H166ZM180 119H181V120H180ZM184 119H185V118H183V120H184ZM191 119H192V118H191ZM233 119H234V118H232V120H233ZM33 120H32V122H34ZM38 120H39V118H38ZM38 120H37V121H38ZM49 120L52 122L51 119H49ZM74 120H75V119H74ZM76 120H77V119H76ZM76 120H75V121H76ZM85 120H86V119H85ZM85 120H83V121H85ZM117 120H118V119H117ZM150 120L152 121L153 119H150ZM168 120H170V121H168V122L171 123L172 119H169V118H168ZM175 120H177V119H175ZM175 120H174V121H175ZM185 120H186V119H185ZM187 120H188V119H187ZM187 120H186V122H187ZM225 120H226V119H225ZM230 120H231V119H230ZM238 120H239V119H238ZM246 120H249V119H246ZM256 120H257V119H256ZM259 120H260V119H259ZM37 121H36V122H37ZM39 121L41 122V120H39ZM39 121H38V122H39ZM59 121H61V120H59ZM81 121H82V120H81ZM81 121H80V122H81ZM103 121H104V120H103ZM113 121H114V120H113ZM148 121H149V120L147 119V123H148ZM151 121H150L151 125H152V123H153V124L155 123V121H154V122H153V121L151 122ZM161 121H159V122H161ZM218 121H219V119H218ZM234 121H235V120H234ZM242 121L244 122V120H242ZM15 122H16V121H15ZM77 122H78V120H77ZM77 122H75V123H77ZM98 122H99V121H98ZM157 122H158V121H156V123H157ZM159 122H158L157 124H159ZM165 122H167V121H165ZM175 122H177V121H175ZM181 122L183 123V121H181ZM181 122H179V123H181ZM184 122H185V121H184ZM188 122H189V120H188ZM207 122H208V121H207ZM219 122H220V121H219ZM221 122H222V121H221ZM230 122H231V121H230ZM232 122H233V121H232ZM235 122H236V121H235ZM263 122H264V121H263ZM9 123H10V121L8 122V124H9ZM30 123H31V121H30ZM62 123H64V122H62ZM70 123H71V120H70ZM70 123H69V124H70ZM72 123H74V122H72ZM78 123H79V122H78ZM86 123H87V122H86ZM112 123H113V122H112ZM120 123L123 124V122H120ZM143 123H144V125L146 124V122H143ZM162 123H163V122H162ZM170 123H169V124H170ZM177 123H178V122H177ZM177 123H175V124H177ZM179 123H178V124H179ZM209 123H210V122H209ZM215 123H217V120L215 121ZM226 123H227V122H226ZM245 123H246V122H245ZM248 123H249V122H248ZM255 123H256V122H255ZM255 123H254V124H255ZM4 124H5V123H2V125H4ZM22 124H21V126H20L21 128H22V126H24L25 123H24L23 125H22ZM26 124H27V122H26ZM33 124H34V123H33ZM33 124H32V125L28 124V126L30 125V126H29V127H30V130L32 129L31 127L35 125V124H34V125H33ZM36 124H37V123H36ZM38 124L40 125L41 123H38ZM38 124L36 125V128H38ZM81 124H82V122H81ZM110 124H111V123H110ZM113 124H114V123H113ZM117 124H118V123H117ZM124 124H126V123H124ZM124 124H123V125H124ZM128 124H130V126H129L128 128L131 129V126H132V125H136V124H138V123H136V124L128 123ZM128 124H126V125L128 126ZM131 124H132V125H131ZM160 124H161V123H160ZM165 124H166V123H165ZM167 124H168V123H167ZM169 124H168V125H169ZM183 124H184V123H183ZM183 124L179 126V127H180V131H181V126H184ZM185 124H186V126L188 127V124H187V123H185ZM189 124H190V123H189ZM194 124H195V123H194ZM210 124H211V123H210ZM217 124L220 125V123H217ZM217 124H216V125H217ZM240 124H241V123H240ZM257 124H258V123H257ZM17 125H18V123H17ZM17 125H15V127H18ZM41 125H42V124H41ZM56 125H58V124H56ZM64 125H65V124H64ZM73 125L76 126V124H73ZM77 125H79V124H77ZM89 125H90V124H89ZM126 125H124V126H126ZM142 125H143V124H142ZM149 125H150V124H149ZM154 125H155V124H154ZM161 125H163V124H161ZM173 125H174V124H173ZM192 125H193V123H192ZM211 125H212V124H211ZM219 125H218V127H219ZM221 125H223V124H221ZM250 125H251V124H250ZM5 126H7V125H5ZM46 126H47V125H46ZM65 126H67V125H65ZM70 126H71V125H70ZM75 126H72V127H75ZM87 126H88V125H87ZM93 126H94V125H93ZM171 126H172V125H171ZM239 126H240V127H239L238 129H242V128H241V125H239ZM256 126H258V125H256ZM13 127H14V126H13ZM13 127H12V128H13ZM15 127H14V129H17V128H15ZM20 127H19V130H20L19 132L21 133V128H20ZM24 127L26 128L27 125H25ZM24 127H23V128H24ZM39 127H41V126H39ZM52 127H53V126H52ZM78 127H79V126H78ZM78 127H77V129H78ZM83 127H85V124H84ZM112 127L114 128V126H112ZM132 127H133V126H132ZM134 127H135V126H134ZM134 127H133V128H134ZM139 127H140V126H139ZM163 127H166V128H167V126H163ZM172 127H173V126H172ZM187 127H186V130H187ZM189 127H191V125H190ZM193 127H194V125H193ZM215 127H216V126H215ZM259 127H261V126H259ZM25 128H24V129H25ZM36 128H35V126L33 127L34 131H35ZM43 128H45V129H43V131H45V133H50V132H51L50 129H49L50 132L48 131V129H47V131H46V128H50V127H44V124H43ZM70 128H71V127H69V129H70ZM85 128H86V127H85ZM136 128L138 129L137 126H136ZM136 128H135V129H136ZM142 128H143V130H147V129H144L145 127H142ZM142 128L140 127L141 131H143ZM152 128L155 130V132L157 131V127H156V129H155L154 127H152ZM159 128H161V127H159ZM166 128H165V129H166ZM173 128H174V127H173ZM182 128H183L182 131L185 130L184 127H182ZM195 128H196V127H195ZM212 128H213V126L211 127V129H212ZM222 128H224V127H222ZM248 128H249V126H248ZM255 128H256V127H255ZM262 128H263V127H261V129H262ZM3 129H4V128H3ZM14 129H12V131H13ZM27 129H28V127H27ZM27 129H25V130L22 129V130H23V131H22L23 133H21V134L23 135L24 132H25ZM33 129H32V131H33ZM69 129H68V131H70ZM72 129H73V128H71V130H72ZM74 129H76V128H74ZM137 129H136V132H137ZM153 129L151 130V132L154 131ZM176 129H178V128L176 127ZM189 129H190V128H189ZM216 129H218V128L216 127ZM216 129H215V130H216ZM243 129H244V127H243ZM245 129L247 130V128H245ZM1 130H2V129H1ZM6 130H7V129H6ZM38 130H40V129H38ZM51 130H53V129H51ZM55 130H56V131H55ZM55 130H54V131H55V133H56L58 129H55ZM78 130H79V129H78ZM88 130H89V129H87V130L84 129L83 131H86V132H87ZM90 130H91V129H90ZM93 130H94V129H93ZM117 130H120V129H117ZM138 130H139V129H138ZM158 130L160 131V130H162V128H161V129H158ZM173 130H174V129H173ZM186 130L183 131V132H185L186 135H189V134L191 135V132H194L193 130H195V132H196L197 128H196V129L193 128L191 132H190L191 129L188 130V131H189V134H188V132H187ZM213 130H214V129H213ZM218 130H220V129H218ZM246 130H245V131H246ZM258 130H259V129H258ZM262 130H263V129H262ZM2 131H5V130H2ZM2 131H0V132H2ZM34 131H33V134L35 135ZM36 131H37V129H36ZM73 131H74V132H77V130H72V132H73ZM131 131H132V129H131ZM139 131H140V130H139ZM174 131H175V130H174ZM178 131H179V129H178ZM180 131H179V132H180ZM182 131H181V132H182ZM198 131H200V130H198ZM198 131L196 132V134L198 133ZM211 131H212V130H211ZM254 131H255V129H254ZM7 132H8V131H7ZM28 132H29V131H28ZM39 132H40V131H38L37 133H39ZM62 132H63V131H62ZM65 132H66V133L63 132L64 135L67 134V131H65ZM70 132H71V131H70ZM74 132H73V133H74ZM119 132H120V131H119ZM121 132H122V131H121ZM144 132H145V131H144ZM160 132H163V131H160ZM160 132L157 131V133H160ZM171 132L173 133L172 130H171ZM175 132L177 133V131H175ZM181 132H180V134H181ZM195 132H194V134H195ZM217 132H218V131H217ZM232 132H233V131H232ZM234 132H235V131H234ZM237 132H238V131H237ZM246 132H247V131H246ZM249 132H250V131H249ZM249 132H248V133H249ZM11 133H12V134H13V133H14V134H15V133L18 134L17 132H11ZM11 133L8 132V134H11ZM25 133L27 134V131H26ZM30 133H31V132H30ZM37 133H36V135H37ZM41 133H42V131L40 132V134H41ZM79 133H80V132H79ZM82 133H83V132H82V130H81V134H82ZM131 133H132V132H130V135H129L128 132L125 133V139H126V140H128V139L126 138V136H127L126 134L129 135V136H128V138H129L130 136H132ZM140 133H141V132H140ZM165 133H166V132H165ZM167 133H170V132L168 131ZM167 133H166V134H167ZM242 133H243V132H242ZM263 133H264V132H262V134H263ZM0 134H1V133H0ZM2 134H3V135L5 134V135H4L5 137H3V139H4L3 142H5V138H6V134H7V133H2ZM2 134H1L0 136H2ZM26 134L23 135V136L25 137V140H26L27 137H30L29 139H31L32 136H33L32 133H31V134H28V135H32V136H26ZM40 134H38V135H40ZM50 134H51V133H50ZM53 134H54V132H53ZM123 134H124V133H123ZM136 134L140 135L139 133H136ZM143 134H145V133H143ZM143 134H142V137H143ZM177 134H179V133H177ZM182 134H183V133H182ZM194 134L192 133V135H194ZM196 134H195V135H196ZM213 134L218 136V134H216V133H212V135H213ZM251 134H252V133H251ZM260 134H261V131H260ZM262 134H261V135H262ZM22 135H20V136H22ZM38 135H37V139H34L35 137H33L32 140L34 139V140H36V142H37L38 137H39ZM42 135H43V134H42ZM45 135H46V134H44L43 137H44ZM51 135H52V134H51ZM58 135H59V134H58V132H57V134H56V138H57ZM60 135H61V133H60ZM60 135H59V136H60ZM64 135H63V136L61 135V136L64 137ZM68 135H69V133H68ZM68 135H67L68 138H70V137L72 136V135H71V136H70V135L68 136ZM74 135H75V133H74ZM82 135H83V134H82ZM86 135H88V134H86ZM149 135H151V134H149ZM155 135H156V133H155ZM155 135H152L153 138H154ZM169 135H170V134H169ZM204 135H205V134H204ZM204 135H201V136H202V137H205ZM207 135H208V134H207ZM209 135H210V134H209ZM214 135L211 136V137L206 136L205 138L209 137V138L211 139L212 137H214ZM239 135H240V134H239ZM248 135H249V134H248ZM248 135H247V136H248ZM254 135H255V133H254ZM9 136H12L11 138H10V137L8 138V140L11 141L10 139H12L15 135H14V136H13V135H9ZM16 136H17V135H16ZM16 136H15V138H16V141H15V142H16V145H18V148L25 146V149H21V148H20V149L23 150V151L26 150V148L29 147V145H28V147H26V144L28 143V142H26L27 140L25 141V140L23 139V140L25 141V143H26L25 145H23V144H24L23 142H22V144H19V143L21 142V140H20V142L18 141L19 143H17V140H18V139H21V138H24V137H18V139H17ZM18 136H19V134H18ZM47 136H49V134H48ZM47 136H46L45 138H48ZM75 136H76V135H75ZM78 136H79V135H78ZM84 136H85V134H84ZM140 136H141V135H140ZM147 136H148V135H147ZM147 136H146V137H147ZM157 136H158V135H157ZM170 136H172V135H170ZM183 136H184V135H183ZM183 136H182V137H183ZM201 136H200V137H201ZM217 136H215V137H217ZM259 136H260V135H259ZM262 136H264V135H262ZM262 136H260V137L262 138ZM49 137H50V136H49ZM52 137H53V136H52ZM88 137H89V136H88ZM109 137H110V136H109ZM135 137H137V140H134V141H135V144H137L135 147H137L139 144L141 145V142L137 143L136 141H138V138H139V137H138L137 135H136ZM148 137H149V136H148ZM148 137H147V138L143 137V138L146 139V141H147V139L149 140ZM158 137H159V136H158ZM161 137H162V136H161ZM161 137H160V138H161ZM164 137H166V136H164ZM164 137H162V139H163ZM174 137H175V135H174ZM184 137H185V136H184ZM184 137H183V138H184ZM189 137H190V136H189ZM189 137H188V138H189ZM195 137H198V136L196 135ZM250 137H252V136H250ZM45 138H43V139H45ZM54 138H55V137H54ZM65 138H66V137H65ZM75 138H76V137H75ZM80 138H81V137H80ZM82 138H83V137H82ZM130 138H131V137H130ZM132 138H134V135L132 136ZM153 138H152V139H153ZM155 138H156V136H155ZM166 138H168V134H167V137H166ZM169 138H170V137H169ZM172 138H173V136H172ZM175 138H176V137H175ZM179 138H180V137H179ZM183 138H182V139H183ZM185 138L188 140L187 137H185ZM205 138H203L202 140H205ZM257 138H258V137H257ZM261 138H260V139H261ZM263 138H264V137H263ZM1 139H2V138H1ZM13 139H14V138H13ZM13 139H12V141L15 140V139H14V140H13ZM40 139H41V137L39 138V140H40ZM43 139H42V140H43ZM66 139H67V138H66ZM71 139H72V138H71ZM110 139H112V138L110 137ZM122 139L124 140V136H123V138L121 137V140H122ZM157 139H158V138H157ZM180 139H181V138H180ZM180 139H178V141H181L180 143H182V140H180ZM196 139H197V138H196ZM196 139H195V142H197ZM213 139H215V138H213ZM247 139H248V138H247ZM250 139H251V138H250ZM250 139H248V140H250ZM254 139H256V138H254ZM32 140H31V141L28 140V141H29L28 144H30V142L32 143ZM34 140H33V142H34ZM39 140H38V142H40V144H42V142H44V141L41 142V141H39ZM46 140H47V139H46ZM73 140H74V137H73V139H72L71 141H73ZM75 140H78V139H75ZM93 140H94V139H93ZM107 140H108V139H107ZM107 140H106V141H107ZM118 140H119V139H118ZM121 140H120V142H121ZM126 140H125V141H126ZM130 140L133 141L132 139H129L128 141H130ZM153 140H154V139H153ZM164 140H165V139H164ZM173 140H176V139H173ZM183 140H184V139H183ZM190 140H191V137H190ZM190 140H188V141H190ZM198 140H200V139L198 138ZM202 140H200V141H202ZM215 140H216V139H215ZM252 140H253V139H252ZM252 140H250L251 143L253 142ZM257 140H258V139H257ZM50 141H54V140H50ZM55 141H56V140H55ZM57 141H58V140H57ZM66 141H67V143H68V141L70 142V140H66ZM84 141H85V140H84ZM84 141H83V142H84ZM131 141H130V142H131ZM139 141H141V140L139 139ZM146 141H145V142H146ZM150 141H151V140H150ZM155 141H156V139H155ZM165 141H166V140H165ZM167 141H169V142H173V143H174V141H170V140H167ZM184 141H185V140H184ZM188 141L183 142V143H187ZM192 141H193V140H192ZM192 141H191V142H192ZM205 141H206V140H205ZM210 141H211V140H209V141H207V142H210ZM213 141H214V140H213ZM3 142H1V143H3ZM15 142H14V143H15ZM61 142H62V140H61ZM61 142H59V143H61ZM64 142H65V140H64ZM73 142L75 143V141H73ZM116 142H117V141H115V143H116ZM120 142H119V144H120ZM123 142H124V141H123ZM126 142H127V141H126ZM145 142H144V143H145ZM169 142H168V144H170ZM176 142H177V140H176ZM195 142H194V144H195ZM207 142H205V143H207ZM250 142H249V143H250ZM257 142H258V141H257ZM259 142H260V141H259ZM6 143H7V142H6ZM6 143H4V144H6ZM47 143L49 144L50 142H47ZM62 143H63V142H62ZM62 143H61V145H62ZM74 143L70 142V145H71V144L74 145ZM78 143H79V142H78ZM92 143H93V142H92ZM128 143H129V142H128ZM177 143H178V142H177ZM192 143H193V142H192ZM199 143H200V142H199ZM201 143H204V141H202ZM210 143H211V142H210ZM35 144H36V143H35ZM40 144H39V145H40ZM45 144H46V143H45ZM48 144H46V145H48ZM52 144H53V143H52ZM55 144H56V142H55ZM55 144H53V145H55ZM57 144H58V143H57ZM57 144H56V145H57ZM63 144H64V143H63ZM80 144H81V143H80ZM109 144H110V143H109ZM133 144H134V143H133ZM150 144L153 145V143H150ZM157 144H158V143H157ZM157 144H156V145H157ZM162 144H163L164 147L166 146V145H164V142H163V143L161 142V144H159V145L162 147ZM166 144H167V143H166ZM174 144H176V143H174ZM194 144H193V145H194ZM212 144H213V143H212ZM220 144H221V143H220ZM263 144H264V141H263V143H262L261 145L263 146ZM20 145H22V146H20ZM31 145H32V144H31ZM39 145H38V147H39ZM46 145H45V147H46ZM53 145H52V146H53ZM64 145H65V144H64ZM68 145H69V144H68ZM70 145H69V146H70ZM73 145H72L71 147H73ZM75 145H76V144H75ZM92 145H93V144H92ZM105 145H106V144H105ZM148 145H149V143H148ZM171 145H173V144H171ZM177 145H178V144H177ZM177 145L172 146V148H173V147L175 148V146L178 147ZM180 145H181V146H183V145L186 146L187 144H183V145L180 144ZM191 145H192V144H190V146H191ZM195 145H196V144H195ZM198 145H200V144H198ZM203 145H206V144H202V146H203ZM207 145L210 146V144H208V143H207ZM207 145H206V147H207ZM19 146H20V147H19ZM48 146H49V145H48ZM48 146H47V147H48ZM52 146H51V147H52ZM69 146L67 147V149L69 148ZM124 146H125V144H124ZM141 146H143V144H142ZM144 146H146V148L149 147V146L147 147L146 144H144ZM150 146H151V145H150ZM157 146H158V145H157ZM160 146H158V147L160 148ZM181 146L178 147V149L180 148L178 151L181 150ZM38 147H37V148H38ZM45 147H44V148H45ZM51 147H50V148H51ZM57 147H58V146H55L54 149H55V150H56V149H59V148H57ZM65 147H66V146H65ZM74 147H75V146H74ZM98 147H99V145H98ZM120 147H121V146H119V148H120ZM126 147H127V146H126ZM154 147H155V148H154ZM154 147H153L154 149H152V150H154V152H155V150H156V153H155V154H157V150H158L159 148L156 147V146H154ZM187 147H188V146H186V148H187ZM211 147H213V145H211ZM211 147H210V149L212 150ZM251 147H252V146H251ZM91 148H92V147H91ZM128 148H129V147H128ZM128 148H125V149H128ZM138 148L140 149V146H139ZM151 148H152V147H151ZM156 148H158V149H156ZM166 148H167V147H166ZM168 148H169V147H168ZM186 148H185V147H184V149L182 148L183 151H185ZM192 148H193V147H192ZM199 148H202L201 145H200ZM255 148H256V146H255ZM263 148H264V147H263ZM263 148H261V149H263ZM62 149H63V148H62ZM120 149L123 150L122 148H120ZM120 149H119V150H120ZM125 149H124V150H125ZM202 149H203V148H202ZM202 149H201V150H202ZM208 149H209V148L207 147V150H208ZM235 149H236V147H235ZM241 149H242V148H241ZM247 149H248V148H247ZM253 149H254V148H253ZM258 149H260V148L257 147V151H258ZM18 150H19V149H18ZM18 150H17V151H18ZM21 150H19V152H21ZM152 150H151V152H152V154H154ZM160 150H161V148H160ZM173 150H174V149H173ZM173 150L170 151V152L172 153ZM175 150H177V148H176ZM175 150H174V151H175ZM189 150H190V149H189ZM201 150L198 151L197 149H195V150H192V152L190 151L191 154H193V155L190 154V157H191V156H192V157L194 156L193 151H195V152H197V154H199V153L201 152ZM205 150H206V148H205ZM236 150H237V149H236ZM236 150H235V151H236ZM239 150H240V148H239ZM239 150H238V151H239ZM248 150H249V149H248ZM248 150H247V152H248ZM255 150H256V149L253 150V151H254V157H252V159H253V158L258 159V157H256V155H257L258 153L256 152L257 154L255 155ZM139 151H140V150H139ZM141 151H144V150L141 149ZM141 151H140V152H141ZM149 151H150V150H149ZM161 151H162V152H161ZM161 151L158 152V154L162 155L163 152H164V153L166 154V156H167V153L165 152V150H164V151L161 150ZM178 151H177V152H178ZM208 151H209V150H208ZM232 151H233V149H232ZM243 151H244V150H243ZM44 152H45V151H44ZM50 152H51V151H50ZM52 152H53V151H52ZM88 152H89V151H88ZM123 152H124V151H123ZM127 152H128V151L126 150V154H127ZM129 152H130V150H129ZM129 152H128V153H129ZM145 152H147V151L145 150ZM151 152H150V153H151ZM167 152H168V151H167ZM180 152H182V150H181ZM206 152H207V151H206ZM206 152L204 151L203 153H206ZM211 152H212V151L207 152V153L211 154ZM224 152H225V151H224ZM236 152H237V151H236ZM236 152H235V153H236ZM247 152H245V153L242 152L241 155L243 156V154H246ZM259 152H260V150H259ZM261 152H262V151H261ZM40 153H42V152H40ZM40 153H38V154H40ZM56 153H57V152H56ZM60 153H61V151H60ZM60 153H58V154H59V155H62V153H61V154H60ZM72 153H73V151H72ZM119 153H120V152H119ZM121 153H122V152H121ZM161 153H162V154H161ZM183 153L186 154V153H187V150H186V152H183ZM183 153H182V154H183ZM201 153H202V152H201ZM201 153H200V154H201ZM235 153H233V154H235ZM239 153H240V152H238V155H239ZM250 153L253 154V152H250ZM250 153H247L246 155H250V156H251ZM263 153H264V150H263ZM19 154H20V153H19ZM44 154H45V153H44ZM53 154H54V153H53ZM53 154H52V155H53ZM58 154H55V155H56L55 159H56V158H59V156H57ZM70 154H71V153H70ZM90 154H93V153H90ZM90 154H89V155H90ZM117 154H118V153H117ZM126 154H124V155H123V154H122V155L119 154V155H121L120 158H122V156H125ZM141 154H144V153L141 152ZM152 154H151V155H152ZM179 154H180V153H179ZM179 154H178V155H179ZM185 154H183V155L181 156L182 159H183V156H184V157L186 156ZM209 154H207L206 156L209 157V156H210ZM49 155H50V154H49ZM49 155H48V157H49ZM52 155H50V156H52ZM100 155H101V154H100ZM160 155H159V156H160ZM168 155H170V154H168ZM188 155H189V154H187V156L185 157V158H186V161H187V157L189 158ZM241 155H240V156H241ZM259 155H261V154L259 153ZM259 155H258V156H259ZM44 156H46V155H44ZM65 156H66V155H64V157H65ZM75 156H77L76 153H75ZM92 156H95V155H92ZM128 156H129V154H128ZM141 156H142V155H141ZM143 156H144V155H143ZM143 156H142V157H143ZM148 156H150V154H149ZM163 156L165 157V155H163ZM197 156H198V155H197ZM200 156H201V155H200ZM203 156H205V155L203 154V155L201 156V157H202V160H203V158H204ZM231 156H232V159H234V160H235V159L238 160V159L235 158V157L233 158V155H232V154H231ZM235 156L237 157V153L235 154ZM40 157H42V156H40ZM64 157H63V161H64ZM66 157H67V156H66ZM66 157H65V162L68 160V158H66ZM97 157H98V156H97ZM116 157H117V156H116ZM116 157H115V158H116ZM171 157H172V156H171ZM177 157H178V156H177ZM201 157H200V158H201ZM208 157H207V158L205 157L206 160L208 159ZM247 157H248V156H247ZM42 158H44V157H42ZM49 158H51V159L53 158V159H54V157H49ZM61 158H62V157H61ZM73 158H74V157H73ZM81 158H82V157H81ZM95 158H96V157H95ZM124 158H125V157H124ZM127 158H128V157H127ZM149 158H151V156H150ZM155 158H158V156H155ZM161 158H162V157L160 156V159H161ZM167 158H168V157H167ZM169 158H170V156H169ZM174 158H175V157H174ZM185 158H184V159H185ZM198 158H199V157H198ZM198 158L195 157L196 160L192 158V159L194 160V163H195V161H197ZM200 158H199V159H200ZM240 158H241V157H240ZM242 158L244 159L245 157L243 156ZM242 158H241V159H242ZM259 158H260V157H259ZM44 159H45V158H44ZM53 159H52V160H53ZM55 159H54V160H55ZM59 159H60V158H59ZM66 159H67V160H66ZM133 159H135V158L133 157ZM141 159L144 161L143 158H141ZM158 159H159V158H158ZM160 159H159V160H156V161H160ZM209 159H210V158H209ZM256 159H253V160H255V162H257V165H258V164H259V163H258L259 161H257ZM52 160H51V161H52ZM72 160H74V159H72ZM101 160H102V158H101ZM105 160H106V159H105ZM122 160H123V159H122ZM129 160H130V156H129V159L127 160V162H128ZM131 160H132V157H131ZM135 160H136V159H135ZM142 160H139V161H142ZM162 160H163V162H164L166 159H165V160L162 159ZM167 160H168V159H167ZM170 160H171V159H170ZM178 160H179V159H178ZM178 160H177V161H178ZM202 160H201V161H198V163H199V164H197L198 167L195 166V167L198 168V169L201 167V170H203V168H202L203 166H202V164H201V163H203ZM21 161H22V160H21ZM42 161H43V160H42ZM60 161H61V160H60ZM68 161H69V160H68ZM91 161H92V159H91ZM91 161H90V162H91ZM98 161H99V160H98ZM102 161H103V160H102ZM124 161H125V160H124ZM124 161H123V162H124ZM132 161H133V160H132ZM156 161H155V162H156ZM177 161H174V163H176ZM183 161H184V160H183ZM22 162H23V161H22ZM44 162H45V161H44ZM55 162H56V161H55ZM58 162H59V161H58V159H57V163H58ZM94 162H95V161L91 162V164H92V163L95 164ZM145 162H146V160H145ZM149 162H153V160L151 161V159H150ZM155 162H154V163H155ZM161 162H162V161H161ZM165 162H167L166 164H168L169 160H168V161H165ZM171 162H172V161H171ZM181 162H182V161H181ZM187 162H189V161H187ZM251 162H252V161H251ZM251 162H250V163H251ZM253 162H254V161H253ZM253 162H252V163H253ZM255 162H254V163H255ZM45 163H46V162H45ZM61 163H62V162H61ZM63 163H64V162H63ZM97 163H98V162H97ZM101 163H102V162H101ZM104 163H105V162H104ZM104 163H102V164H104ZM134 163H135V162H134ZM154 163H153V164H154ZM158 163L161 164L160 162H158ZM172 163H173V162H172ZM174 163H173V164H174ZM185 163H186V162H185ZM192 163H193V162H192ZM208 163H209V160H208ZM53 164H54V163H53ZM58 164H59V163H58ZM58 164H57V165H58ZM93 164H92V165H93ZM98 164H99V163H98ZM102 164H101V165H102ZM141 164H142V163H141ZM144 164H146V167H148V166H147V162L144 163ZM159 164H158V165H159ZM164 164H165V163H164ZM170 164H171V163H170ZM179 164H180V162H179ZM181 164H184V162H182ZM181 164H180V165H181ZM62 165H63V164H62ZM64 165H65V164H64ZM64 165H63V166H64ZM95 165H96V164H95ZM125 165H126V164H125ZM125 165H124V166H125ZM135 165H136V164H134V167H135ZM138 165H139V163H138ZM154 165H156V164H154ZM175 165H176V164H175ZM184 165H187V164H184ZM192 165H194V164H192ZM199 165H200V167H199ZM257 165H255V167H256ZM58 166H61V165L59 164ZM96 166H97V165H96ZM104 166H105V165H104ZM104 166H103V167H104ZM140 166H141V165H140ZM140 166H139V168H136V170H137V169L139 170V169L141 168ZM142 166H143V164H142ZM151 166H152V164H151ZM151 166H150V167H151ZM188 166H190V164H189ZM188 166H187V167H188ZM206 166H207V165H206ZM215 166H217V165H215ZM251 166H252V164H251ZM6 167H7V166H6ZM61 167H62V166H61ZM66 167H67V166H66ZM68 167H69V166H68ZM70 167H71V166H70ZM70 167H69V168H70ZM72 167L74 168V166H72ZM99 167H100V166H99ZM118 167H119V166H118ZM134 167H133V168H134ZM136 167H137V166H136ZM150 167H149V168H150ZM161 167H162V165H161ZM167 167H168V166H167ZM181 167H182V166H181ZM184 167H185V166H184ZM184 167H183V168H184ZM187 167H185V169H186ZM191 167H192V166H191ZM191 167H190V168H191ZM258 167H259V165H258ZM89 168H91V167H89ZM153 168H154V167H153ZM157 168H158V167H157ZM170 168H171V167H170ZM174 168H175V167H173L172 170H173ZM207 168H208V170H207ZM207 168H206V170H207V172H208V171H209V167H207ZM256 168H257V167H256ZM256 168H255V169H256ZM259 168H260V167H259ZM66 169H67V168H66ZM93 169H94V168H93V166H92V170H91V169H90V170L93 172ZM97 169H98V168H97ZM117 169H119V168H117ZM144 169H145V167H144ZM146 169H148V168H146ZM146 169H145V171H146ZM164 169H165V167H164ZM164 169L162 168V170H164ZM167 169H169V167H168ZM167 169H165V170L167 171ZM177 169H179V167H177ZM177 169H176L175 171H177ZM109 170H110V169H109ZM109 170H108V171H109ZM114 170H115V169H114ZM114 170H113V171H114ZM133 170H134V169H133ZM138 170H137V171H138ZM141 170H142V172H143V168H141V169L139 170L140 172H138V174L141 173ZM151 170H152V169H151ZM151 170H150V172H152ZM162 170H161V171H162ZM180 170H181V168H180ZM189 170H190V169H189ZM189 170H187V171H189ZM199 170H200V169H199ZM227 170H228V169H227ZM259 170H260V169H259ZM5 171H7V170L5 169ZM67 171L70 172V169H67ZM85 171H86V170H85ZM113 171H112V172H113ZM115 171H116V170H115ZM115 171H114V172H115ZM120 171H122V170H120ZM131 171H132V170H131ZM145 171H144V172H145ZM155 171H156V170H155ZM159 171H160V169H159ZM161 171H160V172H161ZM170 171H171V170H170ZM175 171H174V172H175ZM182 171H185V170L183 169ZM182 171H180V172L182 173ZM193 171H194V167H193ZM195 171H196V170H195ZM69 172H68V173H69ZM72 172H73V171L71 170V173H70V174H73ZM92 172H90V173H92ZM105 172H106V171H105ZM118 172H119V171H118ZM118 172H117V173H118ZM132 172H133V171H132ZM153 172H154V171H153ZM189 172H191V171H189ZM196 172H198V171H196ZM203 172H204V171H203ZM222 172H224V171L222 170ZM233 172H235V171H233ZM259 172H260V171H259ZM259 172L257 173V175L260 174ZM5 173H7V175L10 174V173H8V172H5ZM49 173H50V172H49ZM99 173H100V172H99ZM109 173H111V171H110ZM121 173H122V172H121ZM129 173H130V172H129ZM148 173H149V172H148ZM154 173H156V172H154ZM184 173H185V172H184ZM184 173H183V174H184ZM186 173H187V172H186ZM186 173H185V174H186ZM193 173H194V172H193ZM198 173H202V172L200 171V172H198ZM205 173H206V172H205ZM236 173H237V172H236ZM250 173H251V172H250ZM252 173H254V172H252ZM255 173H256V172H255ZM65 174H67V172H65ZM104 174H105V173H104ZM119 174H120V173H119ZM119 174H118V175H119ZM130 174H131V173H130ZM136 174H137V173H136ZM141 174H143V173H141ZM157 174H158V173H157ZM157 174H155V175H157ZM162 174L165 175V172L163 171ZM170 174H171V173H170ZM170 174H169V175H170ZM176 174H177V173H176ZM183 174H182V175H183ZM194 174H195V173H194ZM226 174H228V172H227ZM4 175H5V174H4ZM7 175H5V177H7ZM49 175H51V174H49ZM49 175H48V178H49ZM55 175H56V174H55ZM91 175H92V174H91ZM113 175H114V174H113ZM116 175H117V174H116ZM132 175H134V174H132ZM159 175H160V174H159ZM159 175L156 176L157 179H158V176H159ZM179 175H180V174H179ZM179 175H177V176H179ZM186 175H187V174H186ZM186 175H183V176H186ZM197 175H198V174H197ZM199 175H200V174H199ZM206 175H209V174H206ZM224 175H225V174H224ZM239 175H240V174H239ZM11 176H12V175H10V177H11ZM65 176H66V175H65ZM68 176H70V175L68 174ZM86 176H87V175H86ZM92 176L94 177V175H92ZM105 176H106V175H105ZM119 176H120V175H119ZM119 176H117V177H119ZM122 176H123V175L121 174V177H122ZM128 176H129V175H128ZM130 176H131V175H130ZM135 176H136V175H135ZM138 176H139V175H138ZM140 176H141V179H142V175H140ZM145 176H146V172H145ZM171 176H172V175H171ZM177 176H175V177H177ZM187 176H188V175H187ZM191 176H192V175H191ZM191 176H190V177H191ZM222 176H223V175H222ZM233 176L235 177V174H234ZM237 176H238V174H237ZM237 176H236V177H237ZM241 176H242V175H240L239 178H240ZM97 177H99V175H97ZM97 177H96V178H97ZM100 177H101V175H100ZM100 177H99V179H100ZM102 177H103V175H102ZM108 177L110 178L109 175H108ZM131 177H132V176H131ZM131 177H130V179H131ZM159 177H160V176H159ZM162 177H163V175H162ZM162 177H160V178H162ZM172 177H174V175H173ZM236 177H235V178H236ZM51 178H52V177H50L49 180H51ZM70 178H71V177H70ZM96 178H92V180L96 182V181L98 180V178H97V180H96ZM124 178H125V176H124ZM124 178H123V179H124ZM128 178H129V177H128ZM136 178H138V177H135V179H136ZM145 178H146V177H145ZM160 178H159V179H160ZM164 178H165V176L163 177V180H164ZM179 178H180V177H179ZM181 178H182V176H181ZM203 178H204V177H203ZM222 178H223V177H222ZM241 178H243V177H241ZM241 178H240V179H241ZM5 179L7 180V178H4V180H5ZM86 179H87V178H86ZM89 179H90V178H89ZM94 179H95V180H94ZM102 179H103V178H102ZM113 179H117V178H113ZM125 179L127 180V175H126V178H125ZM132 179H133V178H132ZM143 179H144V178H143ZM149 179H150V176H149ZM154 179H155V177H154ZM185 179H186V177H185ZM185 179H184V180H185ZM189 179H190V178H189ZM219 179H220V178H219ZM232 179H233V178H232ZM236 179H237V178H236ZM236 179H235V180H236ZM72 180H73V179H72ZM100 180H101V179H100ZM104 180H105V178L103 179V181H104ZM106 180H108V179H106ZM110 180H111V178H110ZM121 180H122V178L120 179V183H121ZM128 180H129V179H128ZM144 180H145V179H144ZM147 180H148V179H147ZM160 180H161V179H160ZM182 180H183V179H182ZM184 180H183V181H184ZM187 180H188V178H187ZM187 180H186V182L189 183V182H188L189 180H188V181H187ZM192 180H193V179H192ZM220 180H221V179H220ZM7 181H8V180H7ZM51 181H54V180L52 179ZM51 181L48 182V183L51 184ZM98 181H99V180H98ZM108 181H109V180H108ZM113 181H114V180H113ZM113 181H112L111 185L113 184ZM116 181H117V180H116ZM118 181H119V179H118ZM129 181L131 182V181H134V180H129ZM129 181H128V182H129ZM140 181H141V180H140ZM151 181L153 182V179H152ZM161 181H162V180H161ZM168 181H169V180H168ZM180 181H181V180H180ZM183 181H182V182H183ZM218 181H219V180H218ZM238 181H240V180L238 179ZM241 181H242V179H241ZM241 181L239 182L240 184H241ZM72 182H73V181H72ZM91 182H92V181H91ZM91 182H90V183H91ZM122 182H123V181H122ZM136 182H137V181H136ZM157 182H158V181H157ZM219 182H220V181H219ZM242 182H243V181H242ZM48 183H47V184H48ZM52 183H53V182H52ZM74 183H75V182H74ZM84 183H85V182H84ZM88 183H89V182H88ZM90 183H89V184H90ZM96 183H98V182H96ZM100 183H101V182H100ZM103 183H105V181H104ZM107 183H109V182H107ZM114 183L117 184V185L119 184V182L117 183V182H115V181H114ZM126 183H127V181H126ZM137 183H138V182H137ZM137 183H135V185H136ZM149 183H151V182L149 181ZM166 183H167V182H166ZM170 183L172 184L173 182H170ZM180 183H181V182H180ZM184 183H185V181H184ZM50 184H49V185H50ZM91 184H93V182H92ZM91 184H90V186H91ZM130 184H131V183H129V185H130ZM138 184H139V183H138ZM138 184H137L136 187H138ZM140 184H141V183H140ZM154 184L156 185L155 182H154ZM154 184H153V185H154ZM168 184H169V183H168ZM171 184H170V185H171ZM173 184H174V183H173ZM5 185H6V183H5ZM8 185H9V184H8ZM61 185H63V183H62ZM73 185H74V184H73ZM75 185H79V184L76 183ZM87 185H88V184H87ZM108 185H109V184H108ZM122 185H123V184H120V186H122ZM124 185L126 186V185H128V183H127V184L124 183ZM129 185H128V186H129ZM132 185H133V182H132ZM144 185H145V184H144ZM149 185H150V184H149ZM151 185H152V184H151ZM163 185H164V184H163ZM233 185H235V184H233ZM243 185H244V182H243ZM245 185H247V184H245ZM52 186H53V185H52ZM52 186H50V187L47 186V187H48V188H51ZM55 186H56V184H55ZM55 186H54V187H55ZM80 186H81V185H80ZM80 186H79V187H80ZM85 186H86V185H85ZM92 186L98 187V185H97V186H96V185H92ZM102 186H103V185H102ZM104 186H105V185H104ZM106 186H107V185H106ZM115 186H116V185H114V187H115ZM125 186H123V187H125ZM156 186H157V185H156ZM158 186H159V184H158ZM164 186H166V185H164ZM164 186L161 185L160 187H164ZM174 186H175V185H174ZM228 186H229V185H228ZM249 186L251 187V185H249ZM77 187H78V186H77ZM79 187H78V188H79ZM107 187H108V186H107ZM107 187H106V188H107ZM111 187H112V186H111ZM111 187H110V189H109L108 191H111V189H112ZM130 187H131V186H130ZM136 187H135V188H136ZM232 187H234V186H232ZM250 187H249V188H250ZM252 187H253V186H252ZM254 187H255V185H254ZM55 188H56V187H55ZM58 188H59V187H58ZM58 188H57V189H58ZM104 188H105V187H104ZM115 188H117V186H116ZM115 188H114V189H115ZM126 188H127V187H126ZM131 188H132V187H131ZM133 188H134V187H133ZM135 188H134V189H135ZM155 188H156V187H155ZM236 188H237V187H236ZM246 188L248 189V187H246ZM52 189H53V188H52ZM57 189H56V191H57ZM62 189H63V188H62ZM81 189H82V190H85V189H83L82 187L80 188V190H81ZM88 189H89V186H88ZM91 189H92V188H91ZM97 189H99V188H97ZM123 189H124V188H123ZM128 189H129V187L127 188V190H128ZM134 189H133V190H134ZM157 189H158V188H157ZM161 189H162V188H161ZM180 189H181V188H180ZM185 189H187V188H185ZM237 189H238V188H237ZM256 189H257V188H256ZM256 189H253V190H256ZM58 190H59V189H58ZM78 190H79V189H78ZM93 190L96 191L94 188H93ZM115 190H116V189H115ZM119 190H121V189H119ZM119 190H118V191H119ZM133 190H132V192H134ZM137 190H138V189H137ZM139 190H140V189H139ZM164 190H167V189H166V188H165V189L163 188V191H162V190H161V191L164 192ZM173 190H174V189L172 188V191H173ZM213 190H214V189H213ZM248 190H249V189H248ZM257 190H261V188L258 187ZM47 191H48V190H47ZM53 191H54V190H53ZM56 191H54L53 194H54ZM73 191H74V190H73ZM101 191H102V193H103L104 190H101ZM108 191L106 190V192H104V193H105L104 196H105L106 194H108V195L111 194V197H112V195H113L114 193H113V194H112V193L109 194ZM116 191H117V190H116ZM135 191H136V190H135ZM141 191H142V189H141ZM158 191H159V190H158ZM181 191H182V190H181ZM262 191H263V190H262ZM262 191H260V192H262ZM48 192H49V191H48ZM50 192H51V191H50ZM143 192H144V191H143ZM143 192H142V193H143ZM166 192H167V191H166ZM175 192H176V190H175ZM263 192H264V191H263ZM51 193H52V192H51ZM56 193H57V192H56ZM71 193H72V192H71ZM73 193H74V192H73ZM75 193H78V192H75ZM75 193H74V194H75ZM95 193H96V192H95ZM123 193H125L124 190H123ZM123 193H122V194L120 193V194H121L120 196H122ZM126 193L128 194L129 192H126ZM138 193H140V192L138 191V192L135 193V194L137 195ZM142 193H141V195L145 194V193H143V194H142ZM158 193H159V192H158ZM254 193H255V192H254ZM57 194H58V193H57ZM57 194H55V195H57ZM80 194H82L81 191H80ZM99 194H100V192H99ZM146 194H147V193H146ZM177 194H178V193H177ZM5 195H6V194H5ZM46 195H48V193H47ZM61 195H62V193H61L60 195H58V197L61 196ZM82 195H83V194H82ZM82 195H81V196H82ZM94 195H95V194H94ZM108 195H106V196H108ZM117 195H118V193H117ZM117 195H116V196H117ZM125 195H126V194H125ZM128 195H129V194H128ZM132 195L134 196L133 193H132ZM141 195H140V196H141ZM148 195H149V194H148ZM8 196H9V195H8ZM62 196H63V195H62ZM81 196H80L79 193H78V196H77V197H81ZM84 196H85V195H84ZM95 196H96V195H95ZM100 196L104 197L103 194H102V195L100 194ZM100 196L97 195L98 198H99ZM137 196H138V195H137ZM137 196H135V197H137ZM140 196H139V197H140ZM171 196H172V194H171ZM171 196H170V197H171ZM254 196H255V195H254ZM44 197H46V196L44 195ZM58 197H57V196H55V197L52 196L51 198H54V202H55V201H56L55 198L58 199ZM70 197H71V196H70ZM70 197H69V198H70ZM87 197H88V196H87ZM109 197H110V196H109ZM111 197H110V199H111ZM114 197H115V194H114ZM114 197H113V199H114ZM117 197H119V196H117ZM117 197H115V198H116L115 200L118 199ZM139 197H138V198H139ZM149 197L151 198V196H149ZM149 197H147V198H149ZM176 197H177V196H175L174 198H176ZM249 197H250V196H249ZM4 198H5V196H4ZM60 198H61V197H60ZM84 198H85V197H84ZM84 198L82 197V198H80L79 200H80L81 202H84V201L82 200V199H84ZM105 198H106V197H105ZM122 198H123V197H122ZM140 198H141V197H140ZM143 198H144V197H143ZM147 198H146V195H145V199H146V200H147ZM174 198L172 197L171 199L173 200ZM44 199H46V198H43L42 200L44 201ZM47 199L50 200L49 195L47 196ZM63 199H64V198H63ZM70 199H71V198H70ZM102 199H103V198H102ZM106 199H108V197H107ZM106 199H105V201H106ZM119 199H121V197H119ZM119 199H118V201H120ZM124 199H126V197L123 198V200H124ZM135 199H136V198H135ZM167 199H168V198H167ZM169 199H170V198H169ZM177 199H178V198H177ZM180 199H181V198H180ZM182 199H184V198H182ZM7 200H8V198H6V200H5L6 202H5V203H6V205L8 206L7 203L9 202V200H8V201H7ZM49 200H48L47 203H51V202H49ZM60 200H61V199H60ZM64 200H65V199H64ZM71 200H72V199H71ZM71 200H70V201H71ZM79 200H78V201H79ZM98 200H99V199H98ZM98 200H97V198H96V201H98ZM108 200H109V199H108ZM111 200H112V199H111ZM121 200H122V199H121ZM123 200H122V202H123ZM130 200H131V199H130ZM132 200H133V201H137V199L134 200V197H133ZM132 200H131V201H132ZM143 200H144V199H143ZM146 200H145L144 202H146ZM148 200H149V199H148ZM260 200H261V199H260ZM46 201H47V200H46ZM51 201H52V200H51ZM78 201H77V202H78ZM93 201H94V200H93ZM96 201H94V202H96ZM100 201H101V200H100ZM109 201H110V200H109ZM112 201H113V203H114V200H112ZM149 201H150V203H151V200H149ZM179 201H180V200H179ZM44 202H45V201H44ZM54 202H53V203H54ZM61 202L63 203V201H61ZM61 202H60V205L63 206ZM65 202H66V200H65ZM77 202H75V203L77 204ZM125 202H126V200H125ZM125 202H124V203H125ZM127 202H129V201H127ZM138 202H139V201H138ZM140 202H142V201H140ZM140 202H139V203H140ZM164 202H168V201H164ZM175 202H176V201H174V202H172V203L175 204ZM245 202H246V201H245ZM45 203H46V202H45ZM45 203H44V204H45ZM53 203H52V205H53ZM58 203H59V201H58ZM67 203L69 204V202H66V204H67ZM73 203H74V202H73ZM73 203H72V205H73ZM78 203H79V202H78ZM116 203H117V202H116ZM116 203H115V204H116ZM119 203H120V202H119ZM130 203H131V202H130ZM147 203H148V201H147ZM176 203H177V202H176ZM251 203H252V202H251ZM255 203H256V202H255ZM263 203H264V202H263ZM56 204H57V202H55L54 205H56ZM66 204H64V205H66ZM76 204H75V205H76ZM83 204H84V203H83ZM85 204H86V203H85ZM93 204H94V203H93ZM97 204H98V203H97ZM97 204H96V205H97ZM110 204H111V203H110ZM126 204H127V203H126ZM143 204H145V203H142V207L144 206ZM152 204H153V202H152ZM168 204H169V203H168ZM177 204H178V203H177ZM179 204H180V203H179ZM228 204H230V203H228ZM57 205H58V204H57ZM72 205H71V202H70L69 206H72ZM96 205H94V206L96 207ZM98 205H99V204H98ZM98 205H97L95 211H97V209L99 208ZM100 205L102 206V204H100ZM100 205H99V206H100ZM103 205H104V203H103ZM112 205L114 206V204H112ZM120 205H122V203L119 204V206H118V203H117V206H116V205H115V206H116V208L119 207L118 211H119V213H122L123 211H121L120 209L124 206V204H123V206H121V208H120ZM145 205H146V204H145ZM155 205H156V204H155ZM169 205H170V204H169ZM171 205H173V204H171ZM256 205H257V204H256ZM262 205H263V204H262ZM40 206H41V205H40ZM67 206H68V205H67ZM67 206H65V209L68 208L67 210H69V207H67ZM101 206H100V208H101ZM104 206H105V205H104ZM115 206H114V207H115ZM125 206H126V205H125ZM125 206L123 207V209L125 208ZM132 206H133V205H132ZM135 206H136V205H135ZM151 206H152V205H151ZM175 206H176V204H175ZM179 206H180V205H179ZM179 206H178V207H179ZM192 206H193V204H192ZM231 206H232V205H231ZM233 206H234V205H233ZM4 207H6V206L4 205ZM72 207H73V206H72ZM80 207H81V206H80ZM80 207H79V208H80ZM92 207H93V206H92ZM106 207H108V206H106ZM127 207H128V205L126 206V208H127ZM137 207H140V206H137ZM178 207H177V208H178ZM181 207H182V206H181ZM229 207H230V206H229ZM263 207H264V205H263ZM59 208H61V207H59ZM63 208H64V207H63ZM63 208H62V209H63ZM70 208H71V207H70ZM90 208H91V207H90ZM100 208H99V209H100ZM102 208H103V206H102ZM102 208H101V209H102ZM110 208H111V207H110ZM116 208H114V209H116ZM126 208H125V209H126ZM134 208H136V207H134ZM146 208H147V207H146ZM161 208H162V207H161ZM167 208L169 209V207H167ZM179 208H180V207H179ZM4 209H6V208H4ZM7 209H8V208H7ZM7 209H6V210H7ZM19 209H21V208H19ZM28 209H29V208H28ZM52 209H53V208H52ZM85 209H86V208H85ZM99 209H98V211H99ZM101 209H100V210H101ZM103 209H104V208H103ZM106 209H107V208H106ZM106 209H105V210H106ZM130 209L132 210V207H131V206H130ZM136 209H137V208H136ZM136 209H135V210H136ZM143 209H144V208H143ZM164 209H165V208H164ZM175 209H176V208H175ZM180 209H181V208H180ZM185 209H186V208H185ZM185 209H184V210H185ZM187 209H188V207H187ZM190 209H191V208H190ZM230 209H231V207H230ZM258 209H259V207H258ZM21 210H22V209H21ZM24 210H25V209H23L22 211L24 212ZM29 210H30V209H29ZM39 210H40V209L38 208V210H36V211L38 212ZM47 210H48V209H47ZM54 210H55V209H54ZM75 210H76V211H77V210L79 211V209H76V208H75ZM75 210H74V212H75ZM82 210H83V208H82ZM87 210H88V209H87ZM105 210H103L102 213H104ZM108 210H109V209H108ZM111 210L113 211V207L110 209V212H111ZM135 210H134V211H135ZM161 210H163V209H161ZM182 210H183V208H182ZM184 210H183V211H184ZM231 210H232V209H231ZM231 210H230V211H231ZM239 210H241V209H239ZM242 210H243V208H242ZM242 210H241V211H242ZM19 211H20V210H19ZM25 211H26V210H25ZM36 211H35V213H36ZM41 211H43V214L46 213V212H47V213L50 212V210H49V211H46V212H44V210H41ZM64 211H65V210H62V212H64ZM70 211H72V210H70ZM85 211H86V210H85ZM90 211H91V210H90ZM90 211H89V212H90ZM92 211H93V208H92ZM106 211H107V210H106ZM106 211H105V212H106ZM115 211H116V210H115ZM115 211H113V212H115ZM144 211H147V210H146V209L143 210V213H144V215H145V212H144ZM149 211H152V210H150V208H149ZM167 211H168V210H167ZM177 211H178V210H177ZM191 211H193V210H191ZM255 211H256V210H255ZM257 211H258V210H257ZM262 211H263V210H262ZM12 212H13V211H12ZM12 212H9V211H8V213H10L11 215L13 214ZM14 212L16 213V211H14ZM17 212H18V211H17ZM27 212H28V211H27ZM27 212H26V213H27ZM29 212H30V211H29ZM39 212H40V211H39ZM55 212H56V211H55ZM66 212H67V211H66ZM72 212H73V211H72ZM72 212H70V213H72ZM81 212H82V211H81ZM89 212H85V216L88 217V215H89V218H88V219H91V220H92V217H94V216H91V217H90V215H91L92 213H93V214H94V213L96 214L97 212H94V211H93V212H90L91 214H88ZM113 212H111L112 215H114ZM132 212H133V211H132ZM132 212H131V213H132ZM137 212L139 213V209H137ZM153 212H154V210H153ZM169 212H170V211H169ZM225 212H226V211H225ZM227 212H228V211H227ZM259 212H260V211H259ZM4 213H5V216H6V215H7V214H6L7 211L4 212ZM15 213H14V214H15ZM26 213H25V214H26ZM31 213H33V212L31 211ZM50 213H51V212H50ZM52 213H53V212H52ZM59 213H60V212H59ZM100 213H101V211H100ZM102 213H101V214H102ZM119 213H118V216H119ZM133 213H134V212H133ZM135 213H136V212H135ZM233 213H234V212H233ZM238 213H239V212H238ZM238 213H237V214H238ZM14 214H13V215H14ZM27 214H28V213H27ZM37 214H38V213H37ZM37 214H36V215H37ZM40 214L42 215L41 212H40ZM60 214H61V213H60ZM64 214H65V213H64ZM64 214H61V215H64ZM66 214H67V213H66ZM82 214H83L82 216H81V214H79L80 217L83 218V219H85L86 217L84 216V211H83ZM86 214H88V215H86ZM93 214H92V215H93ZM95 214H94V215H95ZM107 214H108V212H107ZM111 214H109V215H107V216H110ZM128 214H130V212H129ZM169 214H170V213H169ZM3 215H4V214H3ZM11 215H10V216H11ZM13 215H12V216H13ZM15 215H16V217H14ZM15 215L13 216L14 218H12V217L9 216V218H7V219H9V221H10V218H11V220L17 218L18 215H17V214H15ZM38 215H39V214H38ZM38 215H37V216H38ZM61 215H59L58 217H60ZM98 215H99V212L97 213L96 216H98ZM104 215H105V216H104ZM104 215L102 216V218H103V217H106V214H104ZM130 215L133 216L134 214H133V215L130 214ZM130 215H128V216H130ZM135 215H136V214H135ZM135 215H134V216H135ZM137 215L140 216V217L142 216V215H139V214H137ZM150 215H152V212L150 213ZM193 215H194V214H193ZM228 215H229V214H228ZM235 215H236V214H235ZM239 215H240V214H239ZM25 216H27V215H25ZM28 216H29V214H28ZM37 216H36V217H37ZM70 216H71V214H70ZM76 216H78V214H76ZM100 216H101V215H100ZM100 216H99V217H100ZM114 216L117 218V213H116V215H114ZM167 216H168V215H167ZM170 216H172V215H170ZM174 216H175V215H173V217H174ZM223 216H224V215H223ZM225 216H226V215H225ZM229 216H230V215H229ZM233 216H234V215H233ZM23 217H24V216H23ZM46 217H47V216H46ZM65 217H67V215H66ZM71 217H72V216H71ZM71 217L69 218L70 221H72V220H71ZM80 217H79V218H80ZM84 217H85V218H84ZM115 217H114V218L111 217V218H112V219H115ZM136 217H137V216H136ZM140 217H139V218H140ZM142 217H143V216H142ZM142 217H141V218H142ZM149 217H150V216H149ZM168 217H169V216H168ZM196 217H197V216H196ZM237 217H238V215H237ZM41 218H42V217H41ZM55 218H56V215H55ZM60 218H61V217H60ZM63 218H64V216H63ZM72 218H73V217H72ZM95 218H96V217H95ZM95 218H94V219H95ZM106 218H107V217H106ZM232 218H233V217H232ZM239 218H240V217H239ZM7 219H6V217H4L3 219L1 218L0 220L3 222V220L6 221ZM24 219H25V218H24ZM27 219H28V218H27ZM32 219H33V218H32ZM58 219H59V218H58ZM65 219H66V218H65ZM74 219H75V218H73V220H74ZM77 219H78V218H77ZM88 219L86 218V220H85L84 222L89 221ZM104 219H105V218H104ZM108 219H109V217H108ZM108 219H107V220H108ZM219 219H220V218H219ZM15 220H16V219H15ZM43 220H44V219H43ZM60 220H61V219H60ZM66 220H67V219H66ZM96 220H98V219H96ZM107 220L105 219V220H104L105 222H103V220H101V221L99 220V221H98V222H100L99 225L102 224V222H103V225H105L104 223H107V222H108ZM140 220H141V219H140ZM140 220H138V221H140ZM145 220H146V219H145ZM223 220H224V219H223ZM229 220H230V219H228V221H229ZM1 221H0V223L2 224ZM7 221H8V220H7ZM9 221H8V222H9ZM30 221H31V222H30ZM30 221H29V223H31V224L34 222L33 220H30ZM32 221H33V222H32ZM40 221H41L42 223L38 221L39 223H41V225H39V227L41 226V230H42V229L44 228V226H45V223H43L42 219H41ZM67 221H68V220H67ZM74 221H75V220H74ZM80 221H81V219H80ZM80 221H79V225H81V227L85 226V223L83 222V220H82L81 223H83L84 225H83V224H80ZM92 221H93V220H92ZM106 221H107V222H106ZM109 221H111V220H109ZM231 221H232V220H230V222H231ZM8 222H6V223L3 222V225H6V224H7V226H9ZM60 222H61V221H60ZM60 222H59V223H60ZM75 222H76V221H75ZM96 222H97V221H96ZM226 222H227V221H226ZM230 222H229V223H230ZM4 223H5V224H4ZM10 223L12 224V222H10ZM13 223H14V222H13ZM23 223H24V222H23ZM25 223H27V221H26ZM63 223H64V222H63ZM67 223H69V221H68ZM77 223H78V222H77ZM87 223H88V222H86V226H85L86 228H87ZM90 223H91V222L88 223V227L90 226V225H89ZM93 223H94V222H93ZM140 223H141V222H140ZM150 223H151V222H150ZM150 223H149V225H150ZM11 224H10V225H11ZM14 224H15V223H14ZM14 224H13V225H14ZM43 224H44V225H43ZM70 224H71V223H70ZM70 224H69L68 226L73 225V224H71V225H70ZM75 224H76V223H75ZM138 224H139V223H138ZM144 224H145V223H143V225H144ZM225 224H226V223H225ZM231 224H233V223H231ZM231 224H230V225H231ZM24 225H25V224H24ZM26 225H27V224H26ZM60 225H61V224H60ZM82 225H83V226H82ZM133 225H135V224H133ZM147 225H148V224H147ZM226 225H227V224H226ZM226 225H224V226H226ZM259 225H260V224H259ZM0 226H1V225H0ZM28 226H30V225H28ZM28 226H26V227H28ZM42 226H43V227H42ZM55 226H58V225H55ZM105 226H106V225H105ZM136 226H137V224H136ZM140 226H141V224H140ZM140 226L138 227V229L141 228ZM227 226H228V225H227ZM236 226H237V225H236ZM236 226H235V227H236ZM263 226H264V225H263ZM9 227H10V226H9ZM9 227H7V228H9ZM11 227H12V225H11ZM11 227H10V230L12 231ZM32 227L35 228L34 225H31L30 228H32ZM39 227H37V228H39ZM45 227H46V226H45ZM72 227H73V226H72ZM72 227H70V228L72 229ZM76 227H78V226H76ZM97 227H99V226H97ZM97 227H96V232H97V235H98L100 229H99V231H97V230H98ZM100 227H102V226H100ZM130 227H132V225H130L128 228H130ZM152 227H153V226H152ZM172 227H173V226H172ZM260 227H261V226H260ZM1 228L5 229L3 226H1ZM17 228H18V227H17ZM24 228H25V226H24ZM24 228H23V229H24ZM48 228H49V227H47V229H48ZM65 228H66V227H64V230H65ZM70 228L68 227V231H69V232H70V230H69ZM73 228H74V227H73ZM79 228H80V226H79ZM79 228L76 229V231L78 230V234L81 233ZM83 228H84V227H83ZM104 228H105V227L103 226L102 229H104ZM142 228H145V227H142ZM146 228L148 229V227H146ZM146 228H145V230L148 231V230L150 229V226H149V229H148V230H147ZM170 228H171V227H170ZM174 228H176V227L174 226ZM225 228H226V227H225ZM225 228H223V230H225ZM228 228H229V227H228ZM228 228H226V230H228ZM233 228H234V227H233ZM237 228H238V227H237ZM3 229H2V230H3ZM15 229H16V228H15ZM19 229H20V228H19ZM23 229H22V230H23ZM28 229H29V227H28ZM28 229L25 228L24 231H27ZM47 229H43V232H45V230H47ZM105 229H106V228H105ZM105 229H104V231H105ZM108 229H109V228L107 227V231H108ZM130 229H131V228H130ZM138 229H137L136 232H138ZM151 229H152V228H151ZM165 229H166V228H165ZM165 229H164V231H165ZM221 229H222V228H221ZM241 229H242V228H241ZM245 229H247V228L245 227L244 230H245ZM2 230H1V232L3 233ZM6 230H7V229H6ZM29 230H30V229H29ZM29 230H28V231H29ZM31 230H34V229H31ZM31 230H30V231H31ZM39 230H40V228L38 229V231H39ZM50 230H52V229H50ZM74 230H75V229H74ZM83 230H84V229H83ZM109 230L111 231V232L109 231L110 234H112L113 231H112L111 229H109ZM131 230H134V229H131ZM131 230H130V231H131ZM170 230H171V229H170ZM175 230H177V229H175ZM179 230H180V229H179ZM219 230H220V229H219ZM239 230H240V229H239ZM30 231H29V232H30ZM35 231H37V230H35ZM48 231H49V230H48ZM48 231H47L46 233H48ZM60 231H61V230H60ZM60 231H59V232H60ZM62 231H63V229H62ZM66 231H67V229H66ZM71 231H72V230H71ZM81 231H82V230H81ZM101 231H103V230H101ZM101 231H100V232H101ZM107 231H105V232H107ZM121 231H122V230H121ZM124 231H125V229H124ZM124 231H123V232H124ZM127 231H128V229H126V232H125V233H129V232H127ZM134 231H135V230H134ZM149 231H150V230H149ZM149 231H148V232H149ZM177 231H178V230H177ZM215 231H216V230H215ZM245 231H246V230H245ZM250 231H251V230H250ZM252 231H253V230H252ZM254 231H255V230H254ZM254 231H253V232H254ZM1 232H0V233H1ZM15 232H16V231H15ZM63 232H64V231H63ZM69 232H68V233H69ZM82 232H85V233L87 234V232H86L85 230L82 231ZM109 232H108V233H109ZM116 232L118 233L117 230H116ZM116 232H113V233H116ZM119 232H120V231H119ZM171 232H172V231H171ZM223 232H224V235H225L226 232H225V231H223ZM227 232H228V231H227ZM232 232H233V231H232ZM240 232H241V231H240ZM243 232H244V231H243ZM13 233H14V232H13ZM13 233H12V234H13ZM20 233H21V232H20ZM25 233H26V232H23L21 235H24ZM32 233H33V232H32ZM34 233H35V232H34ZM61 233H62V232H61ZM61 233H60V235L62 236V237H61L62 239H63V237L65 238L66 241L71 239L70 236H72V235H68L67 232H66V234L64 233V234L66 235V237H65V236H63L64 234L62 235ZM74 233H75V236H73V237H74L75 239L72 237L73 239H72L71 241L76 240V237H78V239H80L82 236H83L84 238L86 237V234H85V233H83V234H85V236H84V235H81V237H80L79 235L76 236V235H77L76 232H74ZM94 233H95V231H94ZM101 233H102V232H101ZM101 233H99V235H101V236L104 235V234H101ZM117 233H116V235H118ZM139 233H140V232H139ZM142 233H143V232H142ZM142 233H140V234H142ZM169 233H170V232H169ZM172 233H173V232H172ZM181 233H182V232H181ZM233 233H236V232H233ZM238 233H239V231H238ZM238 233H236V234H238ZM250 233H251V232H250ZM257 233H258V232H257ZM12 234H11V235H12ZM15 234H16V233H15ZM15 234H14V235H15ZM17 234H19V233H17ZM35 234H36V233H35ZM43 234H44V233H43ZM71 234H73V232H71ZM105 234H106V233H105ZM121 234H122V233H121ZM123 234H124V233H123ZM133 234H134V233H133ZM140 234H139V235H140ZM145 234H146V233H145ZM145 234H144V235H145ZM179 234H180V232H179ZM214 234H215V233H214ZM214 234H213V235H214ZM261 234H264V232H263V231L260 232L258 235H256V238H255V239L252 238L251 240H259ZM19 235H20V234H19ZM33 235H34V234H33ZM41 235H42V233H41ZM60 235H59V236H60ZM67 235H68V237H70L69 239H67ZM95 235H96V234H95ZM99 235H98L97 237H99ZM116 235H113V234H112V235H110V237L112 236V239H113V238H116V237H115ZM139 235H138V236H139ZM142 235H143V234H142ZM163 235H166V234H163ZM167 235H168V234H167ZM171 235H172V234H171ZM182 235H183V234H182ZM247 235H248V232H247ZM247 235H246V236H247ZM251 235H252V234H251ZM254 235H255V234H254ZM254 235H252V236H254ZM15 236H16V235H15ZM28 236H29V234H28ZM30 236H32L31 232H30ZM30 236H29V238H28V237L26 238V239H29V241L32 240L33 237H34L35 235L32 237V239H31ZM56 236H57V235H56ZM59 236H57V237H59ZM113 236H114V237H113ZM122 236H124V235H122ZM146 236H147V234H146ZM175 236H177V235H175ZM185 236H186V235H185ZM225 236H226V235H225ZM225 236H224V237H225ZM230 236H231V235H230ZM233 236H235V235H233ZM2 237H3V236H2ZM2 237H0V238H2ZM25 237H26V236H24V238H25ZM43 237H45V235H44ZM79 237H80V238H79ZM104 237H105V236H104ZM104 237H103V238H104ZM107 237H108V235H107ZM117 237H118V236H117ZM128 237H129V236H127V238H128ZM131 237H134V236L132 235ZM162 237H163V236L161 235L160 238H162ZM180 237H182V236H180ZM198 237H199V236H198ZM208 237H209V236H208ZM210 237H211V236H210ZM19 238H20V237H19ZM21 238L24 239L23 237H21ZM35 238H36V237H34V239H35ZM48 238H49V237H48ZM55 238H56V237H55ZM84 238H81L80 241H81L82 239H84ZM95 238H96V236H95ZM119 238H120V236L118 237V239H119ZM135 238H136V237H135ZM135 238H134V239H135ZM138 238H139V237H137V239H138ZM144 238H145V236H144ZM144 238H141V239H144ZM164 238L167 239V236L164 237ZM169 238L173 239V238H175V237L170 236ZM184 238H185V237H184ZM184 238H183V239H184ZM190 238H191V237H190ZM232 238H233V237H232ZM249 238H250V237H249ZM3 239L5 240V237H4ZM58 239H59V238H58ZM62 239H61V240H62ZM91 239L94 241V238H91ZM101 239H102V238L100 237V240H101ZM104 239H105V238H104ZM131 239H133V238H131ZM131 239H130V240H131ZM134 239H133V240H134ZM137 239H136V240H137ZM141 239H140V241H141ZM162 239H163V238H162ZM162 239H161V240H162ZM179 239H180V238H179V235H178V239H176V242H179ZM187 239H188V238H187ZM191 239H192V238H191ZM211 239H215L214 236H213ZM227 239H228V238H226V240H227ZM233 239H234V238H233ZM4 240H3V241H4ZM8 240H9V239H7V241H8ZM18 240H19V239H18ZM20 240H21V239H20ZM37 240H38V238H37ZM48 240H49V239H48ZM65 240H63L64 243L66 242ZM89 240H90V239H89ZM95 240H96V239H95ZM125 240H126V239H125ZM133 240H131V241L133 242ZM145 240H147V239H145ZM145 240H144V241H145ZM158 240H159V239H157V242L160 244V241H158ZM196 240H197V239H196ZM209 240H210V239H209ZM247 240H248V239H247ZM251 240H250V241H251ZM7 241H6V242H7ZM15 241H16V240H15ZM21 241H22V240H21ZM21 241H20V242H21ZM23 241H25V240H23ZM27 241H28V240H27ZM35 241H36V240H35ZM40 241H41V240H40ZM80 241H79V242H80ZM82 241H84V240H82ZM82 241H81V243H82ZM116 241H117V240H116ZM127 241H128V240H127ZM138 241H139V239H138ZM142 241H143V240H142ZM142 241H141V242H142ZM167 241H168V240H167ZM167 241H164V243L167 242ZM171 241H174V239L171 240ZM197 241H198V240H197ZM197 241H196V242H197ZM231 241H232V240H231ZM238 241H239V240H238ZM244 241H245V240H244ZM8 242H10V241H8ZM8 242H7V245H9ZM30 242H31V241H30ZM46 242H47V241H46ZM76 242H78V241H76ZM79 242H78V243H79ZM101 242H102V241H101ZM132 242H131V243H132ZM141 242H140V243H141ZM146 242H147V241H145V243H146ZM162 242H163V240H162ZM181 242H182V241H181ZM192 242H193V240H192ZM205 242H206V241H205ZM209 242H210V243H211V242L214 243V241H209ZM232 242H233V241H232ZM232 242H231V243H232ZM234 242H235V241H234ZM248 242H249V241H248ZM0 243L2 244V241H1ZM25 243L28 244L27 242H24L22 245H24ZM32 243H33V242H32ZM66 243H67V242H66ZM69 243H70V241H69ZM98 243H99V242H98ZM103 243H104V241H103ZM125 243H126V242H125ZM145 243H143V245H146ZM147 243H149V242H147ZM155 243H156V242H155ZM168 243H169V242H168ZM168 243H167V244H168ZM173 243H175V241H174ZM179 243H180V242H179ZM179 243H177V245H178ZM186 243H187V242H186ZM193 243H194V242H193ZM226 243H227V242H226ZM226 243H225V244H226ZM229 243H230V242H229ZM231 243H230V244H231ZM244 243H245V242H244ZM249 243H251V242H249ZM253 243H254V242H253ZM1 244H0V245H1ZM4 244H5V242L3 243V246H4ZM11 244H12V243H11ZM60 244L62 245V243H59V245H60ZM67 244H68V243H67ZM99 244H100V243H99ZM107 244L109 245V243H107ZM115 244H116V243H115ZM133 244H134V243H132V245H133ZM156 244H157V243H156ZM169 244H170V243H169ZM227 244H228V243H227ZM227 244L225 245V247H228V246L230 245V244H229V245L227 246ZM234 244H235V243H234ZM5 245H6V244H5ZM7 245H6V246H7ZM18 245H19V244H18ZM29 245H31V244H29ZM55 245H56V244H55ZM69 245H71V244H69ZM85 245H86V244H85ZM89 245H90V247L92 248L91 244H89ZM104 245H106V244H104ZM104 245H103V246H104ZM108 245H107V246H108ZM126 245H128V244H126ZM138 245H139V244H138ZM138 245H137V246H138ZM141 245H142V244H141ZM149 245H152V244H149ZM149 245H148V246H149ZM157 245H158V244H157ZM164 245H165V244H163V246H164ZM170 245H171V244H170ZM170 245H169V246H170ZM172 245H173V244H172ZM197 245H198V244H197ZM213 245H215V243H214ZM213 245L211 244V247L215 248V246H213ZM239 245H240V244H239ZM244 245H247V244H244ZM244 245H243V246H244ZM249 245H250V244H249ZM253 245H254V244H253ZM9 246L11 247V246H13V245H9ZM24 246L27 247V245H24ZM66 246H67L68 248H65V247L63 246V247L66 249V251L71 249V248H69L68 245H66ZM86 246H87V245H86ZM100 246H102V245H100ZM100 246H99V248H100ZM161 246H162V245H161ZM161 246H160V248H162ZM173 246H174V245H173ZM175 246H176V244H175ZM175 246H174V248H175ZM179 246H180V245H179ZM185 246H186V245H185ZM195 246H196V245H195ZM219 246H220V245H219ZM235 246H237V245L235 244ZM247 246H248V245H247ZM251 246H252V245H251ZM251 246H250V247H251ZM4 247H5V246H4ZM10 247H9L8 249H10ZM22 247H23V246H22ZM90 247H88V248H90ZM94 247H95V246H94ZM117 247H118V246H117ZM120 247H121V246H120ZM123 247H124V246H123ZM171 247H172V246H171ZM176 247H177V246H176ZM181 247H182V246H181ZM186 247H187V246H186ZM230 247H231L232 250H228V249H227L226 251H230V252L233 251V247H232L231 245H230ZM237 247L239 248L240 246H237ZM244 247H245V246H244ZM244 247H243V249H244ZM252 247H253V246H252ZM2 248H3V247H2ZM29 248H30V247H29ZM32 248H33V247H32ZM43 248H44V247H43ZM57 248H58V247H57ZM72 248H73V247H72ZM82 248H83V247L81 246L80 249L78 248L79 250H76L77 248H76L75 250H76V251H80ZM88 248H87V249H88ZM110 248H111V246H110ZM141 248H143V246L140 247V250H141ZM150 248H151V247H150ZM166 248H167V247H166ZM168 248H169V247H168ZM190 248H191V245H190ZM228 248H229V247H228ZM248 248H249V247H248ZM3 249H4V248H3ZM11 249H12V248H11ZM14 249H15V248H14ZM19 249H20V248H19ZM19 249H18V251H19ZM21 249H22V248H21ZM53 249H54V248H53ZM55 249H56V247H55ZM73 249H74V248H73ZM83 249H84V248H83ZM105 249H108V248L105 247ZM124 249H125V248H124ZM147 249H148V248H147ZM154 249H155V248H154ZM163 249H164V247H163ZM163 249H162V250H163ZM172 249H173V247H172ZM184 249H185V247H184ZM218 249H219V248H218ZM221 249H222V248H221ZM235 249L237 250V248H235ZM239 249H240V248H239ZM251 249H252V251H253V254H256V252H254L255 249H253V248H251ZM0 250H1V249H0ZM5 250H6V249H5ZM5 250H3L4 253H5ZM47 250H48V249H47ZM57 250H58V249H57ZM84 250H85V249H84ZM93 250H94V249H93ZM100 250H101V249H100ZM135 250H136V249H135ZM142 250H143V249H142ZM151 250H152V248H151ZM155 250H156V249H155ZM168 250H169V249H168ZM168 250H167L166 252H164V254L168 253ZM216 250H217V246H216ZM3 251H0V252L2 253ZM21 251H22V250H21ZM21 251H19V252H21ZM26 251H27V250H26ZM26 251H24V252H26ZM32 251H33V250H32ZM66 251H65V253H67ZM71 251H72V250H71ZM95 251H96V250H95ZM95 251H94V252H95ZM116 251H117V250H116ZM126 251H127V248H126ZM126 251H125V252H126ZM129 251H131V250L128 249L127 252H129ZM133 251H134V250H133ZM157 251H158V250H157ZM170 251H171V250H170ZM178 251H179V250H178ZM211 251H213V250H211ZM239 251H240V250H239ZM245 251H247L246 253L248 254V251H249V250H247L246 247H245ZM245 251H243V252H245ZM16 252H17V251H16ZM19 252H18V253H19ZM24 252H22V254H24ZM27 252H28V251H27ZM56 252H57V251H56ZM56 252H54V254H55ZM59 252H60V251H59ZM68 252H69L70 255H72V256L74 255V253H73L74 251H72V254L70 253V251H68ZM83 252H85V251H83ZM83 252L81 251V252H79V253H80V254H83ZM97 252H98V250H97ZM101 252H104V251H101ZM123 252H124V251H123ZM123 252H122V253H123ZM127 252H126V253H127ZM141 252H143V251H141ZM150 252H151V251H150ZM150 252H149V253H150ZM179 252H181V251H179ZM182 252L185 253L184 251H182ZM187 252H188V251H187ZM213 252H214V251H213ZM224 252H225V249H224V251L222 252V254H223ZM243 252H242V253H243ZM249 252H250L249 255H250V254L252 255L251 251H249ZM1 253H0V254H1ZM12 253H13V252H12ZM18 253H17V254H18ZM79 253H77V254H78L79 257H80V254H79ZM95 253H96V252H95ZM98 253H99V252H98ZM106 253H107V252H106ZM138 253H139V252H138ZM143 253H145V252H143ZM152 253L155 255L154 252H152ZM159 253H160V252H159ZM162 253H163V251H162ZM162 253H160L161 255H160L159 257L164 258L166 255L163 254V255H164V256H163ZM216 253H217V252H216ZM216 253H215V254H216ZM218 253H220V252H218ZM226 253H228V252H226ZM226 253H224V256H225ZM233 253H234V251H233ZM233 253H232V255H233ZM237 253H238V252H237ZM237 253H234V254L236 255ZM242 253H241V254H242ZM246 253H245V255H246ZM14 254H15V253H13L12 256H14ZM17 254H16V256H17ZM57 254H58V253H56V256H57ZM67 254H68V253H67ZM77 254H76V255H77ZM87 254H88V253H87ZM96 254H97V253H96ZM118 254H120L119 256H121V253H118ZM118 254H117V256H118ZM146 254H147V253H146ZM169 254H170V253H169ZM238 254H240V253H238ZM10 255H11V254H10ZM24 255H25V254H24ZM24 255H23V256H24ZM38 255H39V254H38ZM58 255H59V257H60V254H58ZM65 255H66V254H65ZM65 255L62 254L61 256H64V257H65ZM94 255H95V254H94ZM94 255H93V256H94ZM98 255H99V254H98ZM101 255H102V254H101ZM124 255H125V254H124ZM124 255H123L122 257H125V256H126V255H125V256H124ZM143 255H145V254H143ZM181 255H182V254H181ZM183 255H185V254H183ZM226 255H227V254H226ZM229 255L231 256V253H230V254L228 253L227 258L229 257ZM251 255H250V256H251ZM16 256H15V257H16ZM21 256H22V255H21ZM25 256H26V255H25ZM35 256H37V254H36ZM35 256H34V257H35ZM84 256H85V255H84ZM96 256H97V255H96ZM113 256H116V255H113ZM155 256H156V255H155ZM157 256H158V255H157ZM162 256H163V257H162ZM220 256H221V254H220ZM224 256L222 255V256H221V259H223V258L226 259V257H224ZM238 256H239L240 258H241V256H243L241 259H243L244 261H245L246 258H247V260H246V264L248 263L247 261H248L249 258H250L249 256H248L249 258H248V257H245L243 254H242V255H238ZM238 256L236 255L237 258H238ZM256 256H258V255H256ZM256 256H255V257H256ZM263 256H264V255H263ZM263 256H262V257H263ZM17 257H18V256H17ZM17 257H16L15 259H16V261L19 262V259H18V258H19L20 256H19L18 258H17ZM39 257H40V255H39ZM66 257H68V255H67ZM69 257H70V256H69ZM88 257H89V256H88ZM91 257H92V256H91ZM97 257H101V256H97ZM111 257H112V256H111ZM138 257H139V256H138ZM148 257H151V256H148ZM148 257H147L146 259H149ZM153 257H154V256H153ZM159 257H157V258H159ZM222 257H223V258H222ZM233 257H234V255H233ZM244 257H245V259H244ZM262 257H261V259H260V257L258 256L257 259H258V258H259L260 260L263 259V261H264V257H263V258H262ZM12 258H13V257H12ZM71 258H74L73 261L71 262V264H72L73 262H76V260H77V259H75L76 256H75V257H71ZM77 258H78V256H77ZM101 258H102V257H101ZM108 258H109V257H108ZM176 258H177V257H176ZM234 258H235V257H234ZM234 258H233V260H234ZM240 258L235 259V260L241 262V260H239ZM17 259H18V260H17ZM20 259H21V258H20ZM54 259H56V257H55ZM62 259H63V260H62ZM64 259H65V258H61L62 262H64V263H65L66 260H67V261L69 260V259L66 258V260L64 261ZM78 259H80L79 261H81V259H82V260H85V259H87V255H86V258H84V259H83V258H78ZM89 259H90V257H89ZM89 259H87V260H89ZM95 259H96V258H94L93 260H95ZM104 259H105V257H104ZM106 259H107V257H106ZM110 259H111V258H110ZM118 259H119V258H118ZM125 259H127V257H126ZM159 259H160V258H159ZM159 259H158V260H159ZM174 259H175V258H174ZM208 259H209V258H208ZM208 259H207V260H208ZM211 259H212V258H211ZM211 259H210V261H211V264H212V260H213V259H212V260H211ZM218 259H219V257H218ZM225 259H224V260H225ZM253 259L255 260V258L251 257V260H250V261H252ZM21 260H24V259H21ZM21 260H20V262H21ZM56 260H57V259H56ZM56 260H55V261H56ZM61 260H60V261H61ZM102 260H103V259H102ZM112 260H114V259H112ZM112 260H111V262H112ZM140 260H141V259H140ZM153 260H155V258H154ZM158 260H157V262H159V261L161 262V261H162L161 259H160L159 261H158ZM167 260H168V259H167ZM171 260H172V257H171ZM207 260H206V261H207ZM224 260H223V261H224ZM228 260H229V259H228ZM228 260H227V262H228ZM235 260H234V261H235ZM243 260H242V261H243ZM57 261H58V260H57ZM60 261H58V264H59ZM69 261H70V260H69ZM96 261H97V259H96ZM114 261H115V260H114ZM114 261H113V262H114ZM143 261H144V259H143ZM148 261H149V264H150V262L152 261V259H151V260H148ZM168 261H169V260H168ZM174 261H176V259H175ZM219 261H220V259L218 260V262H219ZM250 261H249V263L251 264ZM257 261H258V260H257ZM257 261H256V263H257ZM263 261H258V263L262 262L261 264H263ZM10 262H11V261H9V264H10ZM13 262H15V261H13ZM18 262H16V264H17ZM20 262H19V263H20ZM94 262H95V261H94ZM94 262H93V263H94ZM101 262H102V261L97 262V264H99V263H101ZM104 262H105V261H104ZM108 262L110 263V260H109ZM140 262H141V261H140ZM152 262H153V261H152ZM162 262H164V264H165L164 259H163ZM162 262H161V263H162ZM200 262H201V261H200ZM200 262H198V263H200ZM203 262H204V261H203ZM203 262H202V263H203ZM214 262H215V261H214ZM218 262H216V263H218ZM229 262H233V261L231 260V261H229ZM229 262H228V263H229ZM235 262H236V261H235ZM3 263H5V261H4ZM19 263H18V264H19ZM21 263H23V262H21ZM64 263H62V264H64ZM68 263H69V262H68ZM84 263L87 264V263H86V260L84 261ZM88 263H89V262H88ZM93 263H92V264H93ZM106 263H107V262H106ZM106 263H105V264H106ZM120 263H121V262H120ZM145 263L148 264V262H145ZM174 263L177 264V262H174ZM198 263H196V264H198ZM208 263H209V260H208ZM233 263H234V262H233ZM236 263H238V262H236ZM236 263H234V264H236ZM254 263H255V262L253 261L252 264H254ZM12 264H14V263H12ZM33 264H34V263H33ZM65 264H67V263H65ZM77 264H81V262L78 263V261H77ZM107 264H108V263H107ZM151 264H152V263H151ZM153 264H155V263H153ZM158 264H159V263H158ZM194 264H195V263H194ZM200 264H201V263H200ZM204 264H205V263H204ZM218 264H219V263H218ZM221 264H223L222 261H221ZM224 264H225V263H224ZM230 264H231V263H230ZM238 264H239V263H238ZM241 264H245V262H241Z\"/></svg>",
	"mask_w": 264,
	"mask_h": 264
},
{
	"label": "snow or ice",
	"instance_id": "obj_3",
	"mask_svg": "<svg viewBox=\"0 0 264 264\" xmlns=\"http://www.w3.org/2000/svg\"><path fill=\"white\" fill-rule=\"evenodd\" d=\"M195 24V21H194ZM53 35L57 37L53 41ZM22 38L27 41L30 50H34L39 47L41 49V56L37 59H40L49 48H52L53 45L59 47H66L63 41L66 39L59 32L54 30V26L50 20L41 21L39 24H33L29 21H26L23 25V32L20 37L16 35L14 31L10 28L0 29V50L4 47L11 46L14 41ZM70 47V46H69ZM62 54V53H61ZM105 60L107 61L108 56L107 52L104 53ZM35 67V63H30L25 65L23 62L20 63L19 68L26 71H31ZM66 78L71 80L75 78V73L66 72ZM89 81L96 82L94 76L89 73ZM46 87V86H45ZM151 97V93H146ZM164 97L159 98V103H163ZM153 103H157L156 98H152ZM134 119L136 122L142 123L145 122V116L142 111L134 112ZM163 125L155 124L149 125V127H162ZM244 130L241 129V132ZM136 129H132V135H135ZM247 133L244 132V135L241 136L237 134V138L241 141V144H245L247 141ZM64 137L57 136V140H62ZM23 140V138H22ZM249 152L253 151L250 145ZM165 151H172L170 148H164ZM44 145L40 144L39 149L37 150V145L32 144L26 150L22 151L21 155L16 154V147L14 143H0V217L4 213V195H5V182H4V170L7 166L11 175L17 179L10 181L7 191L10 194L11 198L8 202V211H14L18 208H36L38 209L41 205L44 195L47 193V178L49 175L47 165L44 164L39 156V152H43ZM130 157L136 158V163H139L140 152L135 148L130 146ZM143 159H148V154L145 153ZM225 165L236 171L238 174L243 176V182L248 185H259V187L264 190V153L260 155L259 165H260V174H250L252 172L251 160L252 158L246 157L243 160H233L231 154L225 157H221ZM23 161V164L21 163ZM133 166V161L130 159L128 163L124 166L122 170V175H127ZM264 196V192H262ZM140 219L135 216H124L122 218H115L111 221H108L106 227L109 229H127L130 225L137 222ZM146 219V218H145ZM166 216L162 217L159 220L153 222V228L148 232L147 238L148 242L152 243L159 238L162 234L165 227ZM56 218L49 213L47 218L44 220L45 226L49 228H55ZM260 247L261 250H264V234L260 236ZM58 250L63 251V248L58 245ZM89 257L94 255L93 249H87ZM128 258L121 262V264H141L138 260V252L129 251Z\"/></svg>",
	"mask_w": 264,
	"mask_h": 264
},
{
	"label": "water",
	"instance_id": "obj_4",
	"mask_svg": "<svg viewBox=\"0 0 264 264\" xmlns=\"http://www.w3.org/2000/svg\"><path fill=\"white\" fill-rule=\"evenodd\" d=\"M261 5H264V0H257Z\"/></svg>",
	"mask_w": 264,
	"mask_h": 264
}]
</instances>
